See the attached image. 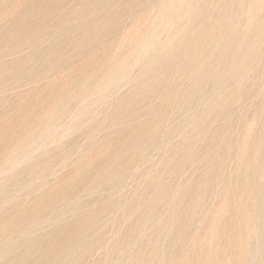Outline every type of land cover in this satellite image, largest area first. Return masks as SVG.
<instances>
[{
	"label": "rangeland",
	"instance_id": "1",
	"mask_svg": "<svg viewBox=\"0 0 264 264\" xmlns=\"http://www.w3.org/2000/svg\"><path fill=\"white\" fill-rule=\"evenodd\" d=\"M4 0H2L1 2H0V20H1V22H0V28H1V32L3 33V34H5L6 32H11V30L13 31V29H15L14 31H16L17 30V28H18V26L19 25H21L22 24V14L23 15H26V14H30V18H29V20H30V22L32 23L31 24V28L30 29H32V30H30L29 32L27 31L25 34H26V36L27 35H29L28 33H30V35H29V38H28V36H27V38H26V36L24 37V35L25 34H23V33H19L18 34V32H17V34H18V36H17V34L16 35H14L13 37H8L7 36V34H5L4 36H3V34H1V32H0V35L1 36H3V39L5 40V38H8V39H13V40H7L8 41V43H7V41L5 40V42H3L2 43V41H3V39H2V37L0 36V81L2 82L1 84H0V91H1V93H0V123L1 122H5V121H8L9 122V120H10V122L8 123V122H6L7 123V125L6 124H4L3 125V123H1L0 124V135H1V137L3 136L4 137V139H0V151H1V153L2 152H4V154L6 153V155L5 156H2V157H5V158H7L8 156H9V154L13 151L14 152V155H11V156H9L10 158H12V159H10L9 157H8V159H10V163H15L16 162V160H18V161H20V158H21V161L18 163V162H16L17 164H20L19 166H18V168H17V166H16V164L14 165H9V161H8V159H7V162H8V164H4L3 163V167L5 168L6 166H11L10 168H11V170H9L8 171V167H6L5 169L4 168H1L0 167V169H4L3 170V172H2V170H1V172L2 173H4L6 170L8 171V173H7V171L5 172V173H7V174H2V173H0V180H2L1 178H4L3 180H5V181H3L2 180V182H0V185L2 184V187H0L1 189H3V187H7L9 184H10V188L11 189H9L8 187V190H9V192H10V194L9 195H11V193H13L11 196H13L14 198L17 196V198H15V200L16 199H18V201H15L14 200V198H12L11 196H7V197H11L12 199H9V198H7V201H8V199H9V201L8 202H11V203H8V202H6V201H3V200H6V199H2V197H1V195H0V199H2V200H0V203H1V206H5V208H3L2 207V209L0 210V211H3V210H6V211H4V212H6L7 214H9L8 216L9 217H11L13 214H10V212H13L14 213V211H16V210H14L15 208H17V207H19V205H25L26 203L28 204L29 202V204L27 205V207H29V206H31V205H34L33 203H38V202H40V200L38 201V199H42V198H40V197H43V195H47V194H50L51 192H53V193H51V194H55V193H57L58 191H60V190H62V189H64L63 187L65 186L64 184H61V180L59 179V178H61L62 179V181H66V179L64 180L63 179V176L64 175H69V174H71L72 172H73V174L75 173L74 172V168H76V167H78V164H79V166H80V164H82V162H85V161H87V158H89V157H86V160H85V157H83L82 158V156L84 155V156H86L87 154L88 155H93L94 153H98L99 152V150H100V148L98 147L99 145L98 144H101V143H106V145L105 146H109V148H111V145H112V147H114L115 146V144H116V142H117V137H118V135L120 134H123V135H126L127 134V131H129V132H131L132 130L130 129V128H133V130L134 129H136V127L137 128H140V126H145L146 124H147V120H148V118L150 117V116H152V115H150L152 112L151 111H153V110H155V111H160L161 109H164V107H165V109H166V107L167 108H170V107H175V109L177 110H174V112H175V114H174V112H172L171 114H170V117L169 118H171V119H169L168 121H167V119L165 120L166 122H165V125L164 124H162V125H160V126H163V127H161L160 128V126H158V127H155L156 128V130L154 129L153 131V133H155V135L156 134H160L161 133V135L158 137V135H156V136H154L156 139H158V140H161V143L162 142H164L163 144H164V146H163V144L161 145L160 144V146H156L155 144H150V146H148V148H147V153H148V151H149V153L147 154L146 153V155L142 158V159H139L138 161L136 160L135 162H134V164H133V169H130L129 170V172L128 173H130V174H125L124 175V179L126 180L125 182H124V179L122 180L123 182L117 187V189L115 188L114 190H112V192H111V188H112V185H111V187H110V185H109V183L107 184V183H103V184H101L100 186V188L97 190V189H95V192H93L92 190H90V191H83L82 192V189H79V190H81V191H79V190H77V191H79L82 195H79V197H80V199H79V197H78V195L76 196V198L74 197L77 193L76 192H74V190L76 191V189H74V190H72V192H70L69 194V200L68 199H65V200H61L62 201V203H61V201L59 202V201H56V206L57 207H61L60 205H64L63 203H65L64 201H69L70 202V197H71V194H73L72 195V200L71 201H75V200H77V201H75V203L74 204H72L71 206H70V203L68 202V203H65V205L63 206V208H65V207H68L67 209H65L64 211H66L65 213L64 212H62V214L63 215H61L60 213H59V215H58V212H56L55 214L53 213H51V214H49V216H48V214L46 215H44L42 218H44L43 220L45 221V222H43V221H41L42 220V218L40 219V223L41 222H43V223H41V224H39V227H41V228H38L37 226L36 227H34V228H37V229H34V228H32L33 230H35V231H33L32 229H29L30 228V226H20L18 229H19V231L17 232V233H15V235H17L18 233H20V232H23V233H21L20 235H22L23 234V236H24V230L27 232L26 234H25V236L24 237H26L29 233V235H31V236H29L30 238L29 239H33V237H34V239L35 238H37L39 235H41V236H43V235H45V234H47V231H48V234H50V233H58L57 235H59L60 233H62V231L63 230H61V228H60V230H58L57 228L58 227H62V229H64L65 228V226L66 227H68L69 226V224H71V223H73V222H75L74 220H76V219H78L81 215V217L79 218V219H81L82 217L84 218L86 215H87V211H89V210H92V211H98L97 209H99L100 211H99V213L101 212H103L102 214H104V215H102V214H99L98 212H96V213H98L99 215H101V217H103L102 218V220H105V221H103V222H101V223H98V225H96L97 227V229L99 230V226H100V224H102V223H104V226H105V224H106V226L104 227L103 225V229H102V227L100 226V231L102 232L103 230L104 231H107V233H109L108 235H109V239H110V241H109V239L107 238V236L108 235H104V234H106V232H104V234H102V233H100L97 229L95 230V231H93L95 228V226L93 227L94 229H91L92 228V226H93V223L92 222H89V223H87L86 224V226H85V230H87L88 232H91V231H93V235L91 234V233H88L87 231H86V233L85 234H87V236L86 235H84L85 237V239L84 240H86V237H87V240H88V238H89V236L91 235L92 236V238L90 237V239L89 240H91V242L89 241H87L86 243H88V244H86L85 243V245H90V243H92V245L93 244H95L96 245V243H97V245L96 246H94V248L95 249H93V252H92V247L89 249V250H91V251H89L88 250V253H90V254H88L86 251H85V249H84V246L85 245H83V246H81V247H83V249L82 248H80V252L81 251H83V253H87V254H83L82 253V260L80 259V257H79V259H78V261H77V263H75V264H85V263H91V264H108V263H110V264H118V263H120V261H121V259H122V262L120 263V264H124V262H125V264L127 263V262H130V263H128V264H135L137 261L135 260L136 259V257H138V254L140 253V251L139 250H141V248L144 246V244H143V241H146L147 242V238L149 237L148 235H154V228L152 229V226H151V230H152V232H151V234H149L150 233V228H148V227H150L149 226V224H151V223H148V222H150V221H148V222H146L147 220H144V222L145 223H143V220H141V222H142V224H138V225H145V226H137V225H135V228L137 229V228H139V229H137L136 231H139V230H143L142 232H144L145 230V232L144 233H141V235L140 236H137V237H140V238H135L134 236H132V238L131 239H129V241H126L127 243H125V238H124V242L123 243H125L126 245H127V247L128 248H126V247H124L125 245L122 243V238L124 237V234H122V233H124V232H126V228H127V226H128V228L129 227H131V224H132V226H133V224H136V223H134V222H137L138 221V219H137V217H135V216H138L139 215V213H140V209L142 208V207H139L140 205H141V203L143 202H145L146 203V201H147V199H148V196L150 195V197L154 194V189L155 188H153V186L151 185V184H155V186H156V183L159 181V183H157V185H159L161 182L164 184L165 182V187L169 190V193H170V191H172L173 190V192L175 193L176 192V195H174V193L172 194H169V196L170 197H168L166 200H163L164 201V206L166 207V209H165V207H161V206H159L158 207V204H160L161 203V201H162V199L160 198L159 200H161V201H158V203H157V205H156V207H155V210H154V213L152 212V211H150V213L151 214H157V213H160L159 215L161 216H159L160 217V221H161V223H164V225H163V232H166L167 230V228L168 227H170V229H168V231L167 232H169L170 233V235L168 236L169 237V241L167 240V238L168 237H163L162 238V236H164L163 234H161L160 235V241H164V242H162V244L161 243H159L160 241L158 240L159 238H157L156 239V244H157V246H158V244H161V250H160V248H158V250H160L161 251V255H160V252H158V250H157V252L156 253H159V256L160 257H157L158 255L155 253V252H146L147 254H145V257L144 258H146L147 256V258H148V262L146 263V264H149L150 262L152 263V264H167L169 261H171L173 264L175 263L173 260L174 259H176V257L177 258H179V257H181V254L185 251L186 252V250H187V252H190L191 253V257H190V253H189V257H185L186 258V261H185V258L183 259V261H182V264H188V262L190 261V259L191 258H197L196 256H194L195 254H194V249L196 248H193V246H196L197 245V243H199L198 241H200V242H204L205 241V239H204V237H205V234H206V231L205 230H207L206 228H207V225L208 224H211L212 223V221L214 220V222H213V224H211V225H215V223H220V224H217V226L215 225L214 226V228H216V231H217V237L216 236H213L214 238H212L210 241H211V244H212V248H213V245L214 244H216V247H217V249H216V247L214 246V249H212L211 247H208L207 249H208V251H209V248H211L213 251H215V249H216V253L214 252V254H213V256H216V259L215 258H212V259H214L215 261L216 260H218V257L217 256H221L222 254H223V256L222 257H224V259L223 260H221V258L222 257H220L219 259L221 260V262H219V260L218 261H216V263L218 262L219 264L221 263V264H224L225 262H227V263H225V264H230L231 262H233V260H234V258L237 256V255H235V256H230V252L231 251H233L231 254H236V253H238L239 252V249H240V246H246L247 245V247H246V249H247V255H246V257L245 258H247L246 260L247 261H249V262H247L246 261V263L245 264H250V263H252V264H264V231H263V229H264V218H263V214L264 213H262V212H264V211H261L260 212V214L261 215H259V217L260 218H255V220L254 221H251L250 222V220H253V219H251V216H252V218H253V216H255V213H254V210L253 209H256L257 208V205H261V204H263L262 205V210H264V181H262L264 178V143H263V145H262V142H259V137L260 138H264V123H262L261 121H262V119H263V122H264V0L262 1L263 3H262V8L261 9H259V10H256V9H254V7L252 8L251 7V5L253 4V2H252V0H250V2H251V5H250V8H252V9H250V8H247L248 10H251V14H250V16L251 17H249V18H242L241 20H240V22H243V23H240L241 25V27H242V29L244 30V31H246L247 33H249V34H253V29L256 27V26H258L259 25V27H261V29H262V31H263V34H262V38H261V40H259V43H258V47H257V49L259 50L252 58H250L249 59V65L250 66H248V70L246 71V74H245V76L243 77V78H241L239 81H230V82H228V83H225V84H223L222 86H220V85H217L216 87H214L213 88V91H214V96H213V92H212V96L213 97H211V98H213L212 100L213 101H215L216 99H221V104L219 105H217V108H214V109H211V111H210V108L208 109L207 107H209V104L208 103H210L209 101H208V103H206L207 102V100L208 99H211L210 97L207 99V100H204L203 102H205V103H203L202 101L201 102H199V104L197 103V106L199 107H197L196 109H194V107L196 106L195 104L196 103H193L192 105H193V109L190 107V105H189V109H191L190 111H189V109H187V107H185L186 108V110L185 111H187V112H185L186 114H184V111H182L183 109L182 108H179V107H181V102L180 101H178L176 98H177V96L178 95H176V94H178V89H176L178 86H180V87H182V86H184V87H186V85H188L189 83H190V81L194 78V76H196L197 74H198V72H199V70H196L197 69V67H199L198 66V64H197V62L195 63V61H197L196 59H192V61H190V63L187 65V66H182L179 70H177V73H176V71L175 70H173V71H175V72H173V73H170L171 71L169 70V68H166V69H164L163 71H161L162 73V75L163 76H167V78H166V76L164 77V78H162L161 77V74L159 73L160 72V69H159V72L157 71V73H153L154 71H152L151 73H150V71L149 72H146L145 73V75H143V73H142V68H140L141 67V65L143 66V61L145 60V58H146V55L143 57V58H141V60L139 59L138 61H140V62H137V63H133L132 65V67H130V69H129V67H128V70H126V72L125 73H128L130 70H131V75L132 74H134L133 76H131V77H129V78H131L130 80L133 82V84L132 83H130L131 81H129V79L127 78V76H129L128 74L130 73H128L127 75H124V74H122L124 77H122L121 79H122V81L119 79V77L121 76V75H119L118 77H117V80L119 79L120 81H119V83H118V81L117 82H115L116 84H114L113 86H111L113 83H111L110 84V86L109 85H106L105 84V87H103L102 86V88H105V89H102L101 91L103 92V90H105L104 92H106V93H104V95H103V93L101 92V94H102V96H105V97H102V96H100L98 93H100V91L99 92H97V91H95V89H94V87H92V89H94V90H92L90 87H91V85L92 86H94L95 84H96V80L97 81H99L100 79H102V74H103V72H104V69L106 68V66L108 65V64H110V59H113V58H115V57H113V55H117V57H120V54L119 53H121V54H123L124 52L123 51H125V52H129V51H133V53H132V51L131 52H129V53H131V54H129L128 55V53L127 54H123V55H126V56H129V58H132L133 57V55H134V50H133V48H132V43L135 41V40H137L138 38H142V37H144V34H145V32H146V26H148V24H150V21H151V19H152V17H153V15L154 14H156V9H157V3H158V1L159 0H113V1H111L110 0V2H112V4L109 2V0H96V1H94V0H89L90 2H91V4H90V2L88 1V3H87V0H59V1H57L56 2V0H55V2H54V0H39V2L37 1V0H35V2H34V0L32 1V0H8V1H4ZM17 1V2H16ZM27 1V2H26ZM29 1H32V3H30ZM63 1V2H62ZM92 1L94 2V4L92 3ZM100 1H102L103 3H107V4H102ZM144 1V2H143ZM150 2V4H148L149 2ZM212 1V2H211ZM223 1V2H222ZM228 1V2H227ZM16 2V3H15ZM50 2V3H49ZM54 4L53 6H51L52 5V3ZM60 2V3H59ZM96 2V3H95ZM111 4H109V3ZM126 2V3H125ZM146 2V3H145ZM154 2V3H153ZM155 2H157V3H155ZM209 2H211V4L209 3ZM231 2V0H218V1H215L214 2V0H208V3L210 4V7H211V9H214L212 12H211V19H212V17L214 18V15L217 13V9H224V7L226 8V7H228L230 4L231 5H233L232 3H230ZM13 4V6H11L12 4ZM99 3H100V6H99ZM120 3V4H119ZM141 3V4H140ZM214 3V4H213ZM221 3V4H220ZM227 3V4H226ZM18 4V5H17ZM23 4L25 5V6H23ZM30 4V5H29ZM31 4H32V6H31ZM37 4V5H36ZM44 4V5H43ZM55 4H61V5H55ZM108 4H109V6L114 10H112V9H110V8H108L109 6H108ZM146 4V5H145ZM213 4V5H212ZM216 4V5H215ZM1 5H2V8H1ZM19 5H20V7H19ZM35 5H36V7H35ZM42 5H43V7H42ZM87 5V6H86ZM93 5L95 6V7H93ZM102 5V6H101ZM105 5H106V7H105ZM113 5V6H112ZM120 5V6H119ZM152 5V6H151ZM28 6H29V8H31V9H29L28 8ZM38 6H39V8H38ZM56 6V7H55ZM92 6V7H91ZM99 6V8H97L96 9V7H98ZM124 6V7H123ZM142 6H144L143 8H142ZM149 6V7H148ZM215 6V7H214ZM218 6H219V8H218ZM22 7V8H21ZM24 7V8H23ZM25 7H27L28 8V10L25 8ZM46 7V8H45ZM58 7H60L61 8V10H59L58 9ZM102 7V8H101ZM118 7H120V8H118ZM147 7V8H146ZM156 7V8H155ZM22 9V10H18V9ZM36 10H35V9ZM51 8V9H50ZM53 8V9H52ZM55 8V9H54ZM63 8V9H62ZM93 8H95V9H93ZM127 8V9H126ZM1 9H3V10H1ZM12 10V11H10V10ZM25 10V12H24V10ZM42 9H43V11H42ZM57 9H58V11H57ZM119 9H120V11H119ZM142 9V10H141ZM149 9V10H148ZM35 10V11H34ZM37 10L39 11V12H43L42 14L40 13L39 14V12L37 13ZM44 10H47L46 12L44 11ZM51 10V11H50ZM53 10V11H52ZM93 10V11H92ZM95 10V11H94ZM137 10V11H136ZM138 10H139V12H138ZM23 11V13L21 14V12ZM27 11H29L28 13H26ZM30 11H32V12H30ZM33 11H34V13H33ZM56 11V12H55ZM60 11V12H59ZM79 11V12H78ZM88 11H91L90 13L88 12ZM104 11V12H103ZM115 13H113V12ZM154 11H155V13H154ZM256 11V12H255ZM14 12V13H13ZM45 12V13H44ZM48 12H50V13H48ZM66 12V13H65ZM85 12L87 13L86 15H85ZM109 12V13H108ZM121 12V13H120ZM214 12H215V14H214ZM255 12V13H254ZM13 13V14H12ZM26 13V14H25ZM32 13L34 14V15H32ZM53 13V14H52ZM80 13H81V15H82V17H81V15H80ZM107 13L108 14H112L111 16H110V18L108 17V19H109V22H110V20H111V22L110 23H108V24H105L104 22L105 21H107V19L106 20H104V22H101V21H103V19H105V17L106 16H109V15H107ZM10 14V15H9ZM40 16H39V15ZM44 14H45V16H44ZM51 14V15H50ZM59 14V15H58ZM70 14H73V15H71L70 16ZM118 14H120V16L118 15ZM129 14V15H128ZM147 14V15H146ZM153 14V15H152ZM261 14H263V15H261ZM5 15H7V16H5ZM37 17H36V16ZM43 15V16H42ZM88 15V16H87ZM118 15V16H117ZM213 15V16H212ZM32 16H33V22H32ZM49 16H51L50 18H49ZM52 16H53V18H52ZM60 16H63V17H60ZM73 16V17H72ZM80 16V17H79ZM118 17V19L117 20H115V17ZM155 16V15H154ZM259 16H261V19H260V17ZM39 17V18H38ZM2 18H6V19H2ZM38 18V19H37ZM59 18V19H58ZM62 18V19H61ZM66 18V19H65ZM69 18V19H68ZM76 20H75V19ZM107 18V17H106ZM112 18V19H111ZM121 18V19H120ZM155 18V17H154ZM154 18L152 19V20H154ZM20 19V20H19ZM49 19V20H48ZM54 21H53V20ZM46 20V21H45ZM55 20H57V21H55ZM62 20V21H61ZM248 20V21H247ZM38 21H40V23L38 22ZM53 21V22H52ZM64 21H66L65 23H64ZM73 21V22H72ZM116 21V22H115ZM190 21L192 22V23H194L192 26H191V29H192V27L193 28H197L196 27V25L198 24V22H199V19H196V21L195 22H197V23H195L194 21H193V19H190ZM211 21V20H210ZM258 21H260V24H258L257 25V23H258ZM14 22H16V23H14ZM17 22H19V24L17 23ZM21 22V23H20ZM42 22V23H41ZM49 22H51V23H49ZM55 22V23H54ZM99 22L103 25H101V24H99ZM149 22V23H148ZM9 23V24H8ZM13 23V24H12ZM39 23V24H38ZM44 23V24H43ZM49 23V24H48ZM56 23H57V25H56ZM58 23H59V25H60V23L62 24V25H60V27H59V25H58ZM72 23V24H71ZM96 23H97V25H96ZM18 24V25H17ZM41 24V25H40ZM45 24H47V25H45ZM64 24V25H63ZM105 24V25H104ZM110 24H111V27H110V29L107 27V26H110ZM245 24V25H244ZM10 25H11V27H10ZM48 25H50V26H48ZM53 25V26H52ZM70 26V27H68L69 28V30H68V28H67V26ZM72 25V26H71ZM93 25L94 26H97V28H94L93 27ZM107 25V26H106ZM115 25V26H114ZM133 25V26H132ZM14 26H15V28H14ZM44 26H47V27H44ZM66 26V27H65ZM87 26V27H86ZM88 26H90V27H88ZM106 26V27H105ZM7 27H10V31H9V28H7ZM12 27H13V29H12ZM37 27V28H36ZM41 27V28H40ZM51 28V29H49V28ZM61 27H63V28H61ZM8 30H7V29ZM67 30H66V29ZM4 29V30H3ZM5 29H6V31H5ZM56 29V30H55ZM61 29H63V30H61ZM86 29V30H85ZM93 29V30H92ZM94 29H95V31H94ZM172 29V30H171ZM171 29H169V31L168 30H163V32L161 33V35L159 34V36H158V40H159V42H163V41H165V40H167L169 37L166 35L167 33V31L170 33V36L172 35V34H176V33H178L179 32V36L180 37H182L181 35H183V30L182 31H180V30H177L175 27H171ZM174 29V30H173ZM34 30H36V31H34ZM37 30H38V33H37ZM40 30H42V31H40ZM64 30H66L65 32H66V34L64 35ZM84 31L85 32V34H84V36L83 37H81V35H80V31ZM99 30H101V31H99ZM129 30V31H128ZM171 30V31H170ZM176 30V33L174 32ZM3 31H5V32H3ZM69 31V32H68ZM81 31V32H82ZM88 31V35H89V40H92L93 39V41L92 42H87L86 43V41H89L88 40V38H87V32ZM126 31V32H125ZM145 31V32H144ZM34 32V33H33ZM36 32V33H35ZM83 32V33H84ZM97 32V33H96ZM128 32V33H127ZM134 32V33H133ZM183 32V33H182ZM83 33H81V34H83ZM94 33V34H93ZM95 33H96V35H95ZM163 33H165V34H163ZM21 34V35H20ZM23 34V35H22ZM31 34H32V36H31ZM35 34V35H34ZM121 34V35H120ZM70 35H71V38H70ZM86 35V36H85ZM100 35V36H99ZM169 35V34H168ZM178 35V34H177ZM21 36V37H20ZM30 36H31V39H30ZM34 36V37H33ZM93 38H92V37ZM94 36H96L95 38H94ZM190 36V34H189V32L188 33H186L185 34V36H184V40L185 39H187V37H189ZM16 37H18V39L16 38ZM66 37V38H65ZM91 37V38H90ZM135 37H138V38H135ZM162 39H161V38ZM166 37H167V39H166ZM14 38H16L15 40H14ZM21 38V39H20ZM68 38V39H67ZM72 38H73V40H72ZM77 38V39H76ZM83 39V38H85L86 39V41H85V39H83V41L80 43V44H82V45H80L79 44V42H80V39ZM126 38V39H125ZM134 38H135V40H134ZM24 39H26V41L24 40ZM34 39V40H33ZM74 39H76V40H78L79 42H77L76 40H75V42H74ZM98 40V43H99V45H98V43H96L97 42V40ZM101 39V40H100ZM104 39V40H103ZM18 40H24L23 41V43H18ZM28 40V41H27ZM68 40V41H67ZM70 40V41H69ZM72 40V41H71ZM100 40V41H99ZM116 40H118V41H116ZM134 40V41H133ZM163 40V41H162ZM11 41V42H10ZM16 41V42H15ZM261 41V42H260ZM71 42V43H70ZM73 42V43H72ZM79 44L77 47H76V44L77 43ZM100 42H101V44H100ZM7 43V46H9L10 45V43L12 44V45H10V47H8L7 48V46L5 45V44ZM28 43V44H27ZM70 43V44H69ZM75 43V44H74ZM85 45H84V44ZM93 43V44H92ZM135 43H136V41H135ZM3 44H4V46H3ZM16 44V45H15ZM46 44V45H45ZM72 44H74V46L72 45ZM89 44H91V46H89L88 47V45ZM96 44V45H95ZM109 44V45H108ZM86 45H87V47H86ZM94 45V46H93ZM101 45H103L104 47H102ZM108 45V46H107ZM133 45H134V43H133ZM155 45L158 47L157 48V50H155L154 48H156L155 47ZM155 45H153V47L149 50V53L151 52V54H148L147 55V58L149 57H151L152 58V56L154 57L155 56V54L156 53H158L159 52V50H160V48H159V46H158V44H155ZM5 46H6V48H5ZM16 46V47H15ZM106 46V47H105ZM182 46V45H181ZM262 46V47H261ZM17 47H18V49H17ZM31 47V48H30ZM49 47V48H48ZM79 47V48H78ZM86 47V48H85ZM91 47V48H90ZM102 47V48H101ZM109 47V48H108ZM118 47V48H117ZM12 48V49H11ZM16 48V49H15ZM46 48V49H45ZM104 48V49H103ZM106 48H108V50H106ZM114 48V49H113ZM134 48H135V50H136V46H134ZM11 49V50H10ZM15 49V50H14ZM39 49V50H38ZM42 49H45V50H43L42 51ZM96 49V50H95ZM110 49V50H109ZM116 49V50H115ZM129 49V50H128ZM152 49H154V50H152ZM159 49V50H158ZM38 50V51H37ZM53 50V51H52ZM55 50V51H54ZM91 50V51H90ZM99 50V51H98ZM126 50H128V51H126ZM4 51H5V53H4ZM50 51H52L53 53H54V55L52 54V52H50ZM58 51V52H57ZM155 52V54H153L154 52ZM157 51V52H156ZM11 54H10V53ZM38 52V53H37ZM39 52H42V53H44V54H42V53H40V54H42V55H44L43 57H40L39 56V58L37 57L38 55H39ZM91 54H90V53ZM102 52H105L104 54H106L107 56L108 55H110L108 58H109V61L107 60V62H105L106 60H105V58H103V56L105 57L106 55H103V53ZM109 52V53H108ZM123 52V53H122ZM37 53V54H36ZM47 53H49V54H47ZM58 53H60V54H58ZM113 53V55H111ZM161 53H162V51H161ZM167 54L166 52H164L163 51V53L162 54ZM30 54V55H29ZM46 54V55H45ZM98 54V55H97ZM102 54V55H101ZM258 54V55H257ZM261 54H262V56H261ZM34 55H36V58H35V56ZM41 55V56H42ZM51 55H53V56H51ZM56 55H58L57 56V58H56ZM130 55H131V57H130ZM32 56V57H31ZM34 56V57H33ZM47 56L48 57H51L50 58V60H49V58H47ZM62 56V57H61ZM106 56V57H107ZM122 56V55H121ZM256 56H257V58H256ZM26 57V58H25ZM29 57V58H28ZM30 57L32 58L31 60H30ZM44 57H46V58H44ZM93 59H92V58ZM98 57V58H97ZM111 57V58H110ZM116 57V58H117ZM4 58V59H3ZM21 58H23V59H21ZM27 58H28V60H27ZM56 58V59H55ZM101 58H103L102 60H100ZM107 58V59H108ZM115 58V59H116ZM258 58H262V59H258ZM20 59V60H19ZM25 59V61L23 62V63H21L23 60ZM34 59H36V61H35V63L37 62V63H39V65L42 63V60H43V62H46V63H42L40 66H43V64H44V66L43 67H40L39 65H35L33 62H34ZM39 59V60H38ZM56 60V62H55V60ZM97 59V60H96ZM254 59L256 60L255 62H253L254 61ZM3 60V61H2ZM22 60V61H21ZM59 60H61V61H59ZM9 61H10V63H9ZM17 61V62H16ZM18 61H20V62H18ZM28 61V62H27ZM33 61V62H32ZM55 63H54V62ZM58 61V62H57ZM90 61V62H89ZM97 61H102L103 63H100V62H97ZM194 61V62H193ZM260 61V63L258 64V62ZM261 61H262V63H261ZM33 63V64H31V63ZM92 62V63H91ZM97 64V65H94L95 63ZM109 62V63H108ZM253 62V63H252ZM257 62V63H256ZM36 63V64H37ZM52 63V64H51ZM54 63V64H53ZM111 63H112V60H111ZM193 63H195V65L197 66H194V64ZM252 63V64H251ZM11 64H12V66H11ZM82 64V65H81ZM85 64H86V66H87V68H86V66H85ZM90 64V65H89ZM99 64V65H98ZM100 64H103V65H100ZM139 64V65H138ZM13 65H15V66H13ZM37 66V67H35V66ZM88 65L90 66L89 68H88ZM258 65H260V66H258ZM19 66V67H18ZM34 66V67H33ZM45 66H46V68H45ZM80 66V67H79ZM84 66V67H83ZM91 66H92V73H91V75L93 76V77H95V78H91V79H89V80H91V81H89L88 80V83H86L87 85H85L84 87L83 86H81L80 84H78V83H80V81L82 80V78L81 77H84L87 73H90V70H91ZM134 66H135V68H134ZM194 66V67H193ZM258 66V67H257ZM262 66H263V68H262ZM3 67V68H2ZM11 67V68H10ZM79 67V68H78ZM186 67V68H185ZM188 67V68H187ZM193 67V69L195 68V70H193V71H189L191 68ZM259 67H261V68H259ZM41 68V70H39V69ZM42 68H44V69H42ZM78 68V69H77ZM83 68H86L85 69V71L87 72H85L84 71V74L82 73L83 71L82 70H84ZM182 68H185V69H182ZM259 68V69H258ZM2 69H4V70H2ZM8 69V70H7ZM10 69V70H9ZM15 69H17L19 72H17ZM30 69V70H29ZM66 69V70H65ZM79 69H80V72H79ZM140 69H141V71H140ZM181 69L183 70L182 72H181ZM251 69V70H250ZM255 69V70H254ZM37 70H39L37 73H36V71ZM78 70V72H76ZM98 70V71H97ZM103 70V71H102ZM137 70H139V72H137ZM162 70V69H161ZM166 70V71H165ZM192 70V69H191ZM257 70V71H256ZM262 70V71H261ZM13 73L14 72V74H11V72ZM17 72V74H16V72ZM101 71H102V73H101ZM128 71V72H127ZM164 71L166 72V73H164ZM167 71L169 72V73H167ZM179 71V72H178ZM189 71V75H188V73H187V75H186V72H188ZM196 71V72H195ZM249 71H250V73H251V75H249L250 73H249ZM254 71V72H253ZM1 72H2V74H1ZM4 72V73H3ZM8 72V73H7ZM40 72H41V74H40ZM43 72V73H42ZM141 72V73H140ZM181 72V73H180ZM257 72H259V74H260V76H259V74L257 73ZM19 73V74H18ZM95 73V74H94ZM137 73V75H135ZM190 73H194V76H193V74H192V77H191V75H190ZM255 73H256V75H255ZM16 74V75H15ZM39 74V75H38ZM77 74H79L80 75V77L77 75ZM101 74V75H100ZM150 74V75H149ZM154 74V75H153ZM169 74H172L173 75V77H171V75L169 76ZM177 75V78L175 79V77H176V75ZM263 74V75H262ZM4 75V76H3ZM12 75H14L13 77H12ZM19 75V76H18ZM32 75V76H31ZM46 75V76H45ZM68 75V76H67ZM140 75H142L141 77H140ZM254 75V76H253ZM9 76H11V77H9ZM134 76H136V77H138L137 79H138V82H136L137 81V79H136V77H134ZM156 76H158V77H156ZM180 76V77H179ZM184 76H185V78H184ZM186 76H188V77H186ZM190 76V77H189ZM256 76H257V78H259L260 77V79H258L257 80V78H256ZM4 78V79H1V78ZM16 77H18L17 79H16ZM33 77V78H32ZM101 77V78H100ZM142 77H143V81H145V82H141V80H142ZM145 77V78H144ZM5 78H7V80H9V78H11V80H9L8 82H7V80L5 79ZM44 78V79H43ZM54 80H53V79ZM135 79L134 81L132 80V79ZM156 78V79H155ZM170 78V79H169ZM190 78V79H189ZM262 78V79H261ZM14 79V80H13ZM94 79V80H93ZM128 79V80H127ZM146 79V80H145ZM149 79V80H148ZM155 79V80H154ZM161 79V80H160ZM165 79V81H163ZM167 79H169V80H171L170 82H169V80H167ZM175 79V80H174ZM252 79V80H251ZM63 80V81H62ZM77 80H79V81H77ZM93 80V81H92ZM103 80V79H102ZM102 80H100V83H102L101 81ZM124 80V81H123ZM126 80V81H125ZM151 80V81H150ZM184 82H183V81ZM257 80V81H256ZM6 81V82H5ZM76 81H77V84H76ZM127 81H129L128 83H126ZM139 81H140V84H139ZM166 81H168V82H166ZM176 83H175V82ZM188 81H189V83H188ZM260 81V82H259ZM10 82V83H9ZM64 82V83H63ZM70 82V83H69ZM74 82H75V84H74ZM93 82V83H92ZM147 82H149L150 83V85L152 84L153 86H155L152 90H150L149 91V93H148V91L147 92H145V90H144V88H146L147 87ZM153 82V83H152ZM163 83V84H161V83ZM169 83V84H166V83ZM233 82V83H232ZM235 82H236V84H235ZM250 82H252V83H250ZM255 82H256V84H255ZM261 83V84H259V83ZM263 82V83H262ZM49 83V84H48ZM99 82H97V84H98ZM135 83V84H134ZM145 83H146V85H145ZM164 83H165V85L167 86V85H169V86H165L164 85ZM183 83V84H182ZM231 83V84H230ZM5 84V85H4ZM89 84V85H88ZM123 84H125L124 86H122ZM136 84H138V85H141V86H138L139 88L137 89V86H136ZM160 84V85H159ZM170 84H172V85H174V86H172V88H171V86H170ZM232 84H234V85H232ZM250 84V85H249ZM255 84V85H254ZM47 85V86H46ZM60 85H65V86H67L68 85V90H67V88L66 87H63V92H62V90H60L61 88H62V86H60ZM71 85H75V86H70ZM77 85V86H76ZM101 85H103V84H101ZM118 85H120V86H118ZM130 85V86H129ZM144 85H145V87H144ZM164 87H162V86ZM248 85V86H247ZM257 85V87H255L254 88V86H256ZM259 85V86H258ZM59 86H60V88H59ZM88 87V89H87V87ZM108 86V87H107ZM117 86V87H116ZM132 86H136L135 87V90L136 91H138L139 93H137V96L135 95V97H137L138 98V100H137V98H136V106H137V104H138V106L136 107V106H134L133 104H131L130 105V108L129 107H127L128 109L126 110L127 112H125L126 114H124L122 117H121V119L119 118V120H122V122L121 121H115L116 119H118V117L117 118H113V115L111 114V113H115L117 110H121L122 109V107L119 109V107L120 106H122V99L123 98H125V94H127V95H130V94H132L133 92L132 91H134V93H135V90L133 89H130ZM158 86H160V90H159V87ZM228 86H230V87H228ZM233 86V87H232ZM239 86V87H238ZM250 86V87H249ZM8 87V88H7ZM56 87H57V89L59 88V94L61 95V96H58V97H60V98H57L56 96H54V94H52L53 93V91H54V93H56ZM70 87V88H69ZM77 87H80L79 89L77 88ZM82 87V88H81ZM113 87V88H112ZM184 87H182L181 89H183ZM219 87H221V88H219ZM226 87L228 88L227 90H228V92L229 93H231L232 91H234L237 87H238V89L239 90H237V93H234L230 98H228V99H226V97H227V95L229 94L228 92H227V95H226ZM234 87H236L235 89H234ZM16 88V89H15ZM66 90H65V89ZM77 88V89H76ZM107 88V89H106ZM114 88H116V90L114 89ZM133 88V87H132ZM141 88V89H140ZM162 88L164 89V90H162ZM219 88V90L220 91H218L217 89ZM230 88V89H229ZM249 88H251V89H253V91H254V93H252L253 91L251 90V89H249ZM71 89V90H70ZM76 89V90H75ZM81 89V90H80ZM83 89V90H82ZM84 89H86V90H84ZM147 89V88H146ZM170 90V92H171V94H169L170 92H169V90ZM180 89V88H179ZM5 90V91H4ZM17 90V91H16ZM70 90V92H69V95L70 94H72L71 95V98H70V96H68V93H67V91H69ZM74 90V91H73ZM77 90H78V92H77ZM95 91V92H92L91 94L92 95H90V96H94V94L97 92V95H99V96H97V98L98 99H96V96L95 97H91V99H92V103L94 104L95 102V105L97 104V103H99V104H97L96 105V107H95V105L93 106V104L92 103H90L91 101V99H89L90 98V96H89V98H88V91ZM115 90V91H114ZM129 90V91H128ZM141 90L143 91L144 90V92L147 94L148 93V96L146 95L145 97H143V99H142V97H141V101L139 102V100H140V98H139V96H138V94H140L141 93ZM158 90H159V92H158ZM175 90V91H174ZM222 90V91H221ZM230 90V91H229ZM241 90V91H240ZM243 90V91H242ZM245 90V91H244ZM249 90H251L250 92H249ZM8 91V92H7ZM16 91V92H15ZM65 91V92H64ZM72 91V92H71ZM113 91V92H112ZM131 91V92H130ZM153 91H156V92H153ZM166 91H168V92H166ZM215 91H218V92H215ZM19 92V93H18ZM33 92V93H32ZM81 92L83 93V94H85L84 96H82L81 97ZM88 92V93H87ZM110 92V93H109ZM117 92V93H116ZM152 92V93H151ZM221 92V93H220ZM238 92H240V96H242V97H240L239 96V98L238 97H236V96H238ZM250 94V93H252V95L250 94H248V93ZM42 93V94H41ZM62 93H63V95H62ZM86 93H87V95H86ZM108 93H109V95H108ZM133 93V94H134ZM160 93V94H159ZM165 93H167V96H165ZM174 93H175V95H174ZM216 93V94H215ZM225 93V94H224ZM52 96H54L55 98H56V100L58 99H60L61 100V102L60 101H56V103L57 102H60L59 104L61 105H59L58 103L57 104H55V101L53 102L54 103V105L55 106H57V107H55L54 108V110H52V102H51V100H50V96L51 95ZM57 94V93H56ZM55 94V95H56ZM66 94H67V97H68V99H66L67 97H65L66 96ZM78 94V95H77ZM90 94V93H89ZM106 94V95H105ZM154 94L156 95V96H154ZM218 94V95H217ZM245 94V95H244ZM247 94L249 95V97L247 96ZM32 95V96H31ZM58 95V94H57ZM65 95V96H64ZM75 95V98L73 97ZM163 95V96H162ZM171 95V96H170ZM172 95L173 96H176V97H173V99H172ZM220 95H221V97H220ZM226 95V96H225ZM19 96V97H18ZM62 96H64V97H62ZM80 96V97H79ZM86 96H87V98L89 99H87L86 98ZM117 96V97H116ZM122 96V97H121ZM124 96V97H123ZM217 96V97H216ZM247 96V97H246ZM28 97V98H27ZM38 97V98H37ZM54 97H52V101L54 100L53 98ZM73 97V98H72ZM109 97V98H108ZM116 97V98H115ZM155 97H157V98H155ZM159 97H161V99H159ZM162 97H165V98H162ZM170 97V98H169ZM232 97H233V99H234V101H235V104H234V102H233V100H232ZM235 97V98H234ZM115 98V99H114ZM119 98H121V99H119ZM145 98V99H144ZM149 98V99H148ZM259 98V99H258ZM13 99V100H12ZM29 99V100H28ZM40 99H42V101L44 102H42V101H40V103H42V104H44V105H42L41 107H39L41 104H39L38 105V103H39V100ZM47 99V100H46ZM62 99L64 100L65 99V101H62ZM71 99V100H70ZM73 99H78L77 101H73L72 102V100ZM87 99V100H86ZM101 99V100H100ZM103 99V100H102ZM104 99L105 100H107L106 101V103H104L105 101H104ZM121 100V101H117V100ZM159 99V100H158ZM163 99V100H162ZM165 99H166V102H165ZM223 99V100H222ZM263 99V100H262ZM37 102H36V101ZM85 100V101H84ZM94 100H96V101H94ZM170 100H172V101H174L175 103H174V105L173 106H171L172 104H171V102H170ZM176 100V101H175ZM232 101V103L233 104H231V106L228 104V102L227 101ZM5 101V102H4ZM31 101H35L34 102V104L31 102ZM45 101H47V104L45 105ZM67 101H69L68 102V104H69V107H68V105H67ZM82 101H83V103H82ZM103 101V102H102ZM114 101V102H113ZM138 101V102H137ZM145 101V102H144ZM178 101V102H177ZM262 101V102H261ZM17 102V103H16ZM65 102H66V105H65ZM80 102V103H79ZM124 102V101H123ZM148 102V103H147ZM152 102V104L154 105H152V104H149V103H151ZM156 104H155V103ZM163 102H164V104H163ZM24 103V104H23ZM64 103V104H63ZM77 103H79V104H77ZM91 104V106H90V108H89V105ZM102 103V104H101ZM121 105H120V104ZM143 105H142V104ZM178 103V104H177ZM200 103H202V104H200ZM225 103H227L228 104V106H226V108L227 107H229V110L228 111H230V113L229 112H227V109H226V111H224V105H226ZM231 103V102H230ZM240 103V104H239ZM243 103V104H242ZM3 104V105H2ZM5 104V105H4ZM29 104H30V106H31V104H33V106L32 107H30L29 106ZM48 104H50V105H48ZM80 104H81V106H80ZM84 104V105H83ZM110 104H112V105H110ZM117 104V105H116ZM146 105V107H145V105ZM158 104H160L161 105V107H163V108H161V107H159L160 105H158ZM169 104H171V105H169ZM204 104V105H203ZM208 106H207V105ZM12 105V106H11ZM27 105V106H26ZM50 106V107H48V106ZM73 105V106H72ZM76 105H77V107H76ZM88 106L87 107V109L85 110V108H86V106ZM100 105V106H99ZM116 105V107H114ZM119 105V106H118ZM124 105V104H123ZM126 105V104H125ZM125 105L123 106V108H125L126 109V107H125ZM132 105H133V107H136V112L133 110L132 111V113L134 114V119H136V120H131V118L133 117L132 115H128L129 117L127 118L126 117V115L128 114V110H131V107H132ZM147 105H150L149 107L147 106ZM158 106V108H157V106ZM163 105V106H162ZM177 105V106H176ZM191 105V106H192ZM202 105V106H201ZM234 105V106H233ZM243 105V106H242ZM20 106V107H19ZM25 107V109L27 108V110H28V112L29 111H31V109L33 110L32 112H29L28 114H27V110H24V107ZM43 106H47L48 108H50L52 111H50V110H48V108L47 107H43ZM67 106V107H66ZM79 106H80V109H79ZM84 106H85V108H84ZM103 106V107H102ZM118 106V107H117ZM126 106H128V104L126 105ZM142 106V107H141ZM143 106L145 107L144 109H143ZM151 106H153L154 108H155V106H156V108L154 109L153 107H151ZM206 106V107H205ZM23 109H22V108ZM61 107V108H60ZM62 107H63V111H64V116L62 115L63 113V111H62ZM67 109H66V108ZM71 107V108H70ZM75 107V108H74ZM177 107V108H176ZM204 109V110H206V108L209 110V112H208V110H207V112L206 111H204V112H206V114L207 115H211L212 117L214 116V117H216L215 118V121H213V119H214V117H213V119H212V117L210 118L209 116L207 117V115L206 114H204L203 113V110H201L202 108ZM205 107V108H204ZM216 107V106H215ZM220 107V108H219ZM230 107H233L232 108V110L230 109ZM3 108V109H2ZM30 110H29V109ZM38 108V109H37ZM39 108H40V110H39ZM41 108H44L45 110L47 109V111L49 112H52L53 114H49L48 113V115H49V117H51V118H49V120H48V117L46 116V117H44V118H46V119H44L43 117H42V114H44L43 113V111H44V109H42V111H41ZM84 109L86 112H84L83 114H82V109ZM110 108H111V110H113V108H115L113 111H111L110 110ZM118 108V109H117ZM143 110H142V109ZM179 108V109H178ZM201 108V109H200ZM258 108V109H257ZM21 109H22V111H21ZM35 109V110H34ZM37 109V110H36ZM57 109V110H56ZM66 109V110H65ZM75 109V110H74ZM76 109H78V110H76ZM89 109V110H88ZM138 109H141V110H138ZM147 109V110H146ZM182 109V110H181ZM200 109V110H199ZM220 109H221V111H224V112H226L227 114H225L224 112H221L220 111ZM10 110V111H9ZM17 110V111H16ZM26 112L25 114H27L28 115V117L27 118H25L26 120H25V123L27 122H29L30 120V122L27 124H25L24 123V119H23V117H24V111ZM81 110V112H79L78 114H77V112L78 111H80ZM93 110H95V113L93 112ZM107 110V111H106ZM123 110V109H122ZM261 110H263V111H261ZM47 111H45V113H47ZM61 112V113H58V112ZM68 111V112H67ZM72 111H77L76 112V114H75V112H73L72 113ZM123 111H125V110H123ZM149 111V112H148ZM192 111V113H189V112H191ZM195 111V112H194ZM197 111V112H196ZM199 111V112H198ZM212 111H214L213 113H211ZM20 112V113H19ZM38 114V116L40 115L41 117L40 118H43V119H41L40 121H42L41 122V125H39L40 123H38V122H40L39 121V119L37 118L38 116L36 115V113ZM89 112H90V114H89ZM99 112V113H98ZM131 112V111H130ZM129 112V113H130ZM137 112H140V113H137ZM142 112V113H141ZM201 112V113H200ZM218 112H221L222 114H220V116H221V118H218L216 115H218L219 113ZM233 112V113H232ZM257 112H259V113H257ZM21 113H23V115H21ZM32 113V115L33 114H35V116H36V119L33 117V121H32V115H30ZM40 113V114H39ZM71 113V114H70ZM138 115H137V114ZM146 113H148V114H146ZM199 113L201 114V116L199 117V116H194V115H199ZM216 113H218V114H216ZM224 113V114H223ZM250 113V114H249ZM16 114V115H15ZM17 114H18V116H19V118H20V116H22V118H20V120L21 121H19V123H17L18 121H17V119H18V116H17ZM55 114H57V115H60L61 114V116L63 117H61V116H55ZM73 114V115H72ZM74 114L75 115H80V117L78 116V118L80 119H78L76 116H74ZM89 116V118H88V116ZM136 114V115H135ZM191 114H192V117H191ZM194 114V115H193ZM234 114H237V115H234ZM261 114V115H260ZM6 115V116H5ZM45 115V114H44ZM54 117H56L55 118V121L54 122H56V120H57V123H54L53 124V120H52V116ZM69 115V116H68ZM82 115H84L83 117L84 118H81L82 117ZM92 115V116H91ZM93 115H94V117H93ZM97 115H99V116H97ZM104 115V116H103ZM107 115V116H106ZM147 117H146V116ZM173 115H175V116H173ZM178 115H180L179 117H178ZM182 115V116H181ZM184 115H186V116H184ZM188 115V116H187ZM190 115V116H189ZM203 115L205 116L206 115V117H205V119H208V121L207 120H205V119H203V122L205 121L206 122V125L207 126H209V124H211V122L213 123V125L211 124L210 125V128H212V129H210L209 127V129L207 128V130H203L201 133L200 132H195V131H193L192 129V131L193 132H191V130H189L190 129V127L192 126H190V125H188V127L189 128H187L186 127V129L184 128L185 127V125H187L188 124V122L190 121V123L189 124H191L192 123V121H193V119H197L198 117V119L196 120V121H200L201 119H202V117H203ZM230 115H232V116H230ZM13 116V117H12ZM71 116H74L75 117V119L77 118L78 119V121L80 122H78L77 120V122L76 121H70V120H73L72 118L73 117H71ZM97 116V117H96ZM130 116H131V118H130ZM139 116V117H138ZM173 116V117H172ZM219 116V115H218ZM250 116V117H249ZM257 116V117H256ZM261 116V117H260ZM16 117V118H15ZM26 117V116H25ZM31 117V118H30ZM60 118V119H58V118ZM70 117V118H69ZM101 117L103 118V117H105L104 119H106V122H104L103 120L104 119H101ZM115 122V125L117 126V128L118 129H120V130H117L118 131V133H116L117 131H111L110 130V127L111 128H113V127H115L116 128V126H114L113 124H114V122L113 121H111V119ZM136 117V118H135ZM184 117V118H183ZM196 117V118H195ZM228 117H230V118H228ZM235 117V118H234ZM6 118V119H5ZM69 118V119H68ZM93 118V119H92ZM110 120H109V119ZM125 119V121L126 120H130V122H129V120L127 121L128 122V124H130V125H128V124H126L127 122H125V124H122V123H124L123 122V119ZM138 118V119H137ZM142 118V119H141ZM191 118V119H190ZM249 118H251V119H249ZM28 119H30V120H28ZM34 119H35V121H34ZM38 119V122L36 121ZM54 119V118H53ZM82 119V120H81ZM88 120V122L86 121V120ZM89 119H91V120H89ZM174 119V120H173ZM227 119V120H226ZM232 119V120H231ZM244 119H245V121H244ZM51 120V121H50ZM93 120H95V121H93ZM109 120V121H108ZM143 122H142V121ZM183 120H185V121H183ZM187 120V121H186ZM192 120V121H191ZM210 120H212V121H210ZM231 120V121H230ZM234 120V121H233ZM11 121H12V124H11ZM46 121L47 122H49L50 121V123H52V125H51V127L53 128L51 131L52 132H54L55 131V133H56V130L55 129H58L57 130V133L59 134L58 136H60V133H62V132H64V130H65V128L63 129V125L66 123V125H68L69 123V125H71L72 124V126L74 127V128H76L77 126L76 125H78V128H76L74 131H73V133L71 132V131H68V129H66L67 131V133L66 134H63V135H65V136H63L62 134V139L59 141L58 140V142H59V144H58V142L56 141L57 140V133L55 134L54 133V137L53 136H51V134H50V136L48 137V135L49 134H46V132L43 130V123L45 122L46 123ZM69 121V122H68ZM101 121V123H99ZM111 121V122H110ZM138 121L139 122H141V123H138ZM176 121V123H174ZM179 121V122H178ZM181 121H183V122H181ZM218 121V122H217ZM16 122V123H15ZM22 122V123H21ZM34 124H33V123ZM37 122V123H36ZM73 122H76V123H73ZM84 122H86L85 123V126H84ZM102 122H104V123H102ZM107 122H110V123H112V124H110V123H107ZM121 122V123H120ZM134 122V123H133ZM135 122H136V124L137 125H139V126H137L136 124H135ZM145 122V123H144ZM178 122V123H177ZM204 122V123H205ZM208 122H210V123H208ZM214 122H216V123H214ZM225 122H226V124H225ZM227 122L229 123V124H227ZM21 123V124H20ZM24 123V124H23ZM31 123H32V125H31ZM60 123V124H59ZM64 123V124H63ZM79 123V124H78ZM95 123L97 124V123H99V124H101L100 125V127H98L99 126V124H97V125H95ZM132 123V124H131ZM144 123V124H143ZM168 125H167V124ZM173 123H174V125H173ZM183 124L182 125V127H181V124ZM187 123V124H186ZM199 123H202V121H200V122H198V124ZM208 123V124H207ZM222 123H224L223 125H222ZM239 123H241V124H239ZM253 123V124H252ZM9 124V125H8ZM18 124V125H17ZM20 124V125H19ZM23 124V125H22ZM36 124L41 128H36L35 126H36ZM56 124H58L57 126H55ZM107 124L110 126H108L109 127V129L107 128ZM170 124H171V126H170ZM175 124H177V126L175 125ZM215 124V125H214ZM231 124H233V125H231ZM14 125V126H13ZM26 125H28L27 127H24V126H26ZM35 125V126H34ZM65 125V126H66ZM67 126V127H70V126ZM81 125V126H80ZM119 125V126H118ZM128 125V126H127ZM132 125V126H131ZM205 125V126H206ZM230 127H229V126ZM5 126V127H4ZM6 126H12L11 128L9 127V128H7ZM32 126V127H31ZM56 128H55V127ZM70 127V130L73 128V127ZM89 126V127H88ZM94 126V127H93ZM97 126V127H96ZM104 126H106V127H104ZM120 126H122V128H120ZM131 126V127H130ZM170 126V127H169ZM179 126L181 127V128H183V129H180L179 130ZM224 126V127H223ZM23 127H24V129H23ZM34 127V128H33ZM66 127V128H67ZM80 127V128H79ZM102 127V128H101ZM168 127V128H167ZM193 127V126H192ZM213 127H214V129L215 130H213ZM221 127H222V129H221ZM16 128V129H15ZM19 128V129H18ZM37 130H36V129ZM62 130H61V129ZM91 128V129H90ZM95 128V129H94ZM98 128H101V129H98ZM103 128H107V133H106V131L103 129ZM115 128H113L114 130H116ZM124 128V129H123ZM126 128H127V130H126ZM129 128V129H128ZM165 128H167L165 131H169L170 129L171 130H173V129H177L178 130V132L177 133H175V130H173V132L171 131V132H168V134H166L167 132H164V129ZM243 128V129H242ZM261 128H263V129H261ZM11 129V131H9ZM28 129V132L26 131ZM78 129H81V130H78ZM95 131H94V130ZM97 129V130H96ZM159 129H161L160 130V132H159ZM163 129V130H162ZM219 129H220V131H219ZM230 129V130H229ZM235 129V130H234ZM34 130V134L33 135H35L36 133H40V134H36V136H42V135H44V133H45V135L44 136H40V140H39V147L41 146L40 144H41V139L43 138V139H47V140H45L46 142V144L44 143V140H42V145L43 144H45L46 146L48 145L49 146V148H51V149H49L48 148V146H47V149H46V151H45V148H46V146L44 145V147L45 148H42V149H44V150H42V151H45L46 153H44V152H42V154H40L41 152H39L41 149H39L37 146L36 147H34L35 149L37 148V149H39V150H37L38 151V153L36 152V154H35V152H34V150L33 149H31V150H33L32 152L33 153H31L30 152V150H29V153L26 151V149L29 147V146H27V145H30V147L32 146L31 144V142H32V140L34 139V137L32 136V133H31V138H30V136H29V138H27L26 137V135H28V133L29 132H31V131H33ZM35 130L37 131L36 133H35ZM39 130V131H38ZM41 130H43V132H41ZM50 130V129H49ZM91 130H93L94 132H92ZM105 131V133L107 134V135H104L105 133H103L102 131ZM123 130V132H121ZM158 130V131H157ZM176 130V131H177ZM186 130H188V131H190V133H192L193 134V136H195V134H194V132L195 133H197L196 134V136H195V138L193 137V136H190L191 134L189 133H187V131ZM228 130H229V132H228ZM17 131V134L15 133ZM22 132V133H20V132ZM50 131V132H51ZM60 133H59V132ZM92 132V134L94 133V135H92V134H90L91 132ZM110 131L112 132V133H110ZM179 131H180V133L182 132V133H184L183 131H185L186 133L185 134H182L181 136H179V138H177V136L178 135H180L179 134ZM204 131H206L205 132V134L203 133ZM227 132V134H226V132ZM230 131H232V132H230ZM263 131V132H262ZM25 132H26V135H25V138L22 136V138L25 140H23V139H21L20 137H21V135L23 134H25ZM51 132V133H52ZM69 132H71L70 134H69ZM87 132H89V134H90V136L92 135V139H91V137H89V134L87 133ZM96 132V133H95ZM103 134H102V133ZM158 132V133H157ZM164 132V133H163ZM212 132V133H211ZM235 132V133H234ZM247 132V133H246ZM257 132V133H256ZM7 133V135H5ZM13 133H15V137H14V134ZM41 133H43V134H41ZM65 133V132H64ZM100 133H101V135H102V137L100 138L99 136H100ZM113 133H114V135H113ZM169 133L170 134H172L173 136H170L169 135ZM174 133V134H173ZM209 133V134H208ZM211 133V134H210ZM219 133H221V134H219ZM13 135V136H11V135ZM53 134V133H52ZM99 134V135H98ZM110 134H112L111 136H110ZM165 134V135H164ZM178 134V135H177ZM189 135V138H187V136L185 137L184 135ZM199 134V135H198ZM232 134V135H231ZM235 134H236V137H237V139L238 140H236V137H235ZM247 134V135H246ZM72 135V136H71ZM104 135V136H103ZM117 135V136H116ZM174 135H175V137H174ZM177 135V136H176ZM208 135V136H207ZM220 135H221V137H220ZM238 135V136H237ZM239 135H241V136H239ZM246 135V136H245ZM16 136H18L19 137V139L18 138H16ZM45 136H47L46 138H45ZM85 136V137H84ZM107 138H106V137ZM116 136V137H115ZM182 136H184L183 138L185 139H182L181 138V144L179 145V139H180V137H182ZM197 136H199V137H197ZM220 138H219V137ZM233 136V139L235 140V142H232L233 141V139L232 138H230V137H232ZM254 136V137H253ZM257 136V138H255ZM2 137V138H3ZM9 137H11V139L9 138ZM104 137V138H103ZM164 137V138H163ZM175 140H177V141H174V139ZM197 137V138H196ZM218 137V139H217V141H216V138ZM224 137V138H223ZM226 137H227V139H226ZM246 137V139H244ZM13 138V139H12ZM49 138H54V139H56L55 140V143H54V139H52V141H50L49 140V142L50 143H48V139ZM60 138H61V136H60ZM65 138V139H64ZM94 138H96V139H94ZM98 138H100V140L103 138L104 140H102V142L100 141V140H98ZM114 138H115V140H114ZM162 138V139H161ZM168 138V140H166V142H165V140L164 139H167ZM195 139V141L192 143L191 142V139ZM212 138V139H211ZM252 138V140H250ZM255 138V139H254ZM7 139V140H6ZM9 139V140H8ZM30 139V140H29ZM82 139V140H81ZM90 139V140H89ZM94 139V140H93ZM111 139V140H110ZM112 139H113V142L115 143H113L112 142V144H110L109 142H111L112 141ZM173 141H172V140ZM188 139H189V141L190 142H187L188 141ZM215 139V140H214ZM226 139V140H225ZM232 139V140H231ZM1 140H3V143L1 142ZM9 143V141H12L11 142V145L10 144H8L6 141ZM13 140H15L14 141V143H17L18 144V142L19 141H21V144H20V142H19V146H16V144H14L13 143ZM17 140H19V141H17ZM28 142H27V141ZM164 140V141H163ZM179 140V141H178ZM192 140V141H193ZM206 140V141H205ZM215 141V144H214V141ZM231 140V141H230ZM244 140H246L247 141V143L249 142V141H251V142H249V143H252V145L251 144H246V148L244 149V150H242L241 151V158L243 159V160H240V159H238L237 160V158H235V157H231V155H228V154H231V153H233L232 151H234V153H235V151L236 150H234L233 149V147L234 148H238L239 147V145H240V143L242 142V141H244ZM72 141V142H71ZM79 141V142H78ZM89 141V142H88ZM95 141H97L98 142V144H97V142H96V145H98V146H93V145H95L94 144V142ZM106 141H108V142H106ZM168 141H170L171 142V146H170V142L167 144V142ZM184 141H186L187 143H184ZM202 141V142H201ZM209 141V142H208ZM212 141H213V143H212ZM219 141V142H218ZM223 141V142H222ZM52 142V143H51ZM62 142V143H61ZM76 142H77V144H76ZM90 142H93L92 144L90 143ZM152 142V141H151ZM173 142V143H172ZM175 142H177V143H175ZM198 142V143H197ZM209 144H208V143ZM238 142V143H237ZM2 143V144H1ZM15 145V149L17 150L18 148L22 151H16L15 152V150H13L12 149V147L14 146L13 144ZM31 143V144H30ZM55 144V145H52V144ZM73 143H75V145L73 144ZM78 143H80V144H78ZM187 146H185L184 144ZM205 143L207 144V145H210V148L208 147V149H209V153L208 154H202V153H205L206 152V145H205ZM211 143H212V145H211ZM220 143V145H217V144H219ZM230 143H231V145H230ZM234 143V144H233ZM6 144V145H5ZM23 144H25V146L23 145ZM63 144V145H62ZM109 144V145H108ZM172 144H175V145H172ZM189 144H191L190 146H189ZM213 144H214V146L215 147H213ZM222 144V145H221ZM225 144L226 145H228V147L227 146H225ZM258 146H257V145ZM5 145V146H4ZM9 145V146H8ZM13 145V146H12ZM50 145H52V146H50ZM57 145H58V147H57ZM80 145V146H79ZM89 145V146H88ZM101 145H103V147H104V144H101ZM101 145H100V147H101ZM168 145V146H167ZM183 145H184V147H183ZM195 145V146H194ZM217 145V146H216ZM251 147H250V146ZM254 145V146H253ZM3 146H4V149H5V151L7 150V146L10 148V150H8L7 152H5V151H2V150H4L3 149ZM10 146H12V147H10ZM20 146H21V148L23 149H21L20 148ZM27 147V148H24V147ZM73 146H79V148H77V147H74V149L72 148ZM93 146V147H92ZM151 146H152V149H151ZM181 147V149H180V147ZM198 146H199V148H198ZM203 146H204V148H203ZM221 146H222V148H221ZM233 146V147H232ZM18 147V148H17ZM53 147V148H52ZM55 147V148H54ZM57 147V148H56ZM85 147V148H84ZM89 147V148H88ZM103 147H101V149L103 148ZM166 148V149H162V148ZM175 147V148H174ZM177 147V148H176ZM189 147H190V149H191V151H193L192 152V157H188V152L190 151H187L188 149H189ZM202 147V149H200ZM216 147H217V149H216ZM252 147L254 148V150L252 149ZM72 148V149H71ZM81 148V149H80ZM158 149L161 153H163V154H161L159 151H157L156 149ZM169 148V149H168ZM170 148H173V149H176V150H178V151H173L172 149H171V152L169 153L168 152V154H167V151L166 150H170ZM229 148V149H228ZM256 148V149H255ZM2 149V150H1ZM11 149H12V151H11ZM48 149H49V151H48ZM56 149V150H55ZM66 149H68L67 150V155H66V153H65V155H66V157L64 156V158H65V162H64V158L63 157H61V156H59V155H61V154H63L64 155V151L66 152ZM77 149H78V151H77ZM80 149V150H79ZM96 149H98L97 151H96ZM155 149V150H154ZM216 149V150H215ZM25 150V151H24ZM69 150H71V151H74L73 153L71 152V151H69ZM154 150V153L152 152V151ZM198 150V151H197ZM205 150V151H204ZM210 150H212V151H210ZM213 150L215 151V152H213ZM226 150V151H225ZM231 150V151H230ZM261 150V151H260ZM23 151L25 152V153H23ZM51 151H52V153H51ZM84 151H85V153L86 152H88V153H84ZM159 152V154L157 153V152ZM183 151V152H182ZM185 151V152H184ZM202 151H204V152H202ZM222 151L224 152L225 151V155H227V156H225L227 159H225V161H227V162H225L224 164V170H223V168L221 169V171H213V172H210V174H209V177H210V180L212 181L211 183H212V185L211 186H213V187H211V189L212 188H214L213 190H210V193H208L207 194V196L206 195H204V196H206V198L203 196L202 198H201V201L199 202V203H201L202 204V199L204 198V200H205V202H203V205L201 206V204H199V206L201 207L200 209L198 208L199 206L197 205V207H196V211L199 213L200 212V214H198L197 212H196V215H195V219L193 218L192 220H189V221H187V222H189L191 225H189V223H187L186 222V224H185V228H184V234H183V237L184 238H187V237H189V241H188V239L186 240V239H184V241L185 242H182V241H178L179 243H177L176 241H175V244L177 243L178 245H173L174 244V241H173V243H172V247H173V249L175 248V246H176V248L174 249V250H176L177 248H178V250H179V252H177L178 250H176V252L172 249L171 250V248L169 249V247H171V246H169V247H167L168 249H165L166 248V246H168V245H170V243L172 242V241H170V236H173V234H174V232L173 231H175V229H176V224H177V222H175L176 221V219L174 220V217H172L171 218V216H172V214H176L175 213V208H177L178 207V201H179V203H180V201H181V204H180V206H181V209H185V207L184 206H186L187 205V203L189 202V200H190V198H189V196L188 195H185V190L188 192V191H190L191 189H193L195 186H192V185H194L195 183H197V181H198V178L200 177V175H202L203 173H205L208 169H209V167H210V164H213L214 162H216V160L217 159H214V157L215 158H219L218 156H219V154H221L222 153ZM21 154H20V153ZM57 152H60V153H57ZM71 152V153H70ZM83 154H82V153ZM152 152V153H151ZM178 152H179V156H178ZM212 152V153H211ZM217 152V153H216ZM221 152V153H220ZM227 152V153H226ZM243 152H245V153H243ZM254 152L256 153V154H254ZM262 154H261V153ZM1 153H0V155H1ZM7 153H8V156H7ZM44 153V154H43ZM48 153V154H47ZM81 153V154H80ZM92 153V154H91ZM100 153H101V150H100V152H99V155L97 154V155H95V156H100ZM175 153V155L173 156V154ZM199 153H201V156H200V154ZM233 153V154H234ZM252 153V154H251ZM3 154V155H4ZM11 154H13V153H11ZM18 154V155H17ZM27 154H29V155H27ZM41 155V157H39V158H37L38 157V155ZM46 154V156L44 157V158H42V156H44ZM53 154H55V156L52 155ZM76 154V155H75ZM154 154V155H153ZM162 155V157L160 158L159 156H161ZM164 154H167V155H164ZM172 154V156H170V155ZM176 154H177V157L175 158V156H176ZM182 154H184V155H182ZM186 154H187V156H186ZM210 154V155H209ZM249 154V155H248ZM23 155H24V157H23ZM58 155V156H57ZM79 155H81V156H79ZM87 155V156H88ZM94 155H93V157H94ZM102 155V154H101ZM164 155V156H163ZM205 155V156H204ZM215 155V156H214ZM250 155H251V157H250ZM256 156V158H255V156ZM14 156V157H13ZM34 156V157H33ZM36 156V157H35ZM49 156V157H48ZM77 156H78V161H75V162H78V163H74V161L73 160H77ZM147 156H148V158H147ZM166 156H170L169 157V159H167L168 160V164H170V163H173V161L175 160L176 162L175 163H177L176 165H178L179 167H181V163L183 162L184 163V161H185V164H183L186 168L185 169H182L183 168V166H182V168H179V170H178V168H175V164L173 165V167H171L170 169H168V167H169V165L165 162L166 160ZM186 156V157H185ZM211 156V157H210ZM233 156V155H232ZM234 156H235V154H234ZM1 157V156H0ZM1 157V158H2ZM18 157V158H17ZM20 157V158H19ZM29 157V158H28ZM36 158L35 160L33 159V158ZM75 157V158H74ZM93 157H91V160H92V165L93 166H97V163H99L100 162V160L99 159H102V156H100V158H98L97 159V157L95 158V159H97V160H95ZM172 157H174V159H172ZM207 157V158H206ZM231 157V158H230ZM250 159V161L248 160V158ZM0 158V159H1ZM24 158H26L25 160H24ZM30 158H31V160H30ZM54 159L53 161L50 159V161H48L47 160V162H48V164H49V166H48V164H47V166H46V164L45 163H47L45 160L46 159ZM58 159V160H56V159ZM94 159V161H93V159ZM159 158H160V160H159ZM164 158V159H163ZM211 159V161L209 160V159ZM235 160H234V159ZM252 158L253 159H255V161H253L252 160ZM258 158V159H257ZM260 158V159H259ZM3 159V160H2ZM1 160H0V162L2 161V162H6V160L4 161V158H2ZM13 159H16V160H13ZM22 159H23V161H22ZM61 159H62V162H60L61 161ZM71 159V160H70ZM84 160V161H82V160ZM172 159V162L170 161ZM177 159H183L184 161H181L180 160V162H179V160H177ZM193 159V160H192ZM205 159H207V160H205ZM11 160H13V162L11 161ZM29 160V161H28ZM43 160V161H42ZM57 161V162H54V161ZM89 161H91L90 160V158L88 159ZM144 160H146V161H144ZM159 160V161H158ZM162 160H164V161H162ZM234 160V161H233ZM39 161V162H38ZM81 161V163H79ZM155 161V162H154ZM170 161V162H169ZM192 161V162H191ZM201 163H199V162ZM238 161V163H236ZM1 162V163H2ZM24 162H27V164H29V165H27L26 163H24ZM30 162H31V164H30ZM33 162V163H32ZM39 163V164H36V166L38 165L39 167L37 168L36 166H34L35 165V163ZM44 162V164L45 165H43L42 163ZM136 162H138V163H136ZM140 162H142V163H140ZM154 162V163H153ZM160 162V164H161V162H163V164H165L166 163V165H161L160 166V164H158ZM165 162V163H164ZM187 162V163H186ZM232 162V163H231ZM236 163V164H234V163ZM241 162V163H240ZM253 162V163H252ZM258 162H259V164H258ZM261 162V163H260ZM0 163V164H1ZM22 163V164H21ZM51 163H52V165H51ZM54 163L56 164V167L54 166ZM60 164L59 166H57L58 164ZM71 163V164H70ZM73 163L74 164H77L76 165V167H75V165H73ZM96 163V164H95ZM189 163V164H188ZM196 165H195V164ZM227 163V164H226ZM229 163H231L230 165H229ZM256 163V164H255ZM43 165V168H44V171H42L43 170V168L41 167L42 165ZM141 164V165H140ZM143 164V165H142ZM151 164V165H150ZM180 164V165H179ZM234 164V165H233ZM249 164V165H248ZM5 165V166H4ZM64 165V166H63ZM70 165V166H69ZM74 167H73V166ZM158 167H157V166ZM193 165V166H192ZM198 165V166H197ZM237 165V166H236ZM261 167V170H260V167ZM263 165V166H262ZM12 166H16V168L14 167V170H12L13 168H12ZM25 166V167H24ZM29 166H31V168L29 167ZM33 166V167H32ZM45 166H46V171H45ZM54 167V170H52L53 169V167ZM62 166H63V169H62ZM143 166V167H142ZM156 166V167H155ZM159 166H160V168H159ZM162 166H164V168L165 169H162L163 167ZM170 166H171V164H170ZM192 166V167H191ZM230 166V168H228ZM238 166H240V170L241 171H243V172H241V171H239L240 173L238 174L239 176H242V177H240L239 178V176H237V172H236V168L238 167ZM28 167V168H27ZM36 167V169H37V172L35 173V174H32V173H34L36 170L34 169H32V168H35ZM58 167V168H57ZM140 169H139V168ZM148 167H149V169H148ZM151 167V168H150ZM152 167H154V168H152ZM162 167V168H161ZM195 167V168H194ZM225 167H227L226 169H225ZM21 168V169H20ZM24 168H26V169H24ZM40 168V169H39ZM41 168H42V170H41ZM50 170H49V169ZM136 168V170H134ZM138 168V169H137ZM159 169V171H160V173H159V175H161V178H160V176L159 177H157L159 180L157 181L156 180V182L155 181H153V180H155V179H157V178H153V179H151L152 178V176H156V175H153V174H151V173H153L154 172V169H156V171L155 172H157V173H155V174H158V169ZM168 169V171H167V169ZM189 168H190V170H189ZM197 168V169H196ZM253 168V172L251 173V170H249V169H252ZM32 169V170H31ZM76 169H78V168H76ZM176 169V170H175ZM181 169V170H180ZM194 169V170H193ZM200 171H199V170ZM207 169V170H206ZM232 169V170H231ZM235 169V170H234ZM258 169V170H257ZM16 170V171H15ZM19 170V171H18ZM27 170V173H28V175H26L25 176V179L27 180V181H25V179H23L24 178V175L26 174L25 173V171ZM29 170H31V174H30V171ZM49 170V171H48ZM54 172H52V171ZM132 170H133V172H132ZM144 170V171H143ZM147 170H149V171H147ZM162 170V171H161ZM184 170V171H183ZM186 170V171H185ZM193 170V171H192ZM202 170H204V172L202 171ZM247 170H248V173H247ZM256 170V171H255ZM10 171H12V173H10V175L11 176H13L12 174H13V172H15V174L18 172V174H16V175H19V174H22V180H20V178H18V180L17 179H15V177H16V175L15 176H13L12 178V180L14 181V180H16V181H12V183L10 182L9 183V180H11V178H9L10 177V175H9V172ZM23 171V172H22ZM47 171H48V173H47ZM51 171V172H50ZM64 171V172H63ZM146 172V173H143V172ZM171 171H173V172H171ZM177 171V172H176ZM183 171V172H182ZM188 171V172H187ZM191 171L194 173V175H195V177H193L194 175H193V173L191 174ZM202 171V172H201ZM235 171V172H234ZM245 171V172H244ZM254 171H255V173H254ZM261 171V172H260ZM21 172V173H20ZM38 172H40V173H38ZM41 172L42 173H44V174H41ZM46 172V173H45ZM132 172V173H131ZM163 172V173H162ZM167 172H168V174H167ZM190 172V173H189ZM197 172H199V174L197 173ZM222 172H224V173H222ZM23 173H25V174H23ZM53 173V174H52ZM64 173H66V174H64ZM69 173V174H68ZM184 173H186V175L184 174ZM189 173V174H188ZM199 175V176H196L197 174ZM235 173H236V175H235ZM245 173V174H244ZM246 173H247V176H248V178H249V180H247L248 178L246 177ZM37 174V175H36ZM39 174H41V175H39ZM51 174L53 175V176H51ZM64 174V175H63ZM76 174L77 173H75L74 175L75 176H73L72 175V177L73 178H75L76 177ZM84 173L83 172H81V174L78 176L77 175V178L79 177V180L80 179H82V178H85L88 174H85V176H82L81 177V175H83ZM134 174H135V176H134ZM147 175V176H144V175ZM151 174V175H150ZM176 174V175H175ZM178 174V175H177ZM190 174H191V176H190ZM218 176V174L220 175L219 177H215L216 175ZM224 174V176H222ZM229 174V175H228ZM233 174V175H232ZM250 174H251V176H250ZM258 174H259V176L260 175H262V178L260 179L259 178V176H258ZM7 175V176H6ZM9 175V176H8ZM31 175V176H30ZM39 175V176H38ZM59 177H58V176ZM67 175H66V177H67ZM136 175H137V177H136ZM142 175H143V177H142ZM165 175V176H164ZM166 175H169V176H166ZM210 175H213V176H210ZM226 175H228V176H226ZM1 176H3V177H1ZM5 176V177H4ZM29 178H28V177ZM37 176V177H36ZM43 176V177H42ZM49 176V177H48ZM130 176V178H128ZM253 176L255 177V178H253ZM258 176V177H257ZM36 177V178H35ZM66 177H64V178H66ZM128 179H126V178ZM141 179H140V178ZM148 177H149V179H150V181L149 180H145V179H148ZM166 177V178H165ZM179 177H181V183H180V180L178 181V179H180ZM192 177V178H191ZM233 177V178H232ZM236 177V178H235ZM257 177V178H256ZM6 178V179H5ZM7 178H8V182L6 181L7 180ZM28 178V179H27ZM30 178H32L33 180L34 179H36V180H38L39 178H41L40 180H38V181H42V185L40 184V182H39V184H38V182H36L35 180V182L32 180L31 181V179ZM77 178H75V179H77ZM134 178V179H133ZM138 178V179H137ZM145 178V179H144ZM163 178V179H162ZM165 178V179H164ZM171 178V179H170ZM182 178H185V180L184 179H182ZM226 178H228L227 180H232V181H226ZM229 178H231V179H229ZM238 178L239 179H241V180H238ZM244 178H246L245 180H243ZM252 178V179H251ZM48 179V180H47ZM160 179H161V181H160ZM168 179V180H167ZM174 179V180H173ZM217 179H219V180H217ZM234 179V180H233ZM261 180V182L260 181H258V180ZM20 180V181H19ZM29 180H30V184L32 183V182H34L35 183V185L33 186L32 184L30 185V184H28L29 183ZM45 180V181H44ZM52 180V181H51ZM163 180V181H162ZM165 180V181H164ZM167 180V181H166ZM174 182H172V181ZM178 182V184H176L177 182ZM190 181V182H188V181ZM217 180V181H216ZM220 180H222V181H220ZM238 180V182H240V183H236V181ZM243 180V181H242ZM251 180V181H250ZM257 180V181H256ZM25 182V184H26V182H28L25 186H24V184H23V186H22V183L23 182ZM57 181H59L60 183H58ZM144 181V182H143ZM171 181V182H170ZM184 181V182H183ZM224 183V184H222V186H220V183ZM234 181V182H233ZM247 181H249L250 183H248ZM252 181L253 182H255V183H258V182H260V185L262 186V187H260L259 188V194L261 195H258L257 193H255V195H254V193L251 195V192L253 191V185L255 184V183H252ZM7 182V183H6ZM21 182V183H20ZM176 182V183H175ZM233 184H232V183ZM245 182V183H244ZM9 183V184H8ZM16 183V184H15ZM17 183H20V184H18L17 185ZM63 183V182H62ZM141 183V184H140ZM171 183V184H170ZM180 183V184H179ZM185 183V184H184ZM186 183H187V185H186ZM214 183H216L215 185H214ZM247 183H248V185H247ZM262 183V184H261ZM7 184V185H6ZM12 184V185H11ZM55 184V185H54ZM57 184H59L58 186V188H59V190L56 188L57 187ZM105 184V185H104ZM107 184V185H106ZM153 184V185H154ZM163 184H160V185H163ZM189 184V185H188ZM230 185V187H229V185ZM239 184H241V186H239ZM3 185H6V186H3ZM16 185V186H15ZM20 185V186H19ZM28 185H29V187L31 186V188H29L28 187ZM37 185H41V186H37ZM50 185H51V188H50ZM63 187H62V186ZM109 185V186H108ZM141 185H142V187H141ZM148 185H150L149 187H151L152 186V189H150L149 187H147ZM178 185V186H177ZM196 185V184H195ZM239 187H238V186ZM250 185V189H249V186ZM11 186H14L13 188L11 187ZM24 187V188H22L23 190H25V191H23L22 189H20L19 187ZM37 186V188H38V190H37V188L35 189L34 187H36ZM103 186H104V188H103ZM154 186V187H155ZM183 186V187H182ZM187 186V187H186ZM190 186H191V188H190ZM215 186V187H214ZM218 186V187H217ZM220 186V187H219ZM233 188H232V187ZM237 186V187H236ZM17 187H18V189L21 191H19L18 189H17ZM27 187V188H26ZM32 187H33V189H32ZM40 187H42V188H40ZM44 187V188H43ZM46 187V188H45ZM57 189L56 191H54V189L55 188ZM106 187V188H105ZM108 187V188H107ZM120 187V188H119ZM123 187V188H122ZM143 187H144V189L145 188H147V189H145V190H147V191H144L143 190ZM173 187V188H172ZM176 187H177V189L179 188L181 191L179 192L178 190L176 191L175 189H176ZM221 187H222V189L223 188H225L224 190L225 191H223V190H221ZM16 188V189H15ZM62 188V189H61ZM127 188V189H126ZM148 188L150 189V190H148ZM229 188V189H228ZM231 188L233 189V190H231ZM235 188H238L237 190H238V192H236L237 190L235 189ZM240 188V189H239ZM28 189V190H27ZM30 189H32V190H30ZM35 189V190H34ZM50 191H49V190ZM53 189V191H51ZM102 189H104V190H102ZM121 189V190H120ZM131 189V190H130ZM135 189H137L136 190V193L137 192H140V190H138V189H141V191H143V192H145V193H143V192H140V194H142L143 195V197H141L140 198V196H139V194L137 195V194H135ZM171 189V190H170ZM220 190V191H218V190ZM228 189V190H227ZM235 189V190H234ZM244 189H245V191L246 192H244ZM262 189V190H261ZM11 190L13 191V192H11ZM20 192V194H19V192ZM41 190V191H40ZM48 190V191H47ZM107 190V191H106ZM116 190V191H115ZM153 190V192H151ZM1 191V190H0ZM17 191V193H15ZM30 192V194H29V192ZM36 191V192H35ZM45 191V192H44ZM48 193H47V192ZM100 193H105V191H106V193L108 194H104V196L102 195V194H100ZM108 191H109V193H111V195H109V193H108ZM116 193H115V192ZM183 191V192H182ZM215 192V195H214V193L213 192ZM223 191V192H222ZM230 191V192H229ZM25 192V193H24ZM33 192H35L34 194H32ZM39 192V193H38ZM79 192H78V194H79ZM85 192V193H84ZM89 192H91L90 194V196L88 195V193ZM134 192V194H131V193H133ZM146 192L148 193V192H151V194H147V196H146ZM231 192H233V195H232V193ZM244 192V193H243ZM247 192H249V193H247ZM42 193V194H41ZM45 193V194H44ZM47 193V194H46ZM76 193V194H75ZM94 193V194H93ZM98 193V194H97ZM115 193V194H114ZM117 193H119V194H117ZM212 193V194H211ZM220 193H222L223 194V196L221 197V195H220ZM227 193V194H226ZM229 193H230V195H229ZM246 193V194H245ZM263 195H262V194ZM16 194H18V195H15ZM26 194V195H25ZM75 194V195H74ZM94 195V197H93V195ZM98 195V196H96V195ZM112 194H114L113 196H112ZM116 194H117V196H118V198H117V196H116ZM209 194H210V196H209ZM218 194H219V198H218ZM225 194V195H224ZM235 194H236V196H235ZM243 194H245V195H243ZM24 195V196H23ZM31 195V196H30ZM34 195V196H33ZM37 195V196H36ZM42 195V196H41ZM85 195H86V197H85ZM87 195L89 196V197H87ZM136 195H137V197L138 198H140V200L142 201H137L138 200V198H137V200L135 201V199L133 200V203H132V198L135 196L136 197ZM144 195H145V197L147 198H144ZM172 195V196H171ZM173 195H174V197H173ZM180 195L181 196H183V202H182V200H179L180 199ZM256 196L255 198H254V196ZM28 196H30V197H28ZM95 196H96V198H98V200L95 198ZM107 196V197H106ZM108 196H109V198L111 199V201H113L114 202V204L115 205H117L118 204V202H119V200H120V202H119V204H118V206H117V208H115V209H117V210H115V209H113V210H106L107 211V214H105V212H104V210L102 211V205H105V203H107L106 202V200L108 201ZM125 196V197H124ZM187 196H188V198H187ZM244 196V197H243ZM21 197V198H20ZM24 197V198H23ZM25 197H28V198H25ZM36 197V198H35ZM73 197H74V199H73ZM83 197H85L86 198V200H85V198H83ZM91 197V198H90ZM99 197H102V198H100L99 199ZM114 199H113V198ZM130 197V198H129ZM134 197V198H135ZM231 197H233L232 198V200H231V202H232V204H231V202H229L230 201V199L229 198H231ZM236 197V198H235ZM253 197V198H252ZM35 198V199H34ZM89 198V199H88ZM103 198H105L104 199V202H103ZM120 198V199H119ZM123 198V199H122ZM127 198V199H126ZM143 198V199H142ZM170 198V199H169ZM176 198V199H175ZM211 200H210V199ZM221 198V199H220ZM223 198V199H222ZM226 198V199H225ZM244 200H243V199ZM247 198H249V199H247ZM252 198V199H251ZM21 199H26V200H23L24 201V203H23V201H21ZM31 201H30V200ZM85 201H84V200ZM91 199V200H90ZM96 201L97 200V205L96 204H94V201ZM102 199V202L104 203H102L100 200ZM118 199V201H114V200H117ZM130 199V200H129ZM168 199H169V201H170V204H169V202H168ZM181 199H182V197H181ZM188 199V200H187ZM212 199H213V203H212ZM218 199H220L221 200V202L223 203H221L220 201H218L217 202V200ZM235 199V200H234ZM239 200V202H240V204L241 205H239V206H237L238 205V200ZM12 200H14V204L16 203V206L15 205H13V202H12ZM20 200V201H19ZM37 200V201H36ZM126 200V201H125ZM186 200V201H185ZM203 200V201H204ZM210 200V201H209ZM226 201V203L224 202V201ZM237 200V201H236ZM250 201L249 202V204H248V201ZM252 200V201H251ZM262 200V201H261ZM26 201V202H25ZM80 201V203H81V201L82 202H88L87 204H85L84 203V205H88V206H85L84 207V205H83V203L82 204H80V203H78ZM93 203H92V202ZM99 201V202H98ZM134 201H135V204H137V205H135L134 204ZM162 201V202H163ZM166 201V202H165ZM206 201H208V202H206ZM243 201H245V202H243ZM247 201V202H246ZM258 201H260V202H258ZM6 204H5V203ZM20 202V203H19ZM58 202H59V205H58ZM100 202H101V206L99 205L100 204ZM124 202V203H123ZM173 202V203H172ZM186 202V203H185ZM2 203L4 204V205H2ZM32 203V204H31ZM78 203V204H77ZM138 203H140V204H138ZM143 203H142V205H143ZM145 203H144V205H145ZM175 203V204H174ZM178 205H177V204ZM206 205H205V204ZM207 203L209 204V205H207ZM229 203H230V205H229ZM7 204H8V208L9 209H6V207H7ZM10 204V205H9ZM67 204V205H66ZM95 205V207L96 208H94L93 206ZM172 204V205H171ZM183 204H185V205H183ZM222 204V205H221ZM69 205V206H68ZM74 205V208L72 207ZM78 205V206H77ZM81 205V208L79 207ZM125 205V206H124ZM132 205V206H131ZM141 205V206H142ZM143 205V206H144ZM161 205V204H160ZM162 205H163V203H162ZM177 205V206H176ZM205 205V206H204ZM220 205V206H219ZM231 205H232V210H235L236 208H239L238 210H240V212L242 213V215L240 216V212L238 211V213H236V210L235 211H233L232 212V210H231ZM235 206V209H233V207ZM14 206V208L12 209V211L10 210V208H12ZM101 208H100V207ZM138 207L137 208V210H139V212L136 210V208L135 207ZM208 206V207H207ZM221 206H224V207H221ZM244 206H245V208H244ZM252 206V207H251ZM69 207H71V209L73 208V211H70V210H68L69 209ZM83 207H84V209H86L85 211H83L84 209H83ZM90 207V208H89ZM92 207H93V209H92ZM116 207V206H115ZM123 207H125V209L123 208ZM158 207V210H156V208ZM168 207V208H167ZM174 207V209L172 210V208ZM211 207H213L214 209V211H213V213H215V214H213V213H211L212 212V210H211V212H210V210H208V209H211ZM226 207V208H225ZM87 208H89L88 210H87ZM120 208V209H119ZM128 208H129V211H128ZM131 208H133V209H131ZM134 208H135V210H134ZM160 208H164L166 211H165V213H162V212H164V209H161L160 210ZM179 208V207H178ZM206 208H208V209H206ZM223 208V209H222ZM245 210H244V209ZM252 209V211H251V209ZM77 209H78V211H80V210H82L83 212H79V214H78V211H77ZM80 209V210H79ZM180 208L178 209V211L176 210V212L178 213L177 215H180V213H181V210ZM206 209V210H205ZM221 209V210H220ZM8 210V211H7ZM10 210V211H9ZM115 210V211H114ZM124 212H123V211ZM134 211V212H136L135 214H138V215H135V216H133V217H135V219L134 218H132V217H130V218H128V216H125V214L127 213V212H129L128 214H126V215H129V216H132V214H131V212L130 211ZM181 210V211H180ZM199 210V211H198ZM202 210H204V212H205V214L202 212L201 213V211ZM216 210H218V211H216ZM244 210V211H243ZM69 211V212H68ZM75 211V212H74ZM77 211V212H76ZM92 211H90V212H92ZM111 211V213H109ZM158 211V212H157ZM161 211V212H160ZM170 211H172V213L171 214H169L170 213ZM174 211V212H173ZM227 211H229V213L227 212ZM73 212H74V214H73ZM86 212V213H85ZM120 212V213H119ZM167 212V213H166ZM183 212V211H182ZM216 212H218V213H216ZM1 213V212H0ZM16 213V212H15ZM15 213H14V215H15ZM69 213H71V214H69ZM85 213V214H84ZM122 213V214H121ZM69 214V215H68ZM78 214V215H77ZM83 214L85 215V216H83ZM88 214H89V212H88ZM150 214V215H151ZM164 214V215H163ZM209 214V215H208ZM236 215V218L238 217L239 218V220L237 219L236 220V218H235V215ZM237 214H238V216H237ZM248 214V215H247ZM252 214V215H251ZM13 215V216H14ZM52 215H53V220L51 221V223H50V220L52 219ZM58 215V216H57ZM61 215V220L59 219V216ZM76 217H74V216ZM106 215H107V217H106ZM122 215H123V217L124 218H126L127 219V222H128V220L129 219H131L130 221H131V224H130V222H126V219H124L123 217H122ZM173 215V216H174ZM177 215H175V216H177ZM197 215H200V216H198L197 217ZM247 215V216H246ZM12 216V217H13ZM45 216H48V218H46ZM58 218H57V217ZM64 216V218H62ZM163 216H164V218H163ZM165 216L166 217H168V218H165ZM209 216V217H208ZM227 216V217H226ZM230 216V218H228ZM249 216V217H248ZM56 217V218H55ZM70 217V218H69ZM106 217V218H105ZM139 217V216H138ZM178 217V216H177ZM177 217H175V218H177ZM198 219H197V218ZM203 217V218H202ZM207 217V218H206ZM216 217V218H215ZM225 217V218H224ZM246 217V218H245ZM68 218V219H67ZM72 218V219H71ZM171 218V219H170ZM202 218V219H201ZM208 218H210V220H211V218H212V221H211V223H210V220H208ZM217 218H218V220H217ZM221 218H222V220H221ZM232 218H234L236 221H238L239 223H240V225H239V223L238 222H235V220L234 219H232ZM244 218L247 220L248 219V222L246 221V220H244ZM249 218H250V220H249ZM12 219H14V218H12ZM48 219V220H47ZM56 219V220H55ZM68 220V223L69 224H65V226H63V224L66 222L67 223V220ZM78 219V220H79ZM121 219H123V220H121ZM134 219V220H133ZM165 219H167V220H165ZM226 219H227V222H229V220H230V222L229 223H225V221H226ZM229 219V220H228ZM259 219V220H258ZM112 220V221H111ZM115 220V221H114ZM132 220L134 221L133 223H132ZM172 222H171V221ZM199 220V221H198ZM202 222H201V221ZM261 220V221H260ZM263 220V221H262ZM70 221H72V222H70ZM77 221V220H76ZM126 222L127 223V226L125 225L126 223H124V227L122 226V224H123V222ZM169 221H170V223H169ZM194 221V222H193ZM207 221H209V223L207 222ZM234 221V222H233ZM243 221V222H242ZM246 221V222H245ZM257 221V222H256ZM47 222H49V223H47ZM108 224H107V223ZM115 222V223H114ZM122 222V223H121ZM193 222V223H192ZM196 222V223H195ZM232 222V223H231ZM252 222H254V224H256V225H254L253 226V228H251V230H250V227L252 226ZM62 223V224H61ZM114 223V224H113ZM120 223V224H119ZM138 223V222H137ZM160 223V222H159ZM159 224V225H162V224ZM168 223V225H165V224H167ZM202 223H204V224H202ZM236 223H237V226H236ZM246 223H248L247 225H248V228H247V226H246ZM42 224L44 225V226H46L45 228H44V226H42ZM46 224V225H45ZM54 224V225H53ZM90 224H92L91 226H90ZM146 224L148 225V227L146 226ZM175 226H174V225ZM193 224V225H192ZM244 224V225H243ZM250 224V225H249ZM261 224V225H260ZM62 225V226H61ZM113 225V226H112ZM122 227H121V226ZM188 225V226H187ZM197 225V226H196ZM203 227H205V228H203ZM205 225V226H204ZM218 225H220V226H218ZM222 225V226H221ZM224 225H227V226H224ZM234 225H235V227H234ZM263 225V226H262ZM50 226V227H49ZM110 226V227H109ZM164 226H167V228L165 229V227ZM231 226V227H230ZM243 226H244V228H243ZM256 226V227H255ZM25 228V229H23V228ZM52 227V228H51ZM64 227V228H63ZM89 227H91L90 229H89ZM116 227H118V228H116ZM119 227H121L120 229H121V231H120V229H119ZM126 227V228H125ZM162 227V226H161ZM200 227H202V228H200ZM218 227V228H217ZM254 227H255V229H254ZM261 227V228H260ZM20 228H22V229H20ZM26 228H28L29 230H26ZM48 228V229H47ZM124 228V230H123V232H122V229ZM128 228H127V230H128ZM144 228V229H143ZM147 228H148V230H147ZM213 228V229H214ZM221 228V229H220ZM226 228V229H225ZM228 228V229H227ZM238 228V229H237ZM248 230H247V229ZM263 228V229H262ZM55 229V230H54ZM66 229V228H65ZM64 229V230H65ZM106 229V230H105ZM197 231H196V230ZM234 229V230H233ZM245 229V230H244ZM254 231H253V230ZM21 230H23V231H21ZM41 231L40 233H39V231ZM43 230V231H42ZM52 230V231H51ZM57 230V231H56ZM171 230H172V232H171ZM204 231V234H203V232H201V233H198V232H200V231ZM233 230V231H232ZM238 231V230H242L241 231V233H243V236H246V237H243V239H242V242L241 241H239L238 240V234L240 233L239 231H238V234H236L237 232L236 231ZM260 230H261V232H260ZM32 231H33V233H32ZM38 231V232H37ZM49 231H51V232H49ZM66 231V230H65ZM64 231V233L66 234V232ZM97 231H98V233H100V234H102L103 235V237H106V238H104V243H103V241H102V239H103V237L101 236V239L99 238L100 236H97V237H95L96 235H100V234H98L97 233ZM118 231H119V233H118ZM215 231V229H214V231H213V235H216L214 232H216ZM234 231L236 232V233H234ZM244 231V232H243ZM245 231H250L249 232V234H248V236L246 235L247 234V232L245 233ZM44 232V233H43ZM114 232H116V233H118V235L114 238V236L116 235V234H114ZM122 232V233H121ZM187 234H186V233ZM252 232H253V234H252ZM168 233V234H169ZM219 233V234H218ZM233 233V234H232ZM256 233V234H255ZM263 233V234H262ZM113 236H112V235ZM138 234H140V232L138 233ZM142 234H143V240H142ZM146 236H145V235ZM165 234V233H164ZM221 234V235H220ZM236 234V235H235ZM260 234V235H259ZM14 234H12L10 237L8 236V237H6V238H10V239H14V237H20L19 238V240L18 239H14V240H17V241H22V239H24V238H22L23 236H20L19 234H18V236H13ZM60 235H63V233L62 234H60ZM134 235H137V233L135 232L134 233ZM224 235V236H223ZM262 235V236H261ZM27 236V237H28ZM119 236H123L122 238H121V240H120V238H119ZM148 236V237H147ZM187 236V237H186ZM220 236H221V239H220ZM257 236V237H256ZM259 236H261V237H259ZM133 237L136 239L135 241H138V242H140L141 243V241H142V243L140 244V243H135V241H134V239H133ZM145 237H147L146 238V240H145ZM190 237H194V238H192L193 240L195 239V241L197 242V243H195V241L193 242V240H190ZM202 237H203V239H202ZM216 237V238H215ZM255 237L257 238V240L255 239ZM97 238H99L100 239V241H102V242H100L99 243V241H98V239ZM113 238V239H112ZM150 238V237H149ZM164 238H166V240L164 239ZM218 238V239H217ZM225 238H227L226 240H227V243H226V240H225ZM28 239V238H27ZM106 239L110 242V244H111V246H113L114 244L113 243H116V247H117V250H120L121 252L124 250V251H126V252H128V254L126 255V252H124L123 251V253H120V251L119 252H117V250H114V248H115V245H114V248L113 247H111V250H110V244H109V242H107L106 241ZM141 239V240H140ZM162 239V240H161ZM171 239H172V237H171ZM215 239V240H214ZM216 239L218 240V241H216ZM224 239V240H223ZM245 239H246V241H245ZM112 240V241H111ZM133 240V241H132ZM212 240H214V241H212ZM222 240V241H221ZM106 241V242H105ZM114 241V242H113ZM118 241V242H117ZM158 241V242H157ZM166 241V242H165ZM168 241V242H167ZM187 241V242H186ZM191 241V248L189 247V243L188 242H190ZM210 241L208 242V243H210ZM235 241V242H234ZM243 241H245V242H243ZM0 242H1V245H3V240H0ZM122 244H121V243ZM170 242V243H169ZM213 242H215V243H213ZM219 242H220V244H222V245H226L227 247L229 246V247H231L232 249L233 248H235L234 250H232V249H229V247H228V250L229 251H227V249L225 250V248H227V247H225L224 248V246H222V245H219ZM238 242H240V245H238L237 243ZM103 243V244H102ZM105 243H108V244H105ZM117 243H118V245H117ZM133 244V245H135L136 247H137V245H138V247H139V245H141L140 246V249H138V250H136V247L135 248H133V245H129V244ZM135 243V244H134ZM165 243L166 244H168V245H165ZM184 243V244H183ZM192 243H194V245L192 244ZM224 243V244H223ZM235 243L238 245H236L235 246ZM244 243V244H243ZM247 243V244H246ZM256 243V244H255ZM98 244H100V245H98ZM121 244V245H120ZM181 244H183L185 247H189V248H185V247H183V245H181ZM243 244V245H242ZM43 245H45V243L43 244ZM46 245H47V243H46ZM92 245H90V246H92ZM103 246L104 247V245H105V247H109V249L107 250V248H101V249H99L100 248V246ZM119 245L121 246V248L119 247ZM124 245V246H123ZM186 245H188V246H186ZM208 245V244H207ZM217 245H219V246H217ZM233 245V246H232ZM253 245H254V248H253ZM255 245H256V248H257V250L255 249ZM38 246V245H37ZM98 246V247H97ZM101 246V247H102ZM132 247L133 249H132V253H130V250L131 249H129L130 247ZM221 246V247H220ZM87 246H85V248H86ZM89 247V246H88ZM123 247L126 249H123ZM163 247H165V248H163ZM183 247V249H180V248H182ZM118 248H120V249H118ZM163 248V249H162ZM186 250H185V249ZM220 248H221V250H220ZM239 248V249H238ZM82 249V250H81ZM116 249V248H115ZM129 249V251H127ZM190 249V250H189ZM193 249V250H192ZM224 249V250H223ZM238 249V250H237ZM106 250V251H105ZM113 250V251H112ZM133 250H134V252H133ZM165 250V251H164ZM181 250H182V252H181ZM211 250V251H212ZM218 250L220 251V252H218ZM223 250V251H222ZM251 250V251H250ZM254 250V251H253ZM110 251H112V252H110ZM135 251H137L138 253H135ZM149 251V250H148ZM166 251H169V252H166ZM170 251H171V253H170ZM211 251H209L208 252V254L210 253V255L212 254V252ZM253 251V252H252ZM115 252V253H114ZM164 252H166L165 254H164ZM186 252V253H187ZM234 252H236V253H234ZM255 252V254H253ZM109 254V253H112V254H110V256H108V255H106V254ZM118 253L120 254V256L118 255ZM135 253V254H134ZM153 253H154V255H155V258H153L154 257V255H153ZM180 253V254H179ZM185 253V254H186ZM225 253V254H224ZM81 254V253H80ZM103 254V255H102ZM104 254L106 255V256H104ZM116 254V255H115ZM125 257V259L122 257L121 258V256L122 255ZM228 254V255H227ZM253 254V256L252 257H250V255H252ZM83 255H86V257H84ZM93 255V256H92ZM112 255V256H111ZM136 255V256H135ZM153 255V256H152ZM157 255V256H156ZM164 255H167V257H165ZM168 255H170L171 257H169ZM176 255V256H175ZM209 255V256H210ZM108 256V257H107ZM117 256H118V258L120 257V259H117ZM127 256H128V258H130V259H128L127 258ZM173 256V257H172ZM175 256V257H174ZM182 256H188L187 254L186 255H184V253H183V255ZM89 257H90V259H89ZM97 257V258H96ZM104 257H106L105 259H109V257H112L111 259H109V260H105V259H103ZM115 257V258H114ZM149 257H152V258H150V261H149ZM162 257V261H161V258ZM226 257V258H225ZM96 258V259H95ZM127 258V259H126ZM166 258H168V259H166ZM190 258V259H189ZM228 258V259H227ZM229 258H232L230 261H229ZM67 261L70 259V258H65ZM85 259V260H84ZM97 259H98V261H97ZM113 259V260H112ZM116 261H115V260ZM123 259H124V261H123ZM133 259H134V261H136V262H134L133 261ZM153 259V260H152ZM171 259V260H170ZM88 260V261H87ZM92 260V261H91ZM105 262H104V261ZM126 260V261H125ZM128 260V261H127ZM132 260V261H131ZM155 260H157V261H155ZM164 260H167V261H164ZM228 260V261H227ZM99 261H101V262H99ZM109 261V262H108ZM115 261V262H114ZM119 261V262H118ZM147 260L146 259H144V262H146ZM155 261V262H154ZM159 261H161V262H159ZM198 261H199V263L200 264H203V261L201 260V258H198ZM253 261V262H252ZM94 262H96V263H94ZM112 262V263H111ZM131 262H134V263H131ZM157 262V263H156ZM170 262V263H171ZM234 262H235V260H234ZM256 262H258V263H256ZM169 263V264H170ZM171 263V264H172ZM199 263H197V264H199ZM215 263V264H216ZM52 264V263H51ZM54 264V263H53ZM193 264H195V263H193ZM232 264V263H231ZM235 264V263H234Z\"/></svg>",
	"mask_w": 264,
	"mask_h": 264
},
{
	"label": "bare ground",
	"instance_id": "2",
	"mask_svg": "<svg viewBox=\"0 0 264 264\" xmlns=\"http://www.w3.org/2000/svg\"><path fill=\"white\" fill-rule=\"evenodd\" d=\"M2 0H0V2H1ZM5 2L6 1H8V0H4ZM3 1V2H4ZM12 1V0H11ZM33 1V0H32ZM32 1H29L30 3H32ZM38 2H39V0H37ZM45 1V0H44ZM57 1H59V0H56V2ZM61 1V0H60ZM88 1L89 0H87V3H88ZM94 1H96V0H94ZM107 1V0H106ZM111 1H113V0H111ZM115 1V0H114ZM121 1V0H120ZM215 1H218V0H214V2ZM263 1V0H262ZM261 0H252V2H253V4L251 5V2H250V0H231V2L230 3H232L233 5H229L228 7H224V9H217V13L215 14V12H214V18L212 17V19H211V12L214 10V9H211V7H210V4H211V2H209L208 3V0H159L158 1V3L157 2H155V3H157V9H156V14H152L153 15V17H152V19L154 18V20H152L151 19V21H150V24H148V26H146V32H145V34H144V37H142V38H138V37H135V38H138L137 40H135V38H134V40L136 41V43H135V41L133 42L134 43V45H133V43H132V48H133V50L135 51L134 52V55H133V57L132 58H129V56H126V55H123L124 53L125 54H127L128 53V55L129 54H131V53H129V52H131V51H129V52H125V51H123L122 53L123 54H121V53H119L120 54V57H117V55L115 56V55H113V53L111 54V55H113V57H117L116 59L115 58H113V59H110V64H108L107 66H106V68L104 69V72H103V74L101 75L102 76V79H100V80H102L101 82L102 83H100V80L99 81H95L96 82V84L94 85V86H92L91 85V89H92V87H94V89H95V91H97V92H99L100 91V93H98L100 96H102V94H101V90L102 89H105V88H102V86L103 87H105V84L106 85H109L110 86V84L111 83H113L111 86H113L114 84H116L115 82H117L118 81V83H119V81L121 80L122 81V77H124L122 74H124L125 72H126V70H128V67L130 66V67H132L133 65V63L135 64V63H137V62H140V61H138L139 59L141 60V58H143L145 55H146V58H145V60L143 61L144 63H143V66L141 65V67L140 68H142L143 70H142V73H143V75H145V73L146 72H149L150 71V73L152 72V71H154L153 73L155 74V73H157V71L159 72V69H160V74L162 73L161 71H163L164 69H166V68H169V70L171 71L170 73H173V72H175L176 71V73H177V70H179L182 66H187L189 63H190V61H192V59H196L197 61H195V63L197 62V64H198V66L199 67H197L196 65H195V63H193L194 64V66H196L197 67V69L196 70H199V72H198V74L196 75V76H194V73H190V75H191V77H192V74H193V76H194V78L190 81V83H189V81H188V85H186V87H184V86H182V87H184L183 89H181L182 87H180V86H178L176 89H178L177 91H178V94H176V95H178L177 96V100L178 101H180L181 102V107H179V108H182L181 110L182 111H184V114H186L185 112H187V111H185L186 110V108L185 107H187V109H189L190 107L192 108L193 107V103H196L195 105V107H194V109H196L198 106H197V103L199 104V102H203L204 100H207L209 97L211 98V97H213L214 96V91H213V88L214 87H216L217 85H220V86H222L223 84H225V83H228V82H230V81H239L241 78H243L244 76H245V74H246V71L249 69L248 68V66H250L249 65V59L250 58H252L259 50L257 49V47H258V43H259V40H261V38H262V34H263V31H262V29H261V27H259V25L258 24H260V21H258V23H257V25L258 26H256L254 29H253V34H249V33H247L246 31H244L243 29H242V27L240 26L241 24L240 23H243V22H240V20L242 19V18H249V17H251L250 16V14H251V10H248L247 8H250V5H251V7L253 8L254 7V9H256V10H259V9H261L262 8V2ZM9 2V1H8ZM17 2V1H16ZM15 2V3H16ZM27 2V1H26ZM34 2H35V0H34ZM46 2V1H45ZM54 2H55V0H54ZM63 2V1H62ZM90 2V1H89ZM103 5L104 4H107V3H103L102 1H100ZM109 2H110V0H109ZM108 2V3H109ZM144 2V1H143ZM149 2V1H148ZM223 2V1H222ZM228 2V1H227ZM36 3V2H35ZM50 3V2H49ZM52 3V2H51ZM60 3V2H59ZM92 3L94 4V2L92 1ZM96 3V2H95ZM111 4H112V2H110ZM109 3V4H110ZM126 3V2H125ZM146 3V2H145ZM154 3V2H153ZM12 4V3H11ZM90 4H91V2H90ZM109 4H108V6H109ZM110 4V5H111ZM120 4V3H119ZM141 4V3H140ZM148 4H150V2L148 3ZM214 4V3H213ZM212 4V5H213ZM221 4V3H220ZM227 4V3H226ZM18 5V4H17ZM26 5V4H25ZM24 4H23V6H25ZM30 5V4H29ZM37 5V4H36ZM36 5H35V7H36ZM44 5V4H43ZM43 5H42V7H43ZM54 4L52 3V5L51 6H53ZM55 5H61V4H55ZM146 5V4H145ZM216 5V4H215ZM11 6H13V4L11 5ZM31 6H32V4H31ZM62 6V5H61ZM87 6V5H86ZM99 6H100V3H99ZM99 6L98 7H96V9L97 8H99ZM102 6V5H101ZM107 6V7H108ZM113 6V5H112ZM120 6V5H119ZM152 6V5H151ZM19 7H20V5H19ZM56 7V6H55ZM63 7V6H62ZM92 7V6H91ZM93 7H95L94 5H93ZM105 7H106V5H105ZM106 7V8H107ZM124 7V6H123ZM144 6H142V8H143ZM149 7V6H148ZM215 7V6H214ZM1 8H2V5H1ZM22 8V7H21ZM18 9V10H22V9ZM24 8V7H23ZM27 10H28V8H29V6H28V8L27 7H25ZM38 8H39V6H38ZM46 8V7H45ZM60 7H58V9H59ZM64 8V7H63ZM62 8V9H63ZM102 8V7H101ZM108 8H110V9H112L110 6L108 7ZM118 8H120V7H118ZM147 8V7H146ZM156 8V7H155ZM213 8V7H212ZM218 8H219V6H218ZM252 8H250V9H252ZM29 9H31V8H29ZM35 9V8H34ZM51 9V8H50ZM53 9V8H52ZM55 9V8H54ZM58 9H57V11H58ZM93 9H95V8H93ZM127 9V8H126ZM1 10H3V9H1ZM10 10V9H9ZM24 10V9H23ZM36 10V9H35ZM34 10V11H35ZM59 10H61V8L59 9ZM98 10V9H97ZM113 10V9H112ZM142 10V9H141ZM149 10V9H148ZM10 11H12V10H10ZM34 11H33V13H34ZM42 11H43V9H42ZM45 12L47 11V10H44ZM51 11V10H50ZM53 11V10H52ZM93 11V10H92ZM95 11V10H94ZM114 11V10H113ZM112 11V12H113ZM119 11H120V9H119ZM137 11V10H136ZM264 11V10H263ZM21 12V11H20ZM24 12H25V10H24ZM29 11H27L26 13H28ZM30 12H32V11H30ZM39 11L37 10V13H38ZM44 12V13H45ZM56 12V11H55ZM60 12V11H59ZM79 12V11H78ZM89 13L91 12V11H88ZM104 12V11H103ZM138 12H139V10H138ZM256 12V11H255ZM254 12V13H255ZM1 13V12H0ZM14 13V12H13ZM12 13V14H13ZM23 13V11L21 12V14ZM25 13V14H26ZM32 13V15H34ZM41 12H39V14H40ZM43 13V12H42ZM41 13V14H42ZM48 13H50V12H48ZM66 13V12H65ZM109 13V12H108ZM107 13V15H109V16H106L105 17V19H103V21H101V22H104V20H106L107 19V21H105L104 23L105 24H108V23H110L111 22V20H110V22H109V19H108V17L110 18V16L114 13H112V14H108ZM121 13V12H120ZM154 13H155V11H154ZM264 13V12H263ZM24 14V13H23ZM22 14V24L21 25H19L18 26V28H17V30L16 31H14L15 29H13V27H12V29H13V31L11 30V32H6L5 34H7V36L10 38V37H13L14 35H16L17 34V32H18V34L19 33H23V34H25L27 31L29 32L30 30H32V29H30L31 28V22H30V20H29V18L31 17L30 16V14L28 15V14H26V15H23ZM38 14V15H39ZM53 14V13H52ZM87 13L85 12V15H86ZM115 14V13H114ZM113 14V15H114ZM10 15V14H9ZM51 15V14H50ZM59 15V14H58ZM71 15H73V14H70V16ZM80 15H81V13H80ZM119 16H120V14H118ZM117 15V16H118ZM129 15V14H128ZM147 15V14H146ZM261 15H263V14H261ZM5 16H7V15H5ZM30 16V17H29ZM36 16V15H35ZM40 16V15H39ZM43 16V15H42ZM44 16H45V14H44ZM88 16V15H87ZM115 17V20H117L118 19V17ZM213 16V15H212ZM1 17V16H0ZM8 17V16H7ZM37 17V16H36ZM51 16H49V18H50ZM60 17H63V16H60ZM73 17V16H72ZM80 17V16H79ZM81 17H82V15H81ZM260 17V19H261V16H259ZM39 18V17H38ZM37 18V19H38ZM52 18H53V16H52ZM117 18V19H116ZM264 18V17H263ZM3 20L4 19H6V18H2ZM32 22H33V16H32ZM59 19V18H58ZM62 19V18H61ZM66 19V18H65ZM69 19V18H68ZM75 19V18H74ZM112 19V18H111ZM121 19V18H120ZM190 19H193V21L195 20L196 21V19H199V22H198V24L196 25V29L195 28H193L192 27V29H191V26L194 24V23H192L191 21H190ZM20 20V19H19ZM49 20V19H48ZM53 20V19H52ZM76 20V19H75ZM211 20V21H210ZM46 21V20H45ZM54 21V20H53ZM52 21V22H53ZM55 21H57V20H55ZM62 21V20H61ZM194 21V22H195ZM248 21V20H247ZM0 22H1V20H0ZM39 23H40V21H38ZM66 21H64V23H65ZM73 22V21H72ZM116 22V21H115ZM14 23H16V22H14ZM18 24H19V22H17ZM21 23V22H20ZM38 23V24H39ZM42 23V22H41ZM49 23H51V22H49ZM48 23V24H49ZM55 23V22H54ZM149 23V22H148ZM195 23H197V22H195ZM9 24V23H8ZM13 24V23H12ZM17 24V25H18ZM44 24V23H43ZM72 24V23H71ZM99 24H101L100 22H99ZM103 24V23H102ZM101 24V25H102ZM104 24V25H105ZM41 25V24H40ZM45 25H47V24H45ZM56 25H57V23H56ZM58 25H59V23H58ZM60 25H62L61 23H60ZM60 25H59V27H60ZM64 25V24H63ZM96 25H97V23H96ZM109 25V24H108ZM245 25V24H244ZM48 26H50V25H48ZM53 26V25H52ZM67 26V25H66ZM65 26V27H66ZM72 26V25H71ZM103 26V25H102ZM107 26V25H106ZM105 26V27H106ZM115 26V25H114ZM133 26V25H132ZM194 26V25H193ZM10 27H11V25H10ZM10 27H7V28H9V31H10ZM44 27H47V26H44ZM68 27H70V26H67V28ZM87 27V26H86ZM88 27H90V26H88ZM93 27L94 28H97V26H94L93 25ZM109 29H110V27H111V24H110V26H107ZM171 27H175L177 30H180V31H182L183 30V35H181L182 37H180L179 35V32L178 33H176V30L174 31L176 34H172L171 36H170V33L168 32L169 31V29H171ZM6 28V29H7ZM14 28H15V26H14ZM37 28V27H36ZM41 28V27H40ZM49 28V27H48ZM61 28H63V27H61ZM6 29H5V31H6ZM49 29H51V28H49ZM66 29V28H65ZM0 30H1V28H0ZM4 30V29H3ZM8 30V29H7ZM56 30V29H55ZM61 30H63V29H61ZM67 30V29H66ZM66 30H64V35L66 34ZM68 30H69V28H68ZM86 30V29H85ZM93 30V29H92ZM163 30H168L166 33V35L169 37L168 39H167V37H166V39L167 40H165V41H163V42H159V40H158V36H159V34L161 35V33L163 32ZM172 30V29H171ZM170 30V31H171ZM174 30V29H173ZM5 31H3V32H5ZM34 31H36V30H34ZM40 31H42V30H40ZM82 31V30H81ZM80 31V35H81V37H83L84 36V34H85V32L84 31H82L81 32ZM94 31H95V29H94ZM99 31H101V30H99ZM129 31V30H128ZM162 31V32H161ZM1 32V31H0ZM69 32V31H68ZM84 32V33H83ZM126 32V31H125ZM161 32V33H160ZM189 32V34H190V36L189 37H187V39H185L184 40V36H185V34L186 33H188ZM34 33V32H33ZM36 33V32H35ZM37 33H38V30H37ZM81 33H83V34H81ZM87 33V35H88V31L86 32ZM97 33V32H96ZM96 33H95V35H96ZM128 33V32H127ZM134 33V32H133ZM1 34H3L2 32H1ZM5 34H3V36L5 35ZM18 34H17V36H18ZM22 34V35H23ZM27 34V33H26ZM26 34L24 35V37L26 36ZM29 35H30V33H28ZM39 34V33H38ZM94 34V33H93ZM163 34H165V33H163ZM169 34V35H168ZM178 34V35H177ZM21 35V34H20ZM29 35H27L28 36V38H29ZM35 35V34H34ZM83 35V36H82ZM121 35V34H120ZM1 36V35H0ZM3 36H1L2 37V39H3ZM6 36V35H5ZM27 36H26V38H27ZM31 36H32V34H31ZM31 36H30V39H31ZM86 36V35H85ZM100 36V35H99ZM15 37V36H14ZM21 37V36H20ZM34 37V36H33ZM92 37V36H91ZM90 37V38H91ZM96 36H94V38H95ZM17 39H18V37H16ZM16 38H14V40L16 39ZM66 38V37H65ZM70 38H71V35H70ZM87 38H88V40H89V35L87 36ZM93 38V37H92ZM161 38V37H160ZM13 40V39H8V38H5V40ZM16 39V40H17ZM21 39V38H20ZM68 39V38H67ZM77 39V38H76ZM76 39H74V42H75V40ZM83 39H85V38H83ZM83 39L81 38L80 39V42L78 41V40H76L77 42H79V44L83 41ZM126 39V38H125ZM162 39V38H161ZM264 39V38H263ZM5 40L3 39V41H2V43L3 42H5ZM6 40V41H7ZM25 41H26V39H24ZM24 40H18V43H23V41ZM34 40V39H33ZM72 40H73V38H72ZM71 40V41H72ZM97 40V39H96ZM101 40V39H100ZM99 40V41H100ZM104 40V39H103ZM8 41H7V43H8ZM28 41V40H27ZM68 41V40H67ZM70 41V40H69ZM85 41H86V39H85ZM93 41V39L92 40H89V41H86V43L87 42H92ZM116 41H118V40H116ZM1 42V41H0ZM11 42V41H10ZM16 42V41H15ZM76 42V43H77ZM261 42V41H260ZM7 43L5 44L6 46H7ZM71 43V42H70ZM69 43V44H70ZM73 43V42H72ZM96 43H98V40H97V42ZM4 44H3V46H4ZM9 44V43H8ZM28 44V43H27ZM75 44V43H74ZM74 44H72L73 46H74ZM78 43L76 44V47L79 45ZM84 44V43H83ZM93 44V43H92ZM100 44H101V42H100ZM155 44H158V46H159V48H160V50H159V52L158 53H156L155 54V52L153 53V54H155V56L153 57L152 56V58L150 57H148L147 58V55L148 54H151V52L149 53V50L153 47V45H155ZM10 45H12L11 43H10ZM10 45L9 46H7V48L8 47H10ZM16 45V44H15ZM46 45V44H45ZM80 45H82V44H80ZM85 45V44H84ZM88 45V44H87ZM87 45H86V47H87ZM96 45V44H95ZM98 45H99V43H98ZM109 45V44H108ZM107 45V46H108ZM182 45V46H181ZM6 46H5V48H6ZM89 46H91V44H89L88 45V47ZM94 46V45H93ZM102 47H104L103 45H101ZM134 46H136V50H135V48H134ZM16 47V46H15ZM85 47V48H86ZM101 47V48H102ZM106 47V46H105ZM155 47L156 48H154L155 50H157V46L155 45ZM262 47V46H261ZM31 48V47H30ZM49 48V47H48ZM79 48V47H78ZM91 48V47H90ZM109 48V47H108ZM108 48H106V50H108ZM118 48V47H117ZM264 48V47H263ZM12 49V48H11ZM10 49V50H11ZM16 49V48H15ZM14 49V50H15ZM17 49H18V47H17ZM46 49V48H45ZM45 49H42V51L43 50H45ZM104 49V48H103ZM114 49V48H113ZM154 49H152V50H154ZM39 50V49H38ZM37 50V51H38ZM96 50V49H95ZM110 50V49H109ZM116 50V49H115ZM129 50V49H128ZM128 50H126V51H128ZM46 51V50H45ZM53 51V50H52ZM52 51H50V52H52ZM55 51V50H54ZM91 51V50H90ZM99 51V50H98ZM151 51V50H150ZM161 51H162V53H163V51L164 52H166L167 54H162L161 53ZM44 52V51H43ZM58 52V51H57ZM157 52V51H156ZM4 53H5V51H4ZM10 53V52H9ZM38 53V52H37ZM36 53V54H37ZM40 53H42V52H39V55L37 56L38 58H39V56L40 57H43L44 55H42V54H44V53H42V54H40ZM90 53V52H89ZM103 53V55H106V54H104L105 52H102ZM109 53V52H108ZM132 53H133V51H132ZM11 54V53H10ZM47 54H49V53H47ZM52 54L54 55V53L52 52ZM58 54H60V53H58ZM91 54V53H90ZM30 55V54H29ZM42 55V56H41ZM46 55V54H45ZM53 55H51V56H53ZM98 55V54H97ZM102 55V54H101ZM122 55V56H121ZM258 55V54H257ZM35 56V58H36V55H34ZM33 56V57H34ZM55 56V55H54ZM57 56L58 55H56V58H57ZM107 56V55H106ZM104 57L103 56V58H105V62H107V60L109 61V56L110 55H108L107 57ZM261 56H262V54H261ZM32 57V56H31ZM30 57V60L32 59ZM62 57V56H61ZM130 57H131V55H130ZM26 58V57H25ZM29 58V57H28ZM28 58H27V60H28ZM44 58H46V57H44ZM47 58H49V60H50V58L51 57H48L47 56ZM55 58V59H56ZM92 58V57H91ZM98 58V57H97ZM103 58H101L100 60H102ZM108 58V59H107ZM111 58V57H110ZM256 58H257V56H256ZM4 59V58H3ZM21 59H23V58H21ZM54 59V60H55ZM93 59V58H92ZM258 59H262V58H258ZM20 60V59H19ZM39 60V59H38ZM97 60V59H96ZM104 60V59H103ZM111 60H112V63H111ZM3 61V60H2ZM22 61V60H21ZM25 61V59L21 62V63H23ZM35 61H36V59H34V64L35 65H39V63H35ZM51 61V60H50ZM59 61H61V60H59ZM142 61V60H141ZM256 60L254 59V61L253 62H255ZM264 61V60H263ZM17 62V61H16ZM18 62H20V61H18ZM28 62V61H27ZM54 62V61H53ZM55 62H56V60H55ZM54 62V63H55ZM58 62V61H57ZM90 62V61H89ZM97 62H100V61H97ZM96 62V63H97ZM194 62V61H193ZM252 62V63H253ZM9 63H10V61H9ZM31 63V62H30ZM33 63H31V64H33ZM42 63H46V62H43V60H42ZM41 63V64H42ZM53 63V64H54ZM92 63V62H91ZM95 63V62H94ZM94 64V65H97V64ZM100 63H103L102 61L100 62ZM109 63V62H108ZM251 63V64H252ZM257 63V62H256ZM260 63V61L258 62V64ZM261 63H262V61H261ZM40 64V65H41ZM47 64V63H46ZM52 64V63H51ZM34 65V66H35ZM39 65V66H40ZM82 65V64H81ZM90 65V64H89ZM88 65V68L90 67ZM99 65V64H98ZM100 65H103V64H100ZM139 65V64H138ZM264 65V64H263ZM11 66H12V64H11ZM13 66H15V65H13ZM33 66V67H34ZM43 66H44V64H43ZM43 66H40V67H43ZM85 66H86V64H85ZM193 66V67H194ZM258 66H260V65H258ZM257 66V67H258ZM16 67V66H15ZM19 67V66H18ZM35 67H37V66H35ZM80 67V66H79ZM78 67V68H79ZM84 67V66H83ZM130 67H129V69H130ZM193 67L189 70V71H193V70H195V68L193 69ZM3 68V67H2ZM11 68V67H10ZM45 68H46V66H45ZM77 68V69H78ZM86 68H87V66H86ZM86 68H83L84 70H82L83 72V74H84V71H85V69ZM134 68H135V66H134ZM164 68V69H163ZM186 68V67H185ZM185 68H182V69H185ZM188 68V67H187ZM248 68V69H247ZM259 68H261V67H259ZM258 68V69H259ZM262 68H263V66H262ZM39 69V68H38ZM42 69H44V68H42ZM162 69V70H161ZM181 69V72L183 71ZM2 70H4V69H2ZM8 70V69H7ZM10 70V69H9ZM17 72H19L17 69H15ZM30 70V69H29ZM39 70H41V68L39 69ZM39 70H37L36 71V73L39 71ZM66 70V69H65ZM173 70H175V71H173ZM251 70V69H250ZM255 70V69H254ZM15 71V72H16ZM42 71V70H41ZM92 71V66H91V70H90V73H87L86 71V75L84 76V77H81L82 78V80L80 81V83H78V84H80L81 86H85V85H87L86 83H88V80L89 79H91L93 76L91 75V72ZM98 71V70H97ZM103 71V70H102ZM102 71H101V73H102ZM140 71H141V69H140ZM166 71V70H165ZM164 71V73H166ZM189 71L188 72H186V75H187V73H188V75H189ZM257 71V70H256ZM262 71V70H261ZM11 72V71H10ZM17 72H16V74H17ZM76 72H78V70L76 71ZM79 72H80V69H79ZM128 72V71H127ZM130 72V73H129ZM128 73H125L124 75H129V76H127V78L129 79V81H131L130 79L131 78H129V77H131V76H133L134 74H132L131 75V70L129 71ZM137 72H139V70H137ZM179 72V71H178ZM180 72V73H181ZM196 72V71H195ZM254 72V71H253ZM4 73V72H3ZM8 73V72H7ZM39 73V72H38ZM43 73V72H42ZM141 73V72H140ZM167 73H169L168 71H167ZM249 73H250V71H249ZM258 74H259V72H257ZM264 73V72H263ZM1 74H2V72H1ZM11 74H14V72L12 73L11 72ZM15 74V75H16ZM19 74V73H18ZM40 74H41V72H40ZM95 74V73H94ZM153 74V75H154ZM158 74V73H157ZM163 74V73H162ZM161 74V77L163 76ZM178 74V73H177ZM39 75V74H38ZM79 77H80V75L79 74H77ZM119 75H121L120 77H119V79L117 80V77L119 76ZM131 75V76H130ZM135 75H137V73L135 74ZM139 75V74H138ZM137 75V76H138ZM150 75V74H149ZM171 75V77H173V75L172 74H169V76ZM176 75V74H175ZM249 75H251V73L249 74ZM255 75H256V73H255ZM263 75V74H262ZM4 76V75H3ZM14 75H12V77H13ZM19 76V75H18ZM32 76V75H31ZM46 76V75H45ZM68 76V75H67ZM142 75H140V77H141ZM166 76V75H165ZM165 76H163L162 78H164ZM254 76V75H253ZM259 76H260V74H259ZM9 77H11V76H9ZM11 77V78H12ZM126 77V76H125ZM124 77V78H125ZM134 77H136V76H134ZM156 77H158V76H156ZM180 77V76H179ZM186 77H188V76H186ZM190 77V76H189ZM11 78H9V80H11ZM18 77H16V79H17ZM33 78V77H32ZM93 78H95V77H93ZM101 78V77H100ZM138 77H136V79H137ZM145 78V77H144ZM159 78V77H158ZM166 78H167V76H166ZM174 78V77H173ZM177 78V75H176V77H175V79ZM184 78H185V76H184ZM256 78H257V76H256ZM264 78V77H263ZM1 79H4L3 77L1 78ZM6 80H7V78H5ZM44 79V78H43ZM53 79V78H52ZM126 79V78H125ZM127 79V80H128ZM139 79V78H138ZM138 79H137V81L133 78L132 80L134 81H136V82H138ZM156 79V78H155ZM154 79V80H155ZM170 79V78H169ZM169 79H167V80H169ZM174 79V80H175ZM190 79V78H189ZM258 79H260V77L259 78H257V80ZM262 79V78H261ZM9 80H7V82L9 81ZM14 80V79H13ZM54 80V79H53ZM94 80V79H93ZM92 80V81H93ZM146 80V79H145ZM149 80V79H148ZM161 80V79H160ZM252 80V79H251ZM256 80V81H257ZM2 81V80H1ZM0 81V84L2 83ZM63 81V80H62ZM77 81H79V80H77ZM77 81H76V84H77ZM89 81H91V80H89ZM120 81V82H121ZM124 81V80H123ZM126 81V80H125ZM129 81H127L126 83H128ZM151 81V80H150ZM163 81H165V79L163 80ZM171 80H169V82H170ZM183 81V80H182ZM185 81V80H184ZM183 81V82H184ZM6 82V81H5ZM97 82H99L98 84H97ZM141 82L143 83V82H145V81H143V77H142V80H141ZM166 82H168V81H166ZM165 82V83H166ZM175 82V81H174ZM236 82H235V84H236ZM260 82V81H259ZM258 82V83H259ZM10 83V82H9ZM64 83V82H63ZM70 83V82H69ZM93 83V82H92ZM130 83H132L133 84V82L131 81ZM153 83V82H152ZM161 83V82H160ZM165 83H164V85H165ZM176 83V82H175ZM233 83V82H232ZM250 83H252V82H250ZM263 83V82H262ZM49 84V83H48ZM74 84H75V82H74ZM101 84H103V85H101ZM135 84V83H134ZM139 84H140V81H139ZM147 89L146 88H144V90H145V92H147L148 91V93H149V91L150 90H152L155 86H153L152 84L150 85V83L149 82H147ZM161 84H163V83H161ZM166 84H169V83H166ZM183 84V83H182ZM231 84V83H230ZM255 84H256V82H255ZM254 84V85H255ZM259 84H261V83H259ZM2 85V84H1ZM5 85V84H4ZM89 85V84H88ZM125 84H123L122 86H124ZM138 84H136V86H137ZM142 85V84H141ZM141 85H138V86H141ZM145 85H146V83H145ZM145 85H144V87H145ZM160 85V84H159ZM163 85V86H164ZM172 84H170V86H171ZM232 85H234V84H232ZM250 85V84H249ZM47 86V85H46ZM60 86H62V88L60 89V90H62V92H63V87H66L67 88V90H68V85L67 86H63V85H60ZM60 86H59V88H60ZM70 86V85H69ZM72 87L73 86H75V85H71ZM70 86V87H71ZM77 86V85H76ZM118 86H120V85H118ZM130 86V85H129ZM135 86V87H136ZM137 86V89L139 88ZM162 86V85H161ZM162 86V87H163ZM166 86V85H165ZM167 86H169V85H167ZM166 86V87H167ZM172 86H174V85H172ZM172 86H171V88H172ZM248 86V85H247ZM259 86V85H258ZM1 87V86H0ZM69 87V88H70ZM87 87V86H86ZM108 87V86H107ZM117 87V86H116ZM125 87V86H124ZM133 87V88H132ZM130 89H134L135 90V87L134 86H132ZM159 87V90H160V86H158ZM228 87H230V86H228ZM233 87V86H232ZM239 87V86H238ZM238 87L236 88V87H234V91H232L231 93H229L228 92V88L226 87V95H227V92L229 93L228 95H227V97H226V99H228V98H230L234 93H237V90H239L238 89ZM250 87V86H249ZM255 87H257V85L256 86H254V88ZM8 88V87H7ZM59 88L57 89V87H56V93L58 94H56V93H54V91H53V93L52 94H54V96H56L57 98H60V97H58V96H61L59 93L61 92H59L58 90H59ZM78 89L80 88V87H77ZM76 88V89H77ZM82 88V87H81ZM113 88V87H112ZM156 88V87H155ZM164 88V87H163ZM162 88V90H164ZM168 88V87H167ZM180 88V89H179ZM217 88V87H216ZM219 88H221V87H219ZM219 88L217 89L218 91H220L219 90ZM253 88V89H254ZM16 89V88H15ZM65 89V88H64ZM75 89V90H76ZM87 89H88V87H87ZM94 89H92V90H94ZM107 89V88H106ZM115 90H116V88H114ZM141 89V88H140ZM230 89V88H229ZM249 89H251V88H249ZM253 89H251L252 91H253ZM66 90V89H65ZM71 90V89H70ZM70 90L69 91H67V93H68V96H70V98H71V95L72 94H70L69 95V92H70ZM81 90V89H80ZM83 90V89H82ZM84 90H86V89H84ZM88 91L87 93H88V95H87V93H86V95L88 96V98H89V96L90 95H92L91 93L92 92H95V91ZM114 90V91H115ZM144 90L142 91L141 90V93L140 94H138V96H139V98H140V100H139V102L143 99V97H145L146 95L148 96V93L146 94L145 92H144ZM154 90V89H153ZM159 90H158V92H159ZM169 90V89H168ZM251 90H249V92L251 91ZM5 91V90H4ZM17 91V90H16ZM15 91V92H16ZM74 91V90H73ZM105 90H103V92H104ZM129 91V90H128ZM139 91V90H138ZM138 91H136L135 90V93H134V91H132L133 93L132 94H130V95H127V94H125L126 96H125V98H123L122 99V101L121 100H119V99H121V98H119L117 101H121L124 105L126 104H128V106H126L125 105V107H126V109L125 108H123V104H122V106H120L119 107V109L122 107V109L123 110H125V111H123L122 109L121 110H117L115 113H111L112 115H113V118L115 119V118H117L118 117V119H116L115 121L117 122L118 120H119V118L121 119V117L124 115V114H126L125 112H127L126 110L128 109L127 107H129L130 108V105L131 104H133L134 106H136V98L137 97H135V95L137 96V93H139ZM175 91V90H174ZM218 91H215V92H218ZM222 91V90H221ZM230 91V90H229ZM241 91V90H240ZM243 91V90H242ZM245 91V90H244ZM251 91V92H252ZM255 91V90H254ZM254 91L252 92V93H254ZM8 92V91H7ZM65 92V91H64ZM72 92V91H71ZM77 92H78V90H77ZM97 92L94 94V96L93 97H95L96 96V99H98L97 98V96H99V95H97ZM102 92V93H103ZM113 92V91H112ZM131 92V91H130ZM137 92V93H136ZM153 92H156V91H153ZM166 92H168V91H166ZM169 92H170V90H169ZM212 92H213V96H212ZM0 93H1V91H0ZM19 93V92H18ZM33 93V92H32ZM104 93H106V92H104ZM104 93H103V95H104ZM110 93V92H109ZM109 93H108V95H109ZM117 93V92H116ZM152 93V92H151ZM221 93V92H220ZM239 94H238V96H236V97H238L239 98V96L241 95L240 94V92H238ZM248 93V92H247ZM252 93H250L251 95H252ZM42 94V93H41ZM56 94V95H55ZM150 94V93H149ZM160 94V93H159ZM169 94H171V92L169 93ZM216 94V93H215ZM225 94V93H224ZM249 94V93H248ZM247 94V96L249 97V95ZM51 95V94H50ZM62 95H63V93H62ZM78 95V94H77ZM85 94H83L82 92H81V97L82 96H84ZM106 95V94H105ZM174 95H175V93H174ZM218 95V94H217ZM225 95V96H226ZM245 95V94H244ZM1 96V95H0ZM32 96V95H31ZM54 96H50L51 98H50V100H51V102H52V110H54V108L55 107H57V106H55L54 105V101L56 100V98L54 97ZM65 96V95H64ZM64 96H62V97H64ZM87 96H86V98H87ZM99 96V97H100ZM154 96H156L155 94H154ZM163 96V95H162ZM165 96H167V93H165ZM171 96V95H170ZM246 96V97H247ZM19 97V96H18ZM52 97H54L53 99V101H52ZM65 97H67V94H66V96ZM64 97V98H65ZM74 98H75V95L73 96ZM72 97V98H73ZM80 97V96H79ZM85 97V96H84ZM91 97L92 96H90V98L89 99H91ZM92 97V98H93ZM102 97H105V96H102ZM117 97V96H116ZM115 97V98H116ZM122 97V96H121ZM124 97V96H123ZM141 97H142V99H141ZM173 97H176V96H173L172 95V99H173ZM215 97V96H214ZM217 97V96H216ZM220 97H221V95H220ZM240 97H242V96H240ZM28 98V97H27ZM38 98V97H37ZM87 98V99H88ZM101 98V97H100ZM109 98V97H108ZM114 98V99H115ZM146 98V97H145ZM144 98V99H145ZM155 98H157V97H155ZM162 98H165V97H162ZM170 98V97H169ZM235 98V97H234ZM66 99H68V97L66 98ZM86 99V100H87ZM88 99V100H89ZM94 99V98H93ZM149 99V98H148ZM159 99H161V97H159ZM158 99V100H159ZM213 98H211V99H208L207 100V102L206 103H208V101L210 102V103H208L209 104V107H207L208 109L210 108V111H211V109H214V108H217V105L221 102V99H216L215 101H213L212 100ZM259 99V98H258ZM13 100V99H12ZM29 100V99H28ZM39 100V99H38ZM47 100V99H46ZM58 100V99H57ZM56 100V101H57ZM71 100V99H70ZM77 101L76 99H73L72 100V102L73 101ZM101 100V99H100ZM103 100V99H102ZM108 100V99H107ZM107 100H105L104 99V103H106V101ZM137 100H138V98H137ZM163 100V99H162ZM223 100V99H222ZM232 100H233V102H234V104H235V101H234V99H233V97H232ZM263 100V99H262ZM36 101V100H35ZM35 101H31L33 104H34V102ZM40 101H42V99H40L39 100V103H38V105L39 104H41L39 107H41L42 105H44V104H42V103H40ZM56 101H55V104H59L60 102H61V100L59 99L58 101H60V102H57L56 103ZM62 101H65V99L63 100L62 99ZM85 101V100H84ZM91 102L90 103H92L93 101H92V99L90 100ZM94 101H96V100H94ZM124 101V102H123ZM176 101V100H175ZM177 101V102H178ZM5 102V101H4ZM37 102V101H36ZM35 102V103H36ZM43 102V101H42ZM46 103H45V105L47 104V101H45ZM68 102L69 101H67V105H68V107H69V104H68ZM78 102V101H77ZM103 102V101H102ZM114 102V101H113ZM138 102V101H137ZM142 102V101H141ZM145 102V101H144ZM165 102H166V99H165ZM170 102H171V104H169V105H171V106H173L174 105V101H172V100H170ZM228 102V104L231 106V104H233L232 103V101H227ZM231 102V103H230ZM262 102V101H261ZM17 103V102H16ZM44 103V102H43ZM80 103V102H79ZM79 103H77V104H79ZM82 103H83V101H82ZM89 103V104H90ZM96 103V102H95ZM95 103L93 104V106L95 105ZM100 103V102H99ZM99 103H97V104H99ZM148 103V102H147ZM155 103V102H154ZM203 103H205V102H203ZM24 104V103H23ZM33 104H31V106H30V104H29V106L30 107H32L33 106ZM61 104V103H60ZM59 104V105H60ZM64 104V103H63ZM96 104V105H97ZM102 104V103H101ZM120 104V103H119ZM142 104V103H141ZM149 104H152V102L151 103H149ZM156 104V103H155ZM163 104H164V102H163ZM178 104V103H177ZM193 104V105H192ZM200 104H202V103H200ZM221 104V103H220ZM219 104V105H220ZM226 105H224L223 107V109H224V111H226V109H227V112H229L230 113V111H228L229 110V107H227L226 108V106H228V104L227 103H225ZM240 104V103H239ZM243 104V103H242ZM3 105V104H2ZM5 105V104H4ZM48 105H50V104H48ZM47 105V106H48ZM62 105V104H61ZM60 105V106H61ZM65 105H66V102H65ZM84 105V104H83ZM96 105H95V107H96ZM110 105H112V104H110ZM117 105V104H116ZM116 105L114 106V107H116ZM121 105V104H120ZM133 105H132V107H131V110H128V114L126 115V117L128 118L129 116L128 115H132L133 113H132V111L134 110L135 112H136V107L138 106V104H137V106L136 107H133ZM143 105V104H142ZM145 105V104H144ZM153 105V104H152ZM158 105H160V104H158ZM189 105H190V107H189ZM192 105V106H191ZM204 105V104H203ZM207 105V104H206ZM12 106V105H11ZM27 106V105H26ZM25 106V107H26ZM47 106H43L44 108L45 107H47ZM51 106V105H50ZM50 106H48V107H50ZM55 106V107H54ZM73 106V105H72ZM80 106H81V104H80ZM80 106H79V109H80ZM86 106V105H85ZM85 106H84V108H85ZM90 106H91V104L89 105V108H90ZM100 106V105H99ZM119 106V105H118ZM117 106V107H118ZM148 107L150 106V105H147ZM154 106V105H153ZM153 106H151V107H153ZM157 106V105H156ZM156 106H155V108H156ZM163 106V105H162ZM177 106V105H176ZM202 106V105H201ZM208 106V105H207ZM216 106V107H215ZM234 106V105H233ZM243 106V105H242ZM20 107V106H19ZM24 107V106H23ZM25 107H24V110H27V108L25 109ZM47 107V108H48ZM67 107V106H66ZM65 107V108H66ZM76 107H77V105H76ZM82 107V106H81ZM87 107L88 106H86V108H85V110L87 109ZM92 107V106H91ZM103 107V106H102ZM142 107V106H141ZM145 107H146V105H145ZM144 106H143V109L145 108ZM159 107H161V105L159 106ZM189 107V108H188ZM206 107V106H205ZM204 107V108H205ZM22 108V107H21ZM44 108H41V111H42V109H44ZM58 108V107H57ZM61 108V107H60ZM71 108V107H70ZM75 108V107H74ZM154 108V107H153ZM154 108V109H155ZM157 108H158V106H157ZM161 108H163V107H161ZM177 108V107H176ZM178 108V109H179ZM199 108V107H198ZM197 108V109H198ZM202 108V107H201ZM200 108V109H201ZM206 108V110H204L203 108L201 109V110H203V113L204 114H206V112H207V109ZM220 108V107H219ZM232 108L233 107H230V109L232 110ZM3 109V108H2ZM23 109V108H22ZM22 109H21V111H22ZM29 109V108H28ZM38 109V108H37ZM36 109V110H37ZM67 109V108H66ZM65 109V110H66ZM82 109V108H81ZM115 108H113V110H114ZM118 109V108H117ZM142 109V108H141ZM141 109H138V110H141ZM142 109V110H143ZM185 109V110H184ZM193 109V108H192ZM196 109V110H197ZM199 109V110H200ZM258 109V108H257ZM23 110V111H24ZM30 110V109H29ZM35 110V109H34ZM39 110H40V108H39ZM48 110H50V111H52L50 108H48ZM57 110V109H56ZM75 110V109H74ZM76 110H78V109H76ZM84 109H82V114L84 113V112H86ZM89 110V109H88ZM110 110H111V108H110ZM113 110H111V111H113ZM116 110V109H115ZM114 110V111H115ZM147 110V109H146ZM174 110H176L175 109V107H170V108H167L166 107V109H165V107H164V109H161L160 111H155V110H153V111H151L152 113L150 114V115H152V116H150L149 118H148V120H147V124L145 125V126H140V128H137L136 127V129H134L133 130V128H130L132 131L131 132H129V131H127V134L126 135H123V134H119L118 135V137H117V142H116V144L113 142V139H112V141L111 142H109L110 144H112V142L115 144V146L114 147H112V145H111V148H109V146L107 147V146H105L106 145V143H101V144H104V147H103V145H101V144H98V142L97 141H93L94 142V144L95 145H93V146H98L99 148H100V150H101V153H100V156H102V159H99L100 160V162L99 163H97V166H93L92 165V160H91V157H93V155L95 154V155H99V152H100V150H99V152L97 151L98 149H96V151L98 152V153H94L92 156L91 155H86V156H82V158L83 157H85V160H86V157H89L90 158V160L91 161H89L88 159L89 158H87V161H85V162H82V164H80V166H79V164H78V167H76V165L77 164H74V163H78V162H75V161H78V156H77V160H73L74 161V163H73V165H75V167L76 168H78V169H76V168H74V172L75 173H77L76 174V177L75 178H77V175L79 176L80 174H81V172H83L84 174L83 175H81V177L82 176H85V174H88L85 178H82V179H80L79 180V177L77 178V179H75V178H73L72 177V175L73 176H75L74 174H73V172L71 173V174H69V175H67L66 173H64V174H66L67 175V177H66V175H64L63 176V179L65 180L66 179V181L64 182V181H62V179L61 178H59L61 181V184H64L65 186L63 187L62 185V187L64 188V189H62V190H60V191H56L57 189L59 190V184H57V189L55 188L54 189V191H56L57 193H55V194H51V193H53V192H51L50 194H47L48 192V190L46 191L47 193V195H43V197H40V198H42V199H38V201L40 200V202H36V203H33L34 205H31V206H29V207H27V205L30 203H26L25 205L23 204V205H19V207H17V208H15L14 210H16V211H14V213H15V215H14V213L13 212H10V214H13L11 217H9L8 215L9 214H7L6 212H4V211H6V210H3V211H0L1 213H0V240H3V245H1V242H0V264H75V263H77V261H78V259H79V257H80V259L82 260L83 258L81 257L82 256V253H83V251H81L80 252V248H82L83 249V247H81V246H83V245H85V243L88 241H90L91 242V240L93 239L92 238V236L90 235L89 236V238H88V240H87V237H86V240H84L85 238V236L84 235H86L87 236V234L88 233H91L92 235L94 234L93 233V231H95L97 228V226L96 225H98V223H101V222H103V221H105V220H102V218L103 217H101V215H99V214H102L101 212L99 213V209H97L98 211H96V212H98V213H96L95 211H92V210H89V211H87V215L85 216L84 214L86 213H84L83 214V216H85L84 218L82 217L81 219H76V220H74L75 222H73V223H71V224H69L68 223V218L66 219L67 220V223L65 222L64 224H63V226H65V224H69V226L68 227H66L65 226V230L64 229H62V227H58L57 229L58 230H60V228H61V230H63L62 231V233H63V235H60V234H62V233H60L59 235H57L56 233H50V234H48V231H47V234H45V235H43V236H41V235H39L37 238H35L34 239V237H33V239H29L30 237L29 236H31V235H27L26 237H24L25 236V234L27 233L25 230H24V236H23V234L22 235H20L21 233H23V232H20V233H18L20 236H23L22 238H24V239H22V241H17V240H14V239H18L19 240V238L18 237H14V239H10V238H6V237H8L9 235L11 236L12 234H14L13 236H18V234L17 235H15V233H17L18 231H19V227L20 226H30V228L29 229H32V228H34V227H38V228H41V227H39V224H41V223H43V222H45L46 220L44 219V218H42L46 213L48 214V216H49V214H55L56 212H58V215H59V213L61 214V215H63L66 211H64L65 209H67L68 207H65V208H63V206L65 205V203H68L69 201H64L65 203H63L64 205L62 206V205H60L61 207H57L56 205V201H63V200H65V199H68L69 198V193L70 192H72V190H74V189H76V191L74 190V192H76L74 195V197L76 198V196L78 195V197H79V195H82L79 191H81V190H79V189H82V192L83 191H90V190H94L93 192H95V189H99L101 186V184H103V183H109V185H110V187H111V185H112V188L110 189L111 190V192H112V190H114L115 188L117 189V187L123 182L122 180L124 179V175L125 174H127L128 172H129V170L130 169H133L132 167H133V164H134V162L137 160H139V159H142L145 155H146V153H147V148H148V146H150V144H155L156 146H160V144L162 145L164 142H162L161 143V140H158V139H156L154 136H156V135H158V137L161 135V133L159 134L158 132V134H156L155 135V133H153L154 131V129L156 130V128L155 127H158V126H160V125H162V124H164L165 125V120L167 119V121L169 120V119H171V118H169L170 117V114L172 113V112H174ZM191 109H189V111H190ZM215 110V109H214ZM10 111V110H9ZM17 111V110H16ZM33 110L31 109V111H29V112H32ZM45 111H47V109L45 110L44 109V111H43V113L45 114H42V117L44 118V117H48V120H49V118H51V117H49V115H48V113L50 112H48L47 111V113H45ZM55 111V110H54ZM62 111H63V107H62ZM84 111V112H83ZM107 111V110H106ZM131 111V112H130ZM177 111V110H176ZM204 111H206V112H204ZM220 111H221V109H220ZM224 111H221V112H224ZM261 111H263V110H261ZM27 112V114L29 113L28 112V110L26 111ZM25 111L23 112L24 114L26 113ZM53 112V111H52ZM52 112H50L49 114H53ZM68 112V111H67ZM73 112H75V111H72V113ZM77 112V111H76ZM76 112H75V114H76ZM79 112H81V110L80 111H78L77 112V114L79 113ZM93 112L95 113V110H93ZM130 112V113H129ZM149 112V111H148ZM195 112V111H194ZM197 112V111H196ZM199 112V111H198ZM208 112H209V110H208ZM214 111H212L211 113H213ZM221 112H218V113H216V114H218V115H216L218 118H221V116H220V114H222ZM20 113V112H19ZM23 113H21V115H23ZM36 113V112H35ZM58 113H61L60 111L58 112ZM63 114V116L65 115L64 114V111L62 112ZM99 113V112H98ZM124 113V114H123ZM137 113H140V112H137ZM136 113V114H137ZM142 113V112H141ZM189 113H192V111L191 112H189ZM201 113V112H200ZM199 113V115H194V116H201V114ZM225 114H227L226 112H224ZM223 113V114H224ZM233 113V112H232ZM257 113H259V112H257ZM27 114H25L24 115V117H23V119H24V123H25V118H27L28 117V115ZM40 114V113H39ZM71 114V113H70ZM74 114V116H76L77 118H78V116L80 117V115H75ZM89 114H90V112H89ZM135 114V115H136ZM146 114H148V113H146ZM174 114H175V112H174ZM250 114V113H249ZM16 115V114H15ZM30 115H32V113L30 114ZM34 116H35V114H33ZM32 115V121H33V116ZM36 115L38 116V114L36 113ZM57 114H55V116H56ZM73 115V114H72ZM87 115V114H86ZM138 115V114H137ZM172 115V114H171ZM207 115V114H206ZM206 115L204 116L203 115V117H202V119L200 120V121H202V123H199L198 124V122H200V121H196L197 119H193V121H192V123L191 124H189L190 123V121L188 122V124L187 125H185V129H186V127L187 128H189L188 127V125H192L191 127H190V129L189 130H191L192 128L194 129H192L193 131H195V132H202L203 130H207V128L209 127L210 128V125L212 124L213 125V121H215V118L216 117H214V119H213V117L211 116V115H207V117L209 116H211L212 117V119H213V121L212 120H210V121H212L211 122V124H209V126H207L206 125V122L204 123L203 122V119H205V117H206ZM234 115H237V114H234ZM261 115V114H260ZM6 116V115H5ZM17 116H18V114H17ZM26 116V117H25ZM52 116V115H51ZM53 117L52 116V120H53V124L54 123H57V120H56V122H54L55 121V118L56 117ZM58 117L59 116H61V114L60 115H57ZM69 116V115H68ZM74 116H71V117H73L72 119L73 120H70L71 122L72 121H78V119L76 118L75 119V117ZM84 115H82V117L81 118H84L83 117ZM88 116V115H87ZM92 116V115H91ZM97 116H99V115H97ZM96 116V117H97ZM104 116V115H103ZM107 116V115H106ZM133 117L131 118V116H130V118H131V120L133 119V120H136V119H134V114L132 115ZM146 116V115H145ZM148 116V115H147ZM146 116V117H147ZM173 116H175V115H173ZM172 116V117H173ZM180 115H178V117H179ZM182 116V115H181ZM184 116H186V115H184ZM188 116V115H187ZM190 116V115H189ZM230 116H232V115H230ZM238 116V115H237ZM13 117V116H12ZM41 116L39 115L37 118L39 119V121L41 120V119H43V118H40ZM57 117V118H58ZM62 117V116H61ZM60 117V118H61ZM93 117H94V115H93ZM139 117V116H138ZM191 117H192V114H191ZM210 117V118H211ZM250 117V116H249ZM257 117V116H256ZM261 117V116H260ZM16 118V117H15ZM20 118H22V116H20ZM20 118H19V116H18V119H17V123H19V121H21L20 120ZM31 118V117H30ZM35 119H36V116L34 117ZM54 118V119H53ZM60 118H58V119H60ZM63 118V117H62ZM61 118V119H62ZM70 118V117H69ZM68 118V119H69ZM88 118H89V116H88ZM105 117H101V119H104ZM110 118V117H109ZM108 118V119H109ZM136 118V117H135ZM169 118V119H168ZM180 118V117H179ZM184 118V117H183ZM196 118V117H195ZM228 118H230V117H228ZM235 118V117H234ZM6 119V118H5ZM35 119H34V121H35ZM38 119L36 120L37 122H38ZM44 119H46V118H44ZM43 119V120H44ZM93 119V118H92ZM111 119V118H110ZM109 119V120H110ZM123 119V118H122ZM126 119V118H125ZM125 119H123V122L125 121ZM138 119V118H137ZM142 119V118H141ZM191 119V118H190ZM209 119V118H208ZM208 119H205V120H207L208 121ZM249 119H251V118H249ZM28 120H30V119H28ZM80 120V119H79ZM82 120V119H81ZM86 120V119H85ZM89 120H91V119H89ZM108 120V121H109ZM129 120V119H128ZM128 120H126L125 122H127ZM174 120V119H173ZM227 120V119H226ZM232 120V119H231ZM230 120V121H231ZM31 121V120H30ZM29 121V122H30ZM51 121V120H50ZM50 121L49 122H47L46 121V123L44 122L43 123V130L46 132V134H49L48 135V137L50 136V134H51V136H53L54 137V133H55V131L54 132H52L51 130L53 129L52 127H51V125H52V123H50ZM76 121V122H77ZM87 122H88V120H86ZM93 121H95V120H93ZM104 122H106V119H104L103 120ZM111 121H113L112 119H111ZM110 121V122H111ZM119 121H121L122 122V120H119ZM118 121V122H119ZM137 121V120H136ZM142 121V120H141ZM183 121H185V120H183ZM183 121H181V122H183ZM187 121V120H186ZM234 121V120H233ZM244 121H245V119H244ZM6 122H8V121H3V122H1V123H3V125L4 124H6L7 125V123ZM9 122H10V120H9ZM8 122V123H9ZM28 122V123H29ZM36 122V123H37ZM41 122L42 121H40V122H38V123H40L39 125H41ZM69 122V121H68ZM76 122H73V123H76ZM79 122V121H78ZM104 122H102V123H104ZM110 122H107V123H110ZM114 122V121H113ZM117 122V123H118ZM120 122V123H121ZM125 122L124 123H122V124H125ZM129 122H130V120H129ZM143 122V121H142ZM179 122V121H178ZM177 122V123H178ZM218 122V121H217ZM262 123H264L263 122V119H262V121H261ZM0 123V124H1ZM16 123V122H15ZM22 123V122H21ZM20 123V124H21ZM23 123V124H24ZM27 123V122H26ZM25 123V124H26ZM27 123V124H28ZM33 123V122H32ZM32 123H31V125H32ZM80 123V122H79ZM78 123V124H79ZM85 123L86 122H84V126H85ZM89 123V122H88ZM99 123H101V121L99 122ZM99 123H97V124H99ZM134 123V122H133ZM138 123H141V122H139L138 121ZM145 123V122H144ZM143 123V124H144ZM174 123H176V121L174 122ZM174 123H173V125H174ZM208 123H210V122H208ZM207 123V124H208ZM214 123H216V122H214ZM11 124H12V121H11ZM19 124V125H20ZM22 124V125H23ZM34 124V123H33ZM60 124V123H59ZM64 124V123H63ZM70 124V123H69ZM68 124V125H69ZM96 123H95V125H97ZM105 124V123H104ZM110 124H112V123H110ZM126 124H128V122L126 123ZM132 124V123H131ZM135 124H136V122H135ZM167 124V123H166ZM181 124V123H180ZM224 123H222V125H223ZM225 124H226V122H225ZM227 124H229L228 122H227ZM239 124H241V123H239ZM253 124V123H252ZM9 125V124H8ZM18 125V124H17ZM58 124H56L55 126H57ZM66 123L63 125V129L65 128V130H64V132H62V133H60L59 131V133H60V136H61V138H60V136H58L59 134L57 133V130L59 129H55L56 130V133H57V140L56 139H54V138H52V139H54L53 141H54V143H55V140L58 142V140L60 141L61 139H62V137L63 136H65V135H63V134H66L67 132V130L66 129H68V131H71L72 133H73V131L76 129V128H78V125H76L77 127L76 128H74L73 126H72V124L71 125H69L70 127L72 126L73 128L70 130V127H67L68 125H66ZM100 125L101 124H99V126L98 127H100ZM114 126H116L115 125V122H114V124H113ZM128 125H130V124H128ZM127 125V126H128ZM137 125V124H136ZM168 125V124H167ZM176 126H177V124H175ZM182 125L183 124H181V127H182ZM206 125V126H205ZM215 125V124H214ZM231 125H233V124H231ZM14 126V125H13ZM28 125H26V126H24V127H27ZM35 126V125H34ZM53 126V125H52ZM54 126V127H55ZM59 126V125H58ZM61 126V125H60ZM59 126V127H60ZM81 126V125H80ZM109 125L107 124V128L109 129V127H108ZM119 126V125H118ZM132 126V125H131ZM130 126V127H131ZM137 126H139V125H137ZM166 126V125H165ZM170 126H171V124H170ZM169 126V127H170ZM184 126V125H183ZM229 126V125H228ZM5 127V126H4ZM7 128H11L12 126H6ZM24 127H23V129H24ZM29 127V126H28ZM32 127V126H31ZM36 128H38L39 126L36 124V126H35ZM67 127V128H66ZM89 127V126H88ZM94 127V126H93ZM97 127V126H96ZM104 127H106V126H104ZM112 127V126H111ZM110 127V130L113 132V131H117V130H120V129H118L117 128V126H116V128L115 127H113V128H115L116 130H114L113 128H111ZM161 127H163V126H160V128ZM180 126H179V130L180 129H183V128H181ZM207 127V128H206ZM224 127V126H223ZM230 127V126H229ZM34 128V127H33ZM35 128V129H36ZM40 128V127H39ZM56 128V127H55ZM80 128V127H79ZM102 128V127H101ZM101 128H98V129H101ZM107 128H103L104 130L106 129L107 130ZM120 128H122V126H120ZM159 128V127H158ZM164 128V127H163ZM168 128V127H167ZM167 128H165L164 129V132H167V131H165ZM208 128V129H209ZM217 128V127H216ZM215 128V129H216ZM16 129V128H15ZM19 129V128H18ZM41 129V128H40ZM50 129V130H49ZM61 129V128H60ZM74 129V130H73ZM91 129V128H90ZM95 129V128H94ZM93 129V130H94ZM124 129V128H123ZM129 129V128H128ZM210 129H212V128H210ZM214 129V127H213V130H215ZM221 129H222V127H221ZM243 129V128H242ZM261 129H263V128H261ZM37 130V129H36ZM35 130V133L37 132ZM43 130H41V132H43ZM62 130V129H61ZM77 130V129H76ZM78 130H81V129H78ZM93 130H91L92 132H94ZM97 130V129H96ZM102 131L103 133H105V131ZM126 130H127V128H126ZM160 130L161 129H159V132H160ZM163 130V129H162ZM171 130V129H170ZM168 131V132H173V130H175V129H173V130H171V131ZM177 130V129H176ZM175 130V133H177L178 132V130L176 131ZM184 130V129H183ZM191 130V132H193ZM230 130V129H229ZM229 130H228V132H229ZM235 130V129H234ZM9 131H11V129L9 130ZM27 132H28V129L26 130ZM39 131V130H38ZM53 133H51V132ZM90 131V132H91ZM108 131V130H107ZM107 131H106V133H107ZM110 131V133H112ZM158 131V130H157ZM187 131V133L189 132L190 133V131H188V130H186ZM219 131H220V129H219ZM20 132V131H19ZM23 132V131H22ZM22 132H20V133H22ZM71 132H69V134L71 133ZM92 132L90 133V134H92ZM101 132V133H102ZM121 132H123V130L121 131ZM163 132V133H164ZM168 132L166 133V134H168ZM184 133H182V134H185L186 132L185 131H183ZM194 132V134H195V136H196V134L197 133H195ZM205 132L206 131H204L203 133L205 134ZM226 132V131H225ZM230 132H232V131H230ZM263 132V131H262ZM16 134H17V131L15 132ZM15 133H13L14 134V137H15ZM31 133H32V136L34 137V139L32 140V146L30 147V145H27V146H29L28 148L27 147H24L25 146V144H23L24 146V148H27L26 149V151L29 153V150H30V152L31 153H33L32 151L34 150V152L36 151L37 153H38V151L37 150H39V149H41L39 152H41L40 154H42V152H44V153H46L47 151H46V149H47V146L49 145H45L46 143V141L45 140H47V139H41V146L39 147V140H40V136H36V134L38 135V134H40V133H36L35 135H33L34 134V130L33 131H31V132H29L28 133V135H26V132H25V134L23 135H21V139H23L22 138V136L25 138V135H26V137L27 138H29V136L31 135ZM55 133V134H56ZM71 133V134H72ZM88 134H89V132H87ZM96 133V132H95ZM101 133H100V138L102 137V135H101ZM102 133V134H103ZM104 134V135H107V134ZM116 133H118V131L116 132ZM180 133V131H179V134L180 135H176L177 136V138H179V136H181L182 134ZM188 133V134H189ZM212 133V132H211ZM210 133V134H211ZM235 133V132H234ZM247 133V132H246ZM257 133V132H256ZM264 133V132H263ZM19 134V133H18ZM17 134V135H18ZM41 134H43V133H41ZM63 136H62V135ZM74 134V133H73ZM72 134V135H73ZM90 134H89V137H91V139L94 137H92V135H94V133L90 136ZM174 134V133H173ZM191 135L190 136H193V134L192 133H190ZM209 134V133H208ZM219 134H221V133H219ZM226 134H227V132H226ZM5 135H7V133L5 134ZM11 135V134H10ZM44 135H45V133H44ZM44 135H42V136H44ZM71 135V136H72ZM99 135V134H98ZM103 135V136H104ZM112 134H110V136H111ZM113 135H114V133H113ZM165 135V134H164ZM169 135L170 136H173L172 134H170L169 133ZM199 135V134H198ZM228 135V134H227ZM232 135V134H231ZM247 135V134H246ZM245 135V136H246ZM264 135V134H263ZM8 136V135H7ZM11 136H13V135H11ZM41 136V137H42ZM117 136V135H116ZM115 136V137H116ZM185 137L187 136V138H189V135H184ZM184 136H182V137H180V143H179V145L181 144V138L182 139H184L185 137ZM195 136H193L194 138H195ZM208 136V135H207ZM238 136V135H237ZM239 136H241V135H239ZM3 137V136H2ZM1 137V135H0V139H4V137L2 138ZM47 136H45V138H46ZM47 137V138H48ZM66 137V136H65ZM85 137V136H84ZM106 137V136H105ZM108 137V136H107ZM106 137V138H107ZM174 137H175V135H174ZM184 137V138H183ZM197 137H199V136H197ZM196 137V138H197ZM219 137V136H218ZM218 137L216 138V141H217V139H218ZM220 137H221V135H220ZM219 137V138H220ZM235 137H236V134H235ZM254 137V136H253ZM10 139H11V137H9ZM16 138H18L19 139V137L18 136H16ZM30 138H31V136H30ZM100 138H98V140H100ZM104 138V137H103ZM101 139L100 141L102 142V140H104V139ZM164 138V137H163ZM173 138V137H172ZM224 138V137H223ZM230 138H232L233 139V136L232 137H230ZM255 138H257V136L255 137ZM254 138V139H255ZM13 139V138H12ZM26 139V138H25ZM52 139L51 138H49L48 139V143H50L49 142V140L50 141H52ZM65 139V138H64ZM94 139H96V138H94ZM93 139V140H94ZM162 139V138H161ZM174 139V138H173ZM191 139V138H190ZM212 139V138H211ZM226 139H227V137H226ZM225 139V140H226ZM231 139V140H232ZM239 139V138H238ZM237 139V137H236V140H238ZM244 139H246V137L244 138ZM7 140V139H6ZM5 140V141H6ZM9 140V139H8ZM24 140V139H23ZM30 140V139H29ZM28 140V141H29ZM42 140H44V143L45 144H43L42 145ZM63 140V139H62ZM82 140V139H81ZM90 140V139H89ZM111 140V139H110ZM114 140H115V138H114ZM165 140V142H166V140H168V138L167 139H164ZM163 140V141H164ZM172 140V139H171ZM185 140V139H184ZM193 139H191V142L193 143L194 141H195V139L192 141ZM215 140V139H214ZM213 140V141H214ZM230 140V141H231ZM250 140H252V138L250 139ZM14 141L15 140H13V143H14ZM17 141H19V140H17ZM25 141V140H24ZM27 141V140H26ZM27 141V142H28ZM52 141V142H53ZM152 141V142H151ZM173 141V140H172ZM174 141H177V140H175L174 139ZM206 141V140H205ZM213 141H212V143H213ZM1 142L3 143V140H1ZM7 142V141H6ZM11 142L12 141H9V143L8 144H10L11 145ZM16 142V141H15ZM20 142V144H21V141H19ZM19 142H18V144L17 143H14V144H16V146H19ZM51 142V143H52ZM72 142V141H71ZM79 142V141H78ZM89 142V141H88ZM93 142H90L91 144L93 143ZM96 142H97V144L98 145H96ZM106 142H108V141H106ZM170 141H168L167 142V144L169 143ZM187 142H190L189 141V139H188V141ZM186 141H184V143H187ZM196 142V141H195ZM202 142V141H201ZM209 142V141H208ZM207 142V143H208ZM219 142V141H218ZM223 142V141H222ZM232 142H235V140L233 139V141ZM249 142H251V141H249ZM247 143V141L246 140H244V141H242L241 143H240V145H239V147L236 149V148H234L233 146V149L234 150H236L235 151V153H234V151H232L234 154H235V156H234V154L233 153H231V154H228V155H231V157H235V158H237V160L238 159H240V160H243L241 157V151L242 150H244L245 148H246V144H251L252 145V143ZM259 142H262V145H263V143H264V138H260L259 137ZM1 143V144H2ZM12 143V144H13ZM52 144V145H55V144ZM62 143V142H61ZM173 143V142H172ZM175 143H177V142H175ZM183 143V144H184ZM198 143V142H197ZM212 143H211V145H212ZM238 143V142H237ZM4 144V143H3ZM13 144V145H14ZM58 144H59V142H58ZM74 145H75V143H73ZM76 144H77V142H76ZM78 144H80V143H78ZM165 144V143H164ZM164 144H163V146H164ZM178 144V143H177ZM209 144V143H208ZM214 144H215V141H214ZM214 144H213V147H215L214 146ZM234 144V143H233ZM6 145V144H5ZM4 145V146H5ZM12 145V146H13ZM22 145V144H21ZM38 145V146H37ZM44 145L46 146V148L44 147ZM52 145H50V146H52ZM63 145V144H62ZM100 145H101V147H103L102 149H101V147H100ZM169 145V144H168ZM167 145V146H168ZM172 145H175V144H172ZM185 145V144H184ZM184 145H183V147H184ZM191 144H189V146H190ZM205 145L207 146L206 147V152L205 153H202V154H208L209 153V149H208V147L210 148V145H207L206 143H205ZM217 145H220V143L219 144H217ZM216 145V146H217ZM222 145V144H221ZM229 145V144H228ZM228 145H226L225 144V146H227L228 147ZM230 145H231V143H230ZM257 145V144H256ZM4 146H3V149H4ZM9 146V145H8ZM7 146V150L5 151V149L4 150H2V151H5V152H7L8 150H10V148ZM12 146H10V147H12ZM38 147L39 149H35L34 147ZM80 146V145H79ZM79 146L77 147V146H73L72 148L74 149V147H77V148H79ZM89 146V145H88ZM92 146V147H93ZM170 146H171V142H170ZM176 146V145H175ZM186 146V145H185ZM188 146V145H187ZM186 146V147H187ZM192 146V145H191ZM195 146V145H194ZM250 146V145H249ZM254 146V145H253ZM258 146V145H257ZM1 147V146H0ZM15 147V145L12 147V149ZM57 147H58V145H57ZM56 147V148H57ZM180 147V146H179ZM182 147V146H181ZM181 147H180V149H181ZM182 147V148H183ZM251 147V146H250ZM18 148V147H17ZM20 148H21V146H20ZM42 148H45V151H42V150H44V149H42ZM48 148H49V146H48ZM53 148V147H52ZM55 148V147H54ZM71 148V149H72ZM85 148V147H84ZM89 148V147H88ZM167 148V147H166ZM166 148H162L163 150L164 149H166ZM175 148V147H174ZM177 148V147H176ZM198 148H199V146H198ZM203 148H204V146H203ZM221 148H222V146H221ZM12 149H11V151H12ZM19 149V148H18ZM17 149V150H18ZM22 149V148H21ZM31 149H33V150H31ZM49 149H51V148H49ZM49 149H48V151H49ZM81 149V148H80ZM79 149V150H80ZM151 149H152V146H151ZM156 149V148H155ZM154 149V150H155ZM169 149V148H168ZM171 149L173 150V151H178V150H176V149H173V148H170V150H166L167 151V154H168V152L170 153L171 152ZM200 149H202V147L200 148ZM216 149H217V147H216ZM215 149V150H216ZM223 149V148H222ZM229 149V148H228ZM252 149L254 150V148L252 147ZM256 149V148H255ZM13 150H15V152L17 151L15 148L13 149ZM23 150V149H22ZM56 150V149H55ZM67 150L68 149H66V152L64 151V155L63 154H61V155H59V156H61V157H63L64 158V156L66 157V155L68 154L67 153ZM154 150L152 151L153 153H154ZM157 151H159L158 149H156ZM162 150V151H163ZM182 150V149H181ZM190 150V151H189ZM204 150V151H205ZM18 151H21L20 149L18 150ZM25 151V150H24ZM23 151V153H25ZM69 151H71V150H69ZM77 151H78V149H77ZM156 151V152H157ZM161 151V152H162ZM187 151H189L188 152V157H192V152L193 151H191V149H190V147H189V149L187 150ZM198 151V150H197ZM204 151H202V152H204ZM210 151H212V150H210ZM226 151V150H225ZM225 151L223 152L222 151V153L221 154H219V158H215L214 157V159H217L216 160V162H214L213 164H210V167H209V169L205 172V173H203L202 175H200V177L198 178V181H197V183H195L194 185H192V186H195L193 189H191L190 191H186L185 190V195H188L189 196V198H190V200H189V202L187 203V205L186 206H184L185 207V209H181V206H180V204H181V201H180V203H179V201H178V207L183 211H181V213H180V215H177L178 213L176 212V210L178 211V207L177 208H175L176 210H175V215H177V216H175L174 214H172V216H171V218L172 217H174V220L176 219V221L175 222H177V224H176V229H175V231H173L174 232V234H173V236H170V241H174V244L173 245H178L177 243H179L180 241H182V242H185L184 241V239H188V241H189V237H187V238H184L183 237V234H184V228L186 227L185 226V224H186V222L187 221H189V220H192L194 217H195V215H196V210L199 208H201L200 206H199V204H201V203H199L200 201H201V198L204 196V195H206L207 196V194L208 193H210V190H213L214 188H212L211 189V187H213V186H211L212 185V181L210 180V177H209V174H210V172H213V171H221V169L224 167V163L225 162H227V161H225V159H227L225 156H227V155H225ZM231 151V150H230ZM261 151V150H260ZM9 152V151H8ZM22 152V151H21ZM36 152H35V154H36ZM72 153L74 152V151H71ZM70 152V153H71ZM89 152V151H88ZM88 152H86V153H88ZM151 152V153H152ZM160 152V151H159ZM159 152H157L158 154H159ZM160 152V153H161ZM183 152V151H182ZM185 152V151H184ZM213 152H215L214 150H213ZM0 153H1V151H0ZM11 153H13V154H11ZM10 154H9V156H11V155H14V152L12 151ZM20 153V152H19ZM43 153V154H44ZM51 153H52V151H51ZM57 153H60V152H57ZM65 153H66V155H65ZM82 153V152H81ZM80 153V154H81ZM84 153H85V151H84ZM85 153V154H86ZM148 153H149V151H148ZM147 153V154H148ZM212 153V152H211ZM217 153V152H216ZM227 153V152H226ZM241 153V154H240ZM243 153H245V152H243ZM257 153V152H256ZM255 152H254V154H256ZM261 153V152H260ZM4 152H2L1 153V157L2 156H5L6 155V153L4 154ZM21 154V153H20ZM38 155V157L37 158H39V157H41V155ZM48 154V153H47ZM83 154V153H82ZM92 154V153H91ZM102 154V155H101ZM155 154V153H154ZM153 154V155H154ZM161 154H163V153H161ZM160 154V155H161ZM167 154H164V155H167ZM200 154V156H201V153H199ZM252 154V153H251ZM258 154V153H257ZM262 154V153H261ZM18 155V154H17ZM27 155H29V154H27ZM52 155V154H51ZM54 156H55V154H53ZM52 155V156H53ZM76 155V154H75ZM94 155V159L97 157V159L98 158H100V156L98 157V156H95ZM163 155V156H164ZM170 155V154H169ZM175 155V153L173 154V156ZM180 154H179V152H178V156H179ZM182 155H184V154H182ZM204 155V156H205ZM210 155V154H209ZM233 155V156H232ZM249 155V154H248ZM7 156H8V153H7ZM8 156V157H9ZM46 156V154L44 155V156H42V158H44ZM58 156V155H57ZM79 156H81V155H79ZM170 156H172V154L170 155ZM170 156H166L165 158V162L167 163L168 162V160L167 159H169V157ZM186 156H187V154H186ZM185 156V157H186ZM255 156V155H254ZM0 157V158H1ZM8 157L7 158H5V157H2V158H4V161L6 160V162H0L1 164H0V167L1 168H4L3 167V163L4 164H8V162H7V159H8ZM14 157V156H13ZM23 157H24V155H23ZM34 157V156H33ZM32 157V158H33ZM36 157V156H35ZM47 157V156H46ZM49 157V156H48ZM160 158L162 157V155L161 156H159ZM177 157V154H176V156H175V158ZM211 157V156H210ZM230 157V158H231ZM250 157H251V155H250ZM249 157V158H250ZM1 158V159H2ZM10 158V157H9ZM18 158V157H17ZM20 158V157H19ZM29 158V157H28ZM75 158V157H74ZM92 158V159H93ZM145 158V157H144ZM147 158H148V156H147ZM160 158H159V160H160ZM207 158V157H206ZM248 158V157H247ZM248 158V160L250 161V159ZM255 158H256V156H255ZM0 159V160H1ZM10 159H12V158H10ZM10 159H8V161H9V165L11 164V165H15L16 164V166H17V168H18V166L20 165V164H17L16 162H20L21 161V158H20V161H18V160H16V159H13V160H16V162L14 163L13 162V160H11L13 163H10ZM26 158H24V160H25ZM34 160L36 159V158H33ZM46 159V158H45ZM49 159V158H48ZM48 159H46L45 161L47 162V160ZM51 159V158H50ZM50 159L48 160V161H50ZM56 159V158H55ZM84 159V158H83ZM94 159H93V161H94ZM97 159H95V160H97ZM149 159V158H148ZM164 159V158H163ZM172 159H174V157H172ZM172 159L170 160L171 162H172ZM209 159V158H208ZM234 159V158H233ZM258 159V158H257ZM260 159V158H259ZM3 160V159H2ZM30 160H31V158H30ZM52 161L54 160L53 158L51 159ZM56 160H58V159H56ZM54 161V162H57V161ZM71 160V159H70ZM82 160V159H81ZM158 160V161H159ZM177 160H179V159H177ZM181 160V159H180ZM180 160H179V162H180ZM193 160V159H192ZM205 160H207V159H205ZM210 161H211V159H209ZM235 160V159H234ZM233 160V161H234ZM252 160L253 161H255V159H253L252 158ZM22 161H23V159H22ZM29 161V160H28ZM32 161V160H31ZM43 161V160H42ZM82 161H84V160H82ZM144 161H146V160H144ZM162 161H164V160H162ZM169 161V162H170ZM181 161H184L183 159L181 160ZM208 161V160H207ZM239 161V160H238ZM238 161L236 162V163H238ZM39 162V161H38ZM60 162H62V159H61V161ZM64 162H65V158H64ZM139 162V161H138ZM138 162H136V163H138ZM155 162V161H154ZM153 162V163H154ZM164 162V163H165ZM176 161L174 160L173 161V163L175 164H173V163H170L171 164V166H170V164H168L169 165V167H168V169H170L171 167H173V165L175 166V168H178V170H179V168H182V166H183V168L182 169H185L186 167L183 165V164H185V161H184V163L182 162L181 163V167H179L178 165H176L177 163H175ZM192 162V161H191ZM199 162V161H198ZM24 163H26L27 164V162H24ZM33 163V162H32ZM35 163V162H34ZM79 163H81V161L79 162ZM140 163H142V162H140ZM166 163L165 164H163V162H161V164H160V162L158 163V164H160V166L163 164V165H166ZM187 163V162H186ZM200 163V162H199ZM232 163V162H231ZM231 163H229V165L231 164ZM234 163V162H233ZM236 163H234V164H236ZM241 163V162H240ZM253 163V162H252ZM261 163V162H260ZM22 164V163H21ZM30 164H31V162H30ZM36 164H39V163H35V165L34 166H36ZM43 165H45L46 164V166H47V164H48V162L47 163H45L44 164V162L42 163ZM41 164V165H42ZM58 164V163H57ZM71 164V163H70ZM96 164V163H95ZM139 164V163H138ZM173 164V165H172ZM189 164V163H188ZM195 164V163H194ZM201 164V163H200ZM227 164V163H226ZM233 164V165H234ZM256 164V163H255ZM258 164H259V162H258ZM264 164V163H263ZM8 165V166H9ZM27 165H29V164H27ZM40 165V164H39ZM43 165L41 166L42 168H43ZM51 165H52V163H51ZM60 164H58L57 166H59ZM72 165V166H73ZM141 165V164H140ZM143 165V164H142ZM151 165V164H150ZM180 165V164H179ZM196 165V164H195ZM249 165V164H248ZM5 166V165H4ZM8 166H6V167H8ZM16 166H12V170H14V167L16 168ZM46 166H45V171H46ZM48 166H49V164H48ZM47 166V167H48ZM54 166L56 167V164L54 163ZM64 166V165H63ZM63 166H62V169H63ZM70 166V165H69ZM157 166V165H156ZM155 166V167H156ZM160 166H159V168H160ZM193 166V165H192ZM191 166V167H192ZM198 166V165H197ZM237 166V165H236ZM259 166V165H258ZM263 166V165H262ZM5 167V168H6ZM11 166H9L8 167V171L9 170H11V168H10ZM25 167V166H24ZM30 168H31V166H29ZM33 167V166H32ZM37 168L39 167L38 165L36 166ZM36 167L35 168H32L33 170L35 169L36 171L34 172V173H32L31 172V170H29L30 171V174L32 173V174H35L36 172H37V169H36ZM53 167V166H52ZM74 167V166H73ZM143 167V166H142ZM158 167V166H157ZM163 167V168H162ZM161 168L162 169H165L164 168V166H162ZM260 167V166H259ZM4 168V169H5ZM28 168V167H27ZM42 168H41V170H42ZM58 168V167H57ZM139 168V167H138ZM137 168V169H138ZM151 168V167H150ZM152 168H154V167H152ZM195 168V167H194ZM227 167H225V169H226ZM228 168H230V166L228 167ZM227 168V169H228ZM3 169V170H4ZM7 169V168H6ZM21 169V168H20ZM24 169H26V168H24ZM40 169V168H39ZM49 169V168H48ZM140 169V168H139ZM148 169H149V167H148ZM158 169V168H157ZM167 169V168H166ZM168 169H167V171H168ZM172 169V168H171ZM197 169V168H196ZM1 170L2 169H0V173H2L3 172V170H2V172H1ZM50 170V169H49ZM48 170V171H49ZM52 170H54V167H53V169ZM51 170V171H52ZM134 170H136V168L134 169ZM176 170V169H175ZM181 170V169H180ZM189 170H190V168H189ZM194 170V169H193ZM192 170V171H193ZM199 170V169H198ZM223 170H224V168H223ZM232 170V169H231ZM235 170V169H234ZM249 170H251V173L253 172L252 170H253V168L252 169H249ZM258 170V169H257ZM260 170H261V167H260ZM7 171V170H6ZM5 171V172H6ZM8 171H7V173H8ZM16 171V170H15ZM19 171V170H18ZM42 171H44V168H43V170ZM48 171H47V173H48ZM50 171V172H51ZM144 171V170H143ZM142 171V172H143ZM147 171H149V170H147ZM156 171V169H154V172ZM162 171V170H161ZM184 171V170H183ZM182 171V172H183ZM186 171V170H185ZM191 171V174L193 173ZM200 171V170H199ZM203 172H204V170H202ZM201 171V172H202ZM239 171H241L240 170V166H238L237 168H236V172H237V176H239L238 174L240 173ZM256 171V170H255ZM255 171H254V173H255ZM2 173V174H7V173ZM23 172V171H22ZM53 172V171H52ZM55 172V171H54ZM53 172V173H54ZM64 172V171H63ZM132 172H133V170H132ZM131 172V173H132ZM151 173V174H153V175H156V176H152V178L151 179H153L154 177L155 178H157V177H159L160 176V178H161V175H159V173H160V171H159V169H158V174H155V173H157V172H155V173ZM171 172H173V171H171ZM177 172V171H176ZM188 172V171H187ZM235 172V171H234ZM241 172H243V171H241ZM245 172V171H244ZM261 172V171H260ZM10 173H12V171H10L9 172V175H10ZM21 173V172H20ZM26 173V174H25ZM25 173H23V174H25L24 175V178L23 179H25V176L26 175H28V173H27V170L25 171ZM38 173H40V172H38ZM46 173V172H45ZM52 173V174H53ZM143 173H146V172H143ZM163 173V172H162ZM190 173V172H189ZM188 173V174H189ZM195 173V172H194ZM194 173H193V175H194ZM198 174H199V172H197ZM196 173V174H197ZM222 173H224V172H222ZM247 173H248V170H247ZM247 173H246V177L248 178V176H247ZM16 174H18V172L16 173ZM15 174V172H13V176H15L16 175ZM41 174H44V173H42L41 172ZM41 174H39V175H41ZM51 174V176H53ZM128 174H130V173H128ZM147 174V173H146ZM144 175V176H147V175ZM150 174V175H151ZM167 174H168V172H167ZM185 175H186V173H184ZM191 174H190V176H191ZM196 175V176H199V175ZM245 174V173H244ZM8 175V176H9ZM37 175V174H36ZM38 175V176H39ZM131 175V174H130ZM159 175V176H158ZM176 175V174H175ZM178 175V174H177ZM216 175V174H215ZM229 175V174H228ZM228 175H226V176H228ZM233 175V174H232ZM235 175H236V173H235ZM7 176V175H6ZM13 176H11L10 175V177L9 178H11V180H9V183L11 182L12 183V177ZM22 174H19V175H16V177H15V179H17L18 180V178H20V180H22ZM31 176V175H30ZM58 176V175H57ZM134 176H135V174H134ZM165 176V175H164ZM166 176H169V175H166ZM187 176V175H186ZM210 176H213V175H210ZM220 175L218 174V176L216 175L215 177H219ZM222 176H224V174L222 175ZM250 176H251V174H250ZM258 176H259V174H258ZM257 176V177H258ZM1 177H3V176H1ZM5 177V176H4ZM28 177V176H27ZM37 177V176H36ZM35 177V178H36ZM43 177V176H42ZM49 177V176H48ZM59 177V176H58ZM64 177H66V178H64ZM136 177H137V175H136ZM142 177H143V175H142ZM170 177V176H169ZM193 177H195V175L193 176ZM240 177H242V176H239V178ZM256 177V178H257ZM29 178V177H28ZM27 178V179H28ZM126 178V177H125ZM128 178H130V176L128 177ZM132 178V177H131ZM130 178V179H131ZM140 178V177H139ZM154 178V179H155ZM166 178V177H165ZM164 178V179H165ZM180 179H178V181L180 180V183L182 182L181 181V177H179ZM192 178V177H191ZM233 178V177H232ZM236 178V177H235ZM238 178V180H241V179H239ZM253 178H255L254 176H253ZM259 178L261 179L262 178V175H260L259 176ZM264 178V177H263ZM2 180L4 179V178H1ZM6 179V178H5ZM31 179V181L33 180L32 178H30ZM41 178H39L38 180H40ZM127 179V178H126ZM134 179V178H133ZM138 179V178H137ZM141 179V178H140ZM145 179V178H144ZM163 179V178H162ZM171 179V178H170ZM182 179H184L185 180V178H182ZM228 178H226V181L228 182L229 180H227ZM229 179H231V178H229ZM243 179V178H242ZM246 178H244L243 180H245ZM252 179V178H251ZM258 180V181H260L261 182V180ZM2 180H0V182H2ZM19 180V181H20ZM36 182H38V184H39V182H40V184L42 185V181H38V180H36V179H34ZM33 180V181H34ZM48 180V179H47ZM128 180V179H127ZM145 180H149L150 181V179H149V177H148V179H145ZM156 180L158 181L159 179L157 178V179H155V180H153V181H155L156 182ZM168 180V179H167ZM166 180V181H167ZM174 180V179H173ZM217 180H219V179H217ZM216 180V181H217ZM234 180V179H233ZM238 180L236 181V183L238 184V183H240V182H238ZM242 180V181H243ZM247 180H249V178L247 179ZM3 181H5V180H3ZM7 182H8V178H7V180H6ZM14 181H16V180H14ZM13 181V182H14ZM25 181H27L26 179H25ZM34 181V182H35ZM45 181V180H44ZM52 181V180H51ZM126 180L124 179V182H125ZM160 181H161V179H160ZM163 181V180H162ZM165 181V180H164ZM172 181V180H171ZM170 181V182H171ZM176 181V180H175ZM188 181V180H187ZM220 181H222V180H220ZM230 181H232V180H230ZM229 181V182H230ZM251 181V180H250ZM257 181V180H256ZM262 181H264V179L262 180ZM6 182V183H7ZM17 182V181H16ZM23 182V181H22ZM34 182H32L34 185H35V183ZM58 183H60L59 181H57ZM63 182V183H62ZM144 182V181H143ZM173 182V181H172ZM177 182V181H176ZM175 182V183H176ZM184 182V181H183ZM188 182H190V181H188ZM219 182V181H218ZM223 182V181H222ZM234 182V181H233ZM248 183H250L249 181H247ZM260 182H258V183H255V182H253L252 181V183H255L254 185H253V191L251 192V195L254 193V195H255V193H257L258 195H260L259 194V188L260 187H262L261 185H260ZM8 183V184H9ZM21 183V182H20ZM20 183H17V185L18 184H20ZM28 182H26V184H27ZM31 183V184H32ZM157 183H159V181L157 182ZM157 183H156V186H155V184L153 185V184H151L152 186H153V188H155L154 189V194L150 197V195L149 194H151V192H153V190L151 191V192H146V196H147V194L149 195L148 196V199L145 197V195H144V198H146L147 199V201H146V203H145V205H144V203L140 200V198L141 197H143V195L142 194H140V192H143V191H141V189H138V190H140V192H137L136 193V190L137 189H135V194H139V196H140V198H138L137 197V195H136V197L134 198H132V203H133V200L135 199V201L137 200V198H138V200L137 201H141L142 203H143V205H142V203H141V205L139 206V207H142L141 209H140V213H139V215L138 214H135L137 211L139 212V210H137V208L138 207H135L136 208V212H134L133 210L132 211H130L131 212V214H132V216H129V215H126V214H128L129 212H127L126 214H125V216H128V218H130V217H132V218H134L135 219V217H137V219H138V223L137 222H134L133 220H132V223L134 222V223H136V224H133V226H132V224H131V219H129L128 220V222H130V224H131V227H129L128 228V226H127V219L126 218H124L123 217V215H122V217L124 218V219H126V222H123V224H122V226L124 227V223H126L125 225L127 226V228H128V230H127V228H126V232H124V233H122L123 232V230H124V228L122 229V234H124V237L122 238L121 236H119V238L121 237L122 238V243L124 242L123 240H124V238H125V243H127L126 241H129V239H131L132 238V236H134L136 239L137 238H140V237H137V236H140L141 235V233H144V232H142L143 230L141 229V230H139V231H136L137 229H139V228H135V225H137L138 227L139 226H145V225H138L140 222H141V220H143V223H145L144 222V220H147L146 222H148V221H150V222H148V223H151V224H149V226L151 225L152 226V229L154 228V235L152 234L151 236L150 235H148L147 237H145V240H146V238L148 239L147 240V242L146 241H143V244H144V246L141 248V250H139L140 251V253L138 254V257H136V261H134V259H133V261L134 262H136L135 264H146L147 262H148V256L146 257V258H144L145 257V254H147L146 252H157V250H158V248H160L161 247V244H162V242H164V241H160V235L161 234H163L164 236H162V238L163 237H168L169 235H170V233L169 232H167L168 231V229H170V227H168L167 228V226H164L165 227V229L167 230L166 232H163V225H164V223H161V221H160V213H157V214H151L150 213V211H152L153 213H154V210H155V207H156V205H157V203H158V201H161V200H159L160 198L162 199V201L163 200H166L168 197H170L169 196V194H173L174 192H173V190L172 191H170V193H169V190L165 187V183L163 184L162 182L160 183V184H163V185H157ZM174 183V182H173ZM179 183V184H180ZM220 183V182H219ZM232 183V182H231ZM245 183V182H244ZM248 183H247V185H248ZM16 184V183H15ZM23 184H24V186L26 185L25 184V182H23L22 183V186H23ZM28 184H30V180H29V183ZM30 184V185H31ZM32 184V185H33ZM106 184V185H107ZM141 184V183H140ZM171 184V183H170ZM176 184H178V182L176 183ZM185 184V183H184ZM216 183H214V185H215ZM222 184H224V183H220V186H222ZM233 184V183H232ZM262 184V183H261ZM7 185V184H6ZM6 185H3V186H6ZM12 185V184H11ZM33 185V186H34ZM41 185H37V186H41ZM55 185V184H54ZM105 185V184H104ZM108 185V186H109ZM186 185H187V183H186ZM189 185V184H188ZM229 185V184H228ZM9 186V187H8ZM7 187L9 188V189H11L10 188V184L8 185ZM16 186V185H15ZM20 186V185H19ZM18 186V187H19ZM27 186V185H26ZM37 186L36 187H34L35 189L37 188ZM150 185H148L147 187H149ZM152 186L151 187H149L150 189H152ZM155 186V187H154ZM178 186V185H177ZM219 186V187H220ZM238 186V185H237ZM236 186V187H237ZM239 186H241V184H239ZM238 186V187H239ZM0 187H2V184L0 185ZM7 187H3V189H1L0 188V195H1V197H2V199H6V200H3V201H6V202H8L9 201V199H12V198H14L13 196H11L14 192L11 190V192H13V193H11V195H9L10 194V192H9V190H8V188ZM12 188L14 187V186H11ZM18 187H17V189H18ZM28 187H29V185H28ZM141 187H142V185H141ZM183 187V186H182ZM187 187V186H186ZM215 187V186H214ZM218 187V186H217ZM229 187H230V185H229ZM232 187V186H231ZM249 187V189H250V185L248 186ZM20 189H22V188H24V187H19ZM27 188V187H26ZM29 188H31V186L29 187ZM39 188V187H38ZM38 188H37V190H38ZM40 188H42V187H40ZM44 188V187H43ZM46 188V187H45ZM50 188H51V185H50ZM103 188H104V186H103ZM106 188V187H105ZM108 188V187H107ZM120 188V187H119ZM123 188V187H122ZM148 188V190H150ZM173 188V187H172ZM190 188H191V186H190ZM233 188V187H232ZM231 188V190H233ZM16 189V188H15ZM25 189V188H24ZM32 189H33V187H32ZM32 189H30V190H32ZM34 189V190H35ZM127 189V188H126ZM145 189H147V188H145ZM144 189V187H143V190L144 191H147V190H145ZM179 189V188H178ZM177 189V187H176V191L178 190ZM225 188H223L222 189V187H221V190H223V191H225L224 190ZM229 189V188H228ZM227 189V190H228ZM236 190L238 189V188H235ZM234 189V190H235ZM240 189V188H239ZM19 190V189H18ZM17 190V191H18ZM23 190V189H22ZM21 190V191H22ZM26 190V189H25ZM25 190H23V191H25ZM28 190V189H27ZM77 190H79V191H77ZM102 190H104V189H102ZM118 190V189H117ZM121 190V189H120ZM131 190V189H130ZM171 190V189H170ZM182 190V189H181ZM180 189L178 190L179 192L181 191ZM218 190V189H217ZM262 190V189H261ZM264 190V189H263ZM17 191L15 192V193H17ZM20 191V190H19ZM18 191V192H19ZM20 191V192H21ZM41 191V190H40ZM50 191V190H49ZM51 191H53V189L51 190ZM107 191V190H106ZM106 191H105V193H106ZM116 191V190H115ZM114 191V192H115ZM214 191V190H213ZM212 191V192H213ZM218 191H220V190H218ZM222 191V192H223ZM20 192H19V194H20ZM29 192V191H28ZM36 192V191H35ZM35 192H33L32 194H34ZM45 192V191H44ZM78 192H79V194H78ZM99 192V191H98ZM101 192V191H100ZM99 192V193H100ZM134 192L133 193H131V194H134ZM183 192V191H182ZM221 192V191H220ZM230 192V191H229ZM236 192H238V190L236 191ZM244 192H246L245 191V189H244ZM243 192V193H244ZM25 193V192H24ZM39 193V192H38ZM85 193V192H84ZM91 192H89L88 193V195L90 196L91 194H90ZM96 193V192H95ZM103 193V192H102ZM102 193H100V194H102ZM105 193H103L102 195L104 196V194ZM108 193H109V191H108ZM113 193V192H112ZM116 193V192H115ZM114 193V194H115ZM143 193H145V192H143ZM214 193V195H215V192H213ZM232 193V195H233V192H231ZM247 193H249V192H247ZM29 194H30V192H29ZM42 194V193H41ZM45 194V193H44ZM94 194V193H93ZM92 194V195H93ZM98 194V193H97ZM107 194V193H106ZM105 194V195H106ZM114 194H112V196L114 195ZM117 194H119V193H117ZM117 194H116V196H117ZM212 194V193H211ZM222 193H220V195H221ZM227 194V193H226ZM246 194V193H245ZM245 194H243V195H245ZM250 194V193H249ZM262 194V193H261ZM11 196V197H7V196ZM15 195V194H14ZM16 195H18V194H16ZM15 195V196H16ZM26 195V194H25ZM72 195L73 194H71V197H70V199L72 200ZM87 195V197H89ZM96 195V194H95ZM108 195V194H107ZM109 195H111V193H109ZM174 195H176V192L174 193ZM174 195H173V197H174ZM225 195V194H224ZM229 195H230V193H229ZM253 195V196H254ZM263 195V194H262ZM24 196V195H23ZM31 196V195H30ZM30 196H28V197H30ZM34 196V195H33ZM37 196V195H36ZM42 196V195H41ZM96 196H98V195H96ZM96 196H95V198H96ZM115 196V195H114ZM172 196V195H171ZM188 196H187V198H188ZM206 196H204L205 198H206ZM209 196H210V194H209ZM223 196V194L221 195V197ZM234 196V195H233ZM235 196H236V194H235ZM261 196V195H260ZM0 197V198H1ZM28 197H25V198H28ZM74 197H73V199H74ZM85 197H86V195H85ZM85 197H83V198H85ZM93 197H94V195H93ZM107 197V196H106ZM125 197V196H124ZM181 197H182V199H181ZM237 197V196H236ZM235 197V198H236ZM244 197V196H243ZM256 196H254V198H255ZM7 198H9L8 199V201H7ZM15 198H17V196L15 197ZM15 198H14V200H15ZM21 198V197H20ZM24 198V197H23ZM36 198V197H35ZM34 198V199H35ZM91 198V197H90ZM100 198H102V197H99V199ZM108 198H109V196H108ZM111 198V197H110ZM108 199V201L105 199V198H103V202H104V199L106 200V202L107 203H105V205H102L103 207H102V211L104 210V212L107 210H113V209H115V208H117V206H118V204H119V202H120V200H119V202H118V204L117 205H115L114 204V202L113 201H111V199ZM113 198V197H112ZM117 198H118V196H117ZM130 198V197H129ZM166 198V199H165ZM218 198H219V194H218ZM232 198L233 197H231V198H229L230 199V201L229 202H231V200H232ZM253 198V197H252ZM251 198V199H252ZM2 199H0V200H2ZM19 199V198H18ZM18 199H16L15 201H18ZM59 199V200H58ZM79 199H80V197H79ZM89 199V198H88ZM97 200H98V198H96ZM114 199V198H113ZM120 199V198H119ZM123 199V198H122ZM127 199V198H126ZM143 199V198H142ZM170 199V198H169ZM169 199H168V202H169V204H170V201H169ZM176 199V198H175ZM210 199V198H209ZM221 199V198H220ZM220 199H218L217 200V202L218 201H220L221 202V200ZM223 199V198H222ZM226 199V198H225ZM243 199V198H242ZM245 199V198H244ZM243 199V200H244ZM247 199H249V198H247ZM14 200H12V202H13V205H15L16 206V203L14 204ZM23 200H26V199H21V201H23ZM30 200V199H29ZM69 200V199H68ZM70 200V206L72 205V204H74L75 203V201H77V200H73V201H71ZM84 200V199H83ZM85 200H86V198H85ZM84 200V201H85ZM91 200V199H90ZM93 200V199H92ZM97 200L96 201H94V204H96L97 203ZM130 200V199H129ZM179 200H182V202H183V196H181L180 195V199ZM188 200V199H187ZM204 200V198L202 199V204H201V206L203 205V202H205V200ZM211 200V199H210ZM209 200V201H210ZM235 200V199H234ZM238 200V199H237ZM236 200V201H237ZM20 201V200H19ZM31 201V200H30ZM37 201V200H36ZM59 201V202H60ZM62 201H61V203H62ZM101 202H102V199L100 200ZM114 201H118V199L117 200H114ZM126 201V200H125ZM135 201H134V204H135ZM161 201V205L160 204H158V207L159 206H161V207H165L164 205V201L162 202ZM186 201V200H185ZM224 201V200H223ZM248 201V200H247ZM246 201V202H247ZM252 201V200H251ZM262 201V200H261ZM26 202V201H25ZM59 202H58V205H59ZM92 202V201H91ZM99 202V201H98ZM101 202H100V206H101ZM102 202V203H103ZM166 202V201H165ZM206 202H208V201H206ZM225 203H226V201H224ZM243 202H245V201H243ZM249 202L250 201H248V204H249ZM258 202H260V201H258ZM5 203V202H4ZM8 203H11V202H8ZM20 203V202H19ZM23 203H24V201H23ZM78 203H80V201L78 202ZM77 203V204H78ZM83 203V205H84V203L85 202H82L81 201V203L80 204H82ZM88 202H86L85 204H87ZM93 203V202H92ZM103 203V204H104ZM124 203V202H123ZM162 203H163V205H162ZM173 203V202H172ZM186 203V202H185ZM199 203V204H198ZM209 203V202H208ZM207 203V205H209ZM212 203H213V199H212ZM222 203V202H221ZM6 204V203H5ZM32 204V203H31ZM93 204V205H94ZM138 204H140V203H138ZM175 204V203H174ZM205 204V203H204ZM223 204V203H222ZM221 204V205H222ZM231 204H232V202H231ZM2 205H4L3 203H2ZM10 205V204H9ZM67 205V204H66ZM89 205V204H88ZM88 205H84V207L85 206H88ZM97 205V204H96ZM135 205H137V204H135ZM172 205V204H171ZM176 205V206H177ZM183 205H185V204H183ZM197 205L199 206L197 209H196V207H197ZM206 205V204H205ZM204 205V206H205ZM229 205H230V203H229ZM239 205H241L240 204V202H239V200H238V205L237 206H239ZM262 205L263 204H261L260 206L259 205H257V208L256 209H253L254 210V213H255V216H253V218H252V216H251V219H253V220H250V218H249V220H250V222L251 221H254L255 220V218H260L259 217V215H261L260 214V212L261 211H264V210H262ZM6 206V205H5ZM5 206H1V203H0V208L2 209V207L3 208H5ZM69 206V205H68ZM78 206V205H77ZM99 206V207H100ZM116 206V207H115ZM125 206V205H124ZM132 206V205H131ZM220 206V205H219ZM234 206V205H233ZM73 208H74V205L72 206ZM80 208H81V205L79 206ZM84 207H83V209H84ZM94 208H96L95 207V205L93 206ZM93 207H92V209H93ZM158 207L156 208V210H158ZM208 207V206H207ZM221 207H224V206H221ZM252 207V206H251ZM14 208V206L12 207V208H10V210L12 211V209ZM73 208L71 209V207H69V209L68 210H70V211H73ZM90 208V207H89ZM89 208H87V210L89 209ZM101 208V207H100ZM124 209H125V207H123ZM135 208H134V210H135ZM168 208V207H167ZM172 208V207H171ZM226 208V207H225ZM244 208H245V206H244ZM243 208V209H244ZM0 209V210H1ZM6 209H9L8 208V204H7V207H6ZM82 209V210H83ZM118 209V208H117ZM117 209H115V210H117ZM120 209V208H119ZM131 209H133V208H131ZM139 209V208H138ZM161 209H164V208H160V210ZM165 209H166V207H165ZM164 209V212H162V213H165V211L167 210H165ZM174 209V207L172 208V210ZM206 209H208V208H206ZM205 209V210H206ZM214 208L213 207H211V209H208V210H210V212H211V210H212V212L211 213H213V210ZM223 209V208H222ZM233 209H235V206L233 207ZM239 208H236L235 210H236V213H238V211L240 212V210H238ZM251 209V208H250ZM9 210V211H10ZM80 210V209H79ZM82 210H80V211H78V209H77V211H78V214H79V212L81 213V212H83V211H85L86 209H84L83 211ZM114 210V211H115ZM221 210V209H220ZM231 210H232V205H231ZM235 210H232V212L233 211H235ZM245 210V209H244ZM243 210V211H244ZM8 211V210H7ZM76 211V212H77ZM90 211H92V212H90ZM107 211L105 212V214H107ZM118 211V210H117ZM123 211V210H122ZM128 211H129V208H128ZM199 211V210H198ZM201 211V210H200ZM216 211H218V210H216ZM251 211H252V209H251ZM62 212H64L63 214H62ZM69 212V211H68ZM75 212V211H74ZM74 212H73V214H74ZM88 212H89V214H88ZM124 212V211H123ZM158 212V211H157ZM161 212V211H160ZM174 212V211H173ZM204 213L205 214V212H204V210H202L201 211V213ZM228 213H229V211H227ZM109 213H111V211L109 212ZM120 213V212H119ZM167 213V212H166ZM172 213V211H170V213L169 214H171ZM198 213V212H197ZM216 213H218V212H216ZM262 213H264V212H262ZM46 214V215H47ZM69 214H71V213H69ZM68 214V215H69ZM77 214V215H78ZM122 214V213H121ZM138 215V216H135V215ZM151 214V215H150ZM198 214H200V212L198 213ZM213 214H215V213H213ZM57 215V216H58ZM61 215L59 216V219L61 218ZM75 215V214H74ZM73 215V216H74ZM102 215H104V214H102ZM160 217H159V216ZM164 215V214H163ZM174 215V216H173ZM209 215V214H208ZM235 215V214H234ZM242 215V213L240 212V216ZM248 215V214H247ZM246 215V216H247ZM252 215V214H251ZM264 215V214H263ZM48 216H45L46 218H48ZM56 216V217H57ZM133 216H135V217H133ZM198 216H200V215H197V217ZM237 216H238V214H237ZM55 217V218H56ZM75 217V216H74ZM106 217H107V215H106ZM105 217V218H106ZM175 217H177V218H175ZM196 217V218H197ZM209 217V216H208ZM227 217V216H226ZM249 217V216H248ZM12 218H14V219H12ZM42 218V220L41 221H43V222H41L40 223V219ZM58 218V217H57ZM62 218H64V216L62 217ZM70 218V217H69ZM76 218V217H75ZM163 218H164V216H163ZM165 218H168V217H166L165 216ZM170 218V219H171ZM199 218V217H198ZM197 218V219H198ZM203 218V217H202ZM201 218V219H202ZM207 218V217H206ZM216 218V217H215ZM225 218V217H224ZM228 218H230V216L228 217ZM235 218H236V215H235ZM246 218V217H245ZM244 218V220H246ZM263 218H264V216H263ZM45 221H44V220ZM49 219V218H48ZM47 219V220H48ZM72 219V218H71ZM104 219V218H103ZM141 219V220H140ZM195 219V218H194ZM232 219H234V218H232ZM239 220V218L237 217L236 218V220ZM53 220V215H52V219L50 220V223H51V221ZM56 220V219H55ZM61 220V219H60ZM121 220H123V219H121ZM165 220H167V219H165ZM208 220H210V218H208ZM217 220H218V218H217ZM221 220H222V218H221ZM229 220V219H228ZM231 220V219H230ZM230 220H229V222H230ZM235 220V219H234ZM235 220V222H238V221H236ZM259 220V219H258ZM112 221V220H111ZM115 221V220H114ZM140 221V222H139ZM171 221V220H170ZM170 221H169V223H170ZM199 221V220H198ZM201 221V220H200ZM211 221H212V218H211V220H210V223H211ZM240 221V220H239ZM247 222H248V219L246 220ZM245 221V222H246ZM261 221V220H260ZM263 221V220H262ZM70 222H72V221H70ZM89 222H92L93 223V226H92V228L91 227H89V229L91 228V229H94L93 231H91V232H88L87 230H85L86 228H85V226H86V224L87 223H89ZM121 222V223H122ZM162 224V225H159L160 223ZM172 222V221H171ZM190 222V221H189ZM189 222H187V223H189ZM194 222V221H193ZM192 222V223H193ZM202 222V221H201ZM208 223H209V221H207ZM213 222H214V220L212 221V223L211 224H213ZM227 222V219H226V221H225V223ZM229 222H227V223H229ZM234 222V221H233ZM243 222V221H242ZM257 222V221H256ZM47 223H49V222H47ZM49 223V224H50ZM53 223V222H52ZM51 223V224H52ZM107 223V222H106ZM115 223V222H114ZM113 223V224H114ZM196 223V222H195ZM232 223V222H231ZM239 223V222H238ZM62 224V223H61ZM108 224V223H107ZM120 224V223H119ZM140 224H142V222L140 223ZM202 224H204V223H202ZM211 224H208L207 225V230H205L206 231V234H205V237H204V239H205V241L204 242H200V241H198L199 243H197L196 241H195V239L193 240L192 238H194V237H190V240H193V242L195 241V243H197V245L196 246H193V248H195L194 250V256H196L197 258L195 259H193V258H189L190 259V261L188 262V264H193V263H195V264H197V263H199V261H198V258H201V260L203 261V264H215L216 263V261H218L219 260V262H221V260H223L224 259V257H222L223 256V254L221 255V256H217L218 257V260H214V259H212V258H215L216 259V256H213V254H214V252L216 251V249H217V247H216V244H214L213 245V248L211 247L212 246V244H211V239L212 238H214L213 236H216L217 237V231H216V228H214V226L216 225L217 226V224H220V223H215V225L213 226V225H211ZM248 223H246V226H247V228H248V225H247ZM264 224V223H263ZM46 225V224H45ZM54 225V224H53ZM88 225V224H87ZM92 224H90V226H91ZM104 226V223H102V224H100V226L102 227V229H103V226ZM165 225H168V223L167 224H165ZM170 225V224H169ZM168 225V226H169ZM189 225H191L190 223H189ZM193 225V224H192ZM239 225H240V223H239ZM244 225V224H243ZM250 225V224H249ZM254 225H256V224H254V222H252V226L250 227V230H251V228H253V226ZM261 225V224H260ZM42 226H44L43 224H42ZM62 226V225H61ZM95 226V227H94ZM100 226L98 227L99 228V232L100 233H102L101 231H100ZM105 226H106V224H105ZM104 226V227H105ZM113 226V225H112ZM121 226V225H120ZM121 226V227H122ZM146 226L148 227V225L146 224ZM151 226L150 227H148V228H150V230H151ZM162 226V227H161ZM171 226V225H170ZM188 226V225H187ZM197 226V225H196ZM202 226V225H201ZM205 226V225H204ZM218 226H220V225H218ZM222 226V225H221ZM224 226H227V225H224ZM236 226H237V223H236ZM263 226V225H262ZM46 226H44V228H45ZM50 227V226H49ZM94 227V228H93ZM110 227V226H109ZM121 227H119V229L121 228ZM203 227V226H202ZM202 227H200V228H202ZM231 227V226H230ZM234 227H235V225H234ZM238 227V226H237ZM256 227V226H255ZM255 227H254V229H255ZM23 228V227H22ZM22 228H20V229H22ZM52 228V227H51ZM116 228H118V227H116ZM148 228H147V230H148ZM203 228H205V227H203ZM215 229V231L216 232H214L216 235H213V231H214V229ZM218 228V227H217ZM243 228H244V226H243ZM246 228V229H247ZM261 228V227H260ZM23 229H25V228H23ZM28 228H26V230H29ZM34 229H37V228H34ZM48 229V228H47ZM90 229V230H91ZM144 229V228H143ZM221 229V228H220ZM226 229V228H225ZM228 229V228H227ZM238 229V228H237ZM249 229V228H248ZM247 229V230H248ZM263 229V228H262ZM33 230V229H32ZM55 230V229H54ZM106 230V229H105ZM196 230V229H195ZM234 230V229H233ZM232 230V231H233ZM245 230V229H244ZM253 230V229H252ZM21 231H23V230H21ZM33 231H35V230H33ZM33 231H32V233H33ZM39 231V230H38ZM37 231V232H38ZM43 231V230H42ZM52 231V230H51ZM51 231H49V232H51ZM57 231V230H56ZM64 231L66 232V234L64 233ZM86 231L88 232L87 234H85L86 233ZM98 231H97V233H98ZM120 231H121V229H120ZM197 231V230H196ZM236 231V230H235ZM234 231V233H236V234H238V231L240 232L237 236L239 237L238 238V240L239 241H241L242 242V239H243V237H246V236H243V233H241V231L242 230H238V231H236L235 232ZM254 231V230H253ZM263 231H264V229H263ZM41 231H39V233H40ZM104 232H106V234H104ZM102 234H104L105 236L106 235H108L109 233H107V231H104ZM137 233V235H134V233ZM140 232V234H138ZM151 232H152V230L150 231V233L149 234H151ZM171 232H172V230H171ZM201 232H203V234H204V231H200V232H198V233H201ZM244 232V231H243ZM247 231H245V233H246ZM249 232L250 231H248L247 232V236H248V234H249ZM260 232H261V230H260ZM44 233V232H43ZM100 233H98V234H100ZM118 233H119V231H118ZM118 233H116V232H114V234H116L115 236H114V238L118 235ZM165 233V234H164ZM169 233V234H168ZM186 233V232H185ZM41 234V233H40ZM102 234H100V235H96L95 237H97V236H100L99 238L101 239V236L103 237V235ZM187 234V233H186ZM219 234V233H218ZM233 234V233H232ZM235 234V235H236ZM252 234H253V232H252ZM256 234V233H255ZM263 234V233H262ZM112 235V234H111ZM145 235V234H144ZM185 235V234H184ZM221 235V234H220ZM260 235V234H259ZM9 236V237H10ZM113 236V235H112ZM146 236V235H145ZM224 236V235H223ZM262 236V235H261ZM261 236H259V237H261ZM264 236V235H263ZM90 237L92 238L91 240H89L90 239ZM109 237V235L107 236V238ZM133 237V239H134V241L136 240L135 238ZM142 240L144 239L143 237V234H142ZM160 237V238H159ZM171 237H172V239H171ZM215 237V238H216ZM257 237V236H256ZM255 237V239L257 240V238ZM28 238V239H27ZM99 238H97L98 239V241H99V243L100 242H102L103 240H104V238H106V237H103V239H102V241H100V239ZM121 238H120V240H121ZM157 238H159L158 240L160 241L159 243H161V244H158V246H157V244H156V239ZM109 239V238H108ZM113 239V238H112ZM116 239V238H115ZM118 239V238H117ZM116 239V240H117ZM165 240H166V238H164ZM202 239H203V237H202ZM203 239V240H204ZM218 239V238H217ZM216 239V241H218ZM220 239H221V236H220ZM227 238H225V240H226ZM119 240V239H118ZM141 240V239H140ZM162 240V239H161ZM167 240L169 241V237L167 238ZM215 240V239H214ZM214 240H212V241H214ZM224 240V239H223ZM93 241V240H92ZM106 241L107 242H109L110 241V239H109V241L106 239ZM105 241V242H106ZM112 241V240H111ZM133 241V240H132ZM139 241V240H138ZM138 241H135V243H140V242H138ZM167 241V242H168ZM173 241L170 243V245H168V244H166L165 243V245H168V246H166V248L165 247H163V248H165V249H168L167 247H169V246H171V247H169V249L171 248V250L173 249V247H172V243H173ZM175 241L177 242L176 244H175ZM179 241V242H178ZM210 241V243H208ZM222 241V240H221ZM245 241H246V239H245ZM245 241H243V242H245ZM114 242V241H113ZM118 242V241H117ZM158 242V241H157ZM166 242V241H165ZM187 242V241H186ZM235 242V241H234ZM45 243V245H43ZM46 243H47V245H46ZM93 243V242H92ZM92 243H90V245H92ZM98 243V242H97ZM97 243H96V245H97ZM103 243H104V241H103ZM102 243V244H103ZM121 243V242H120ZM121 243V244H122ZM125 243H123L124 245V247H126V248H128L127 247V245L125 244ZM134 243V244H135ZM141 243H142V241H141ZM140 243V244H141ZM189 243V247L191 246L190 244H191V241L190 242H188ZM213 243H215V242H213ZM226 243H227V240H226ZM237 243V242H236ZM235 243V246L238 244V245H240V242H238L237 244ZM86 244H88V243H86ZM105 244H108V243H105ZM109 244H110V242H109ZM114 245H115V248H114V245L113 246H111V244H110V250H111V247H113L114 248V250H117V247H116V243H113ZM120 244V245H121ZM129 244V243H128ZM184 244V243H183ZM183 244H181V245H183ZM193 245H194V243H192ZM208 244V245H207ZM224 244V243H223ZM228 244V243H227ZM244 244V243H243ZM242 244V245H243ZM247 244V243H246ZM256 244V243H255ZM38 245V246H37ZM90 245H85V246H87L86 248H85V246H84V249H85V251L88 253V250L92 247V252H93V249H95L94 248V246H96L95 244H93L92 246H90ZM98 245H100V244H98ZM117 245H118V243H117ZM119 245V247L121 248V246ZM129 245H133V244H129ZM211 245V246H210ZM219 245H222V244H220V242H219ZM219 245H217V246H219ZM237 245V246H238ZM89 246V247H88ZM102 246V245H101ZM100 246V248L99 249H103L104 247H105V245H104V247L102 246L101 247ZM140 246L141 245H139V247H138V245H137V247L135 246V245H133V248H135L136 247V250H138V249H140ZM160 246V247H159ZM186 246H188V245H186ZM214 246L216 247V249H215V251H213L212 249H214ZM222 246H224V245H222ZM233 246V245H232ZM236 246V247H237ZM98 247V246H97ZM109 247H105V248H107V250L109 249ZM123 247V249H125ZM130 247V246H129ZM183 247H185L184 245H183ZM183 247L182 248H180V249H183ZM189 247H185V248H189ZM208 247H211V248H209V251H211L212 252V254L210 255V253L208 254ZM221 247V246H220ZM225 247H227L226 245L224 246V248ZM229 247V246H228ZM228 247L227 248H225V250L227 249V251H229L228 250ZM246 247H247V245L246 246H240V249H239V252L238 253H236V252H234V253H236V254H231L233 251H231L229 254H230V256L232 255V256H235V255H237L235 258H234V260H235V262H234V260L232 259V258H229V261L232 259L233 260V262H231L232 264H245L246 263V259L247 258H245L246 257V253H247V249H246ZM120 248H118V249H120ZM132 247H130L129 249H131L130 250V253H132V249H133ZM138 248V249H137ZM162 248V249H163ZM175 248H176V246H175ZM174 248V249H175ZM184 248V249H185ZM191 248V247H190ZM253 248H254V245H253ZM81 249V250H82ZM129 249L127 250V251H129ZM173 249V250H174ZM229 249H232L231 247H229ZM235 248H233L232 250H234ZM237 249V250H238ZM255 249L257 250V248H256V245H255ZM126 250V249H125ZM149 250V251H148ZM160 250H161V248H160ZM160 250H158V252H160V255L162 254L161 253V251ZM176 250H178V248L176 249ZM176 250H174L175 252H176ZM186 250V249H185ZM190 250V249H189ZM193 250V249H192ZM220 250H221V248H220ZM224 250V249H223ZM222 250V251H223ZM84 251V252H85ZM89 251H91V250H89ZM106 251V250H105ZM113 251V250H112ZM112 251H110V252H112ZM120 250H117V252H119ZM124 251V250H123ZM123 251L121 252L120 251V253H123ZM165 251V250H164ZM251 251V250H250ZM254 251V250H253ZM252 251V252H253ZM124 252H126V251H124ZM133 252H134V250H133ZM166 252H169V251H166ZM166 252H164V254L166 253ZM177 252H179V250L177 251ZM181 252H182V250H181ZM186 252H187V250H186ZM185 251L183 252L184 253V255H188V256H182L183 255V253L181 254V257H179V258H177L176 257V259H174L173 261L175 262L174 264H182V261H183V259L186 257H189V253L190 252H187L186 253ZM218 252H220L219 250H218ZM81 253V254H80ZM87 253H83V254H87ZM115 253V252H114ZM135 253H138L137 251H135ZM134 253V254H135ZM170 253H171V251H170ZM186 253V254H185ZM216 253V252H215ZM88 254H90V253H88ZM87 254V255H88ZM110 254H112V253H107L106 255H108V256H110ZM124 254V253H123ZM128 254V252H126V255ZM149 254V253H148ZM147 254V255H148ZM157 255V257H160L159 256V253H156ZM180 254V253H179ZM225 254V253H224ZM253 254H255V252L253 253ZM253 254L252 255H250V257H252L253 256ZM103 255V254H102ZM105 254H104V256H106ZM116 255V254H115ZM118 255L120 256V254L118 253ZM122 255V254H121ZM153 255H154V253H153ZM152 255V256H153ZM210 255V256H209ZM228 255V254H227ZM84 257H86V255H83ZM93 256V255H92ZM107 256V257H108ZM112 256V255H111ZM136 256V255H135ZM165 257H167V255H164ZM169 257H171L170 255H168ZM176 256V255H175ZM174 256V257H175ZM231 256V257H232ZM70 258L68 261L65 259V258ZM124 258L125 259V257L122 255L121 256V258ZM173 257V256H172ZM190 257H191V253H190ZM220 257H222L221 258V260L219 259ZM97 258V257H96ZM95 258V259H96ZM103 258V257H102ZM106 257H104L103 259H105ZM112 257H109V259H111ZM115 258V257H114ZM127 258H128V256H127ZM126 258V259H127ZM150 258H152V257H149V261H150ZM153 258H155V255H154V257ZM186 258H185V261H186ZM226 258V257H225ZM79 259V260H80ZM89 259H90V257H89ZM109 259H105V260H109ZM117 259H120V257L118 258V256H117ZM124 259H123V261H124ZM128 259H130V258H128ZM144 259H146L147 261L146 262H144ZM161 259V261L163 260L162 259V257L160 258ZM166 259H168V258H166ZM188 259V258H187ZM228 259V258H227ZM85 260V259H84ZM113 260V259H112ZM115 260V259H114ZM153 260V259H152ZM171 260V259H170ZM225 260V259H224ZM88 261V260H87ZM92 261V260H91ZM97 261H98V259H97ZM104 261V260H103ZM116 261V260H115ZM114 261V262H115ZM126 261V260H125ZM128 261V260H127ZM132 261V260H131ZM155 261H157V260H155ZM154 261V262H155ZM161 261H159V262H161ZM164 261H167V260H164ZM228 261V260H227ZM79 262V261H78ZM99 262H101V261H99ZM105 262V261H104ZM109 262V261H108ZM119 262V261H118ZM122 262V259H121V261H120V263ZM134 262H131V263H134ZM163 262V261H162ZM171 261H169L167 264H169ZM187 262V261H186ZM247 262H249V261H247ZM253 262V261H252ZM94 263H96V262H94ZM112 263V262H111ZM120 263H118V264H120ZM128 263H130V262H127L126 264H128ZM157 263V262H156ZM172 263V262H171ZM170 263V264H171ZM201 263V262H200ZM199 263V264H200ZM225 263H227V262H225ZM224 263V264H225ZM230 263V264H231ZM256 263H258V262H256ZM80 264V263H79ZM85 264H89V263H85ZM91 264V263H90ZM108 264H110V263H108ZM123 264V263H122ZM124 264H125V262H124ZM149 264H152L151 262L149 263ZM162 264V263H161ZM173 264V263H172ZM216 264H219L218 262L216 263ZM221 264V263H220ZM250 264H252V263H250Z\"/></svg>",
	"mask_w": 264,
	"mask_h": 264
}]
</instances>
